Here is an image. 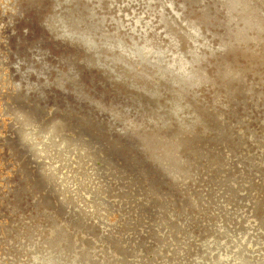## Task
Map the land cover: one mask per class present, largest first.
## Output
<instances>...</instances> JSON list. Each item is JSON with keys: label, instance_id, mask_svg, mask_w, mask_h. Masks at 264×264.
I'll list each match as a JSON object with an SVG mask.
<instances>
[{"label": "rangeland", "instance_id": "1", "mask_svg": "<svg viewBox=\"0 0 264 264\" xmlns=\"http://www.w3.org/2000/svg\"><path fill=\"white\" fill-rule=\"evenodd\" d=\"M26 1H28L27 3L29 4V6H27L28 4L26 3ZM32 1H33V3H32ZM36 2H34V0H24V2L26 3H23V4H21L20 5V3H21V0H0V35H2V36H0V104L2 105V106H0V109H2L4 106V108L5 109H2V110H0V116H2V117H0V239L2 240V241H0V264L2 263V264H11V263H13V262H15V263H20V264H26L27 262H30L31 261V255L33 254V253H31V252H33V250H30V251H28L27 252V254L26 255H24V253H22L21 251H20V253L19 254H17L18 252H19V250L18 249H21V248H23V245L25 244V243H27L26 242V239H25V234H26V237L27 236H29L28 234H29V232L30 233H32L33 232V234L34 233H36V232H40V231H42V232H44L45 231V229H47V231H46V233L44 234V235H51V236H54L55 235V233H54V230H53V227L51 226V223H50V221L51 220H53V222L54 223H56V224H58V225H61V226H63V225H66V226H63L64 228H65V230L68 232V237L70 238L69 240L70 241H72V242H74V243H76L75 245H73L72 243H70L72 246H74V247H78L77 249H79L80 251L82 250V251H88V252H90L91 254H92V256L93 257H95L96 259H98V260H100V261H102L103 259H104V257H101V256H104L106 253V256L110 259V260H112L113 259V261H115V259H119V260H121V258H123L124 256L126 257H124L129 263H133V264H138L139 262V264H148L149 262V264H152L154 261H156V262H154V264H181V262L183 261V263L182 264H186V261L188 262V264H195L196 262V264H201V263H203V264H224L223 262H225L226 260V264H237L238 262H240V263H238V264H241L242 262L240 261L241 259H243L245 262L247 261V260H250V261H247L246 262V264H264V260H263V258H264V228H262V227H264V194H260V193H264V160H262V157L264 156L263 155V153H264V131H262V130H264V127H263V125H264V43H263V46H262V42H264V35H262L261 37H259L258 35V38H257V36H256V34H257V32H254L253 34H252V32H251V37L252 38H250V39H248V41H249V43L248 42H246V41H241L242 43H243V46H242V44H240V47H239V44L236 46V48H238L239 47V51H238V53H237V51L235 50V48L234 49H232V50H234V51H236L235 53H233L232 52V55H230L231 54V51H228L229 49L228 48H222V47H220L219 46V44H221V39H219L220 37L222 38L223 36H224V33H225V30H223L224 29V27H222V25L223 24H221L220 25V23H223V22H220L221 20L223 21L224 20V18H222V17H224V15H225V12H223V11H225L224 10V8H220L221 7V5H220V3H218V0H215V3L213 2V0H206V1H204V0H200V1H198V0H176V3H175V1L174 0H170V2H169V0H165L166 2H163V0H123V2H125L129 7H132L131 9H128L129 7L127 6V10H125V7L126 6H122L123 4V2H120V1H122V0H118V2H120L119 3V5H121L122 6V8L119 6V5H117L118 4V2H117V0H114V3H117V4H114L113 3V1H111V0H109V1H107V2H105V0H91V1H89V0H87V1H85V0H75V1H72V0H65V3H63V1L64 0H51V3L49 2L48 3V0H35ZM44 1V2H43ZM50 1V0H49ZM57 1V2H56ZM68 3H67V2ZM78 1V2H77ZM80 1V2H79ZM81 1H82V3L84 4H87V6H88V8H86L87 6H85V4L83 5L82 3H81ZM88 1L89 2H91V7L93 8H91L90 7V4L88 3ZM95 3H94V2ZM114 4V5H112L111 4V2ZM130 1H133V5H137V7H135V6H133L132 5V2L130 3ZM144 1V2H143ZM150 1H152L151 3H153V4H151L150 3ZM156 1H157V3L160 1V3L159 4H157L156 3ZM163 3H162V2ZM168 1V2H167ZM173 1V2H172ZM184 3H183V2ZM187 1H189L188 2V4H187ZM191 1L193 2V1H195L194 2V4H191ZM201 1H203L201 4H200V2ZM211 1H212V3H211ZM216 1H217V3L220 5V7H219V5L216 3ZM254 1L255 0H253V3H254ZM262 1H264V0H260V2H259V0H256L255 1V5L257 6V4L258 5H260L259 7H261L262 8V11H263V13H264V10H263V5H264V2H262ZM31 2V3H30ZM40 2V3H39ZM58 2H60V4L58 3ZM79 3L78 5H77V3ZM99 2H102V5H103V7H102V5H98L99 4ZM104 2V3H103ZM110 2V3H109ZM143 2V3H142ZM179 2V3H178ZM209 4H211V5H209V8H204V6H208V3ZM258 2V3H257ZM43 3V4H42ZM46 3H48V4H45ZM56 3V4H55ZM70 3V4H69ZM71 3H73V4H71ZM108 3V5H106V4ZM124 3V5H126ZM139 3V4H138ZM146 3V4H145ZM147 3H150V4H147ZM154 3H156V4H154ZM164 4V6L162 5V4ZM168 5V7L169 8H167V6H166V4ZM174 4V5H172V4ZM183 3V4H182ZM190 3V4H189ZM198 3V4H197ZM33 4V5H32ZM35 4V5H34ZM36 4H39L38 5V7L36 6ZM54 4V5H53ZM57 4H58V6H57ZM65 4V6H63V5ZM96 4V5H95ZM101 4V3H100ZM104 4L106 5V7L104 6ZM177 4V5H176ZM185 4V5H184ZM196 4V5H195ZM205 4V5H204ZM213 4H216V5H213ZM20 5V6H19ZM25 5V7L23 8V9H21L20 10V8L19 7H23ZM32 5V6H31ZM41 5H43V6H41ZM60 5V6H59ZM73 5V6H72ZM77 7H76V6ZM83 5V6H82ZM101 6L100 8H98V7H93V6ZM112 5V6H111ZM116 5H117V7H116ZM141 5H143L142 7H141ZM147 5V6H146ZM149 5V6H148ZM159 5V6H158ZM163 6V8H162V6ZM174 6V7H176V8H171V6ZM189 5V6H188ZM192 5V7H193V9L192 10H194V11H192L191 12V8H190V6ZM201 5V6H200ZM203 5V6H202ZM45 6V7H44ZM61 6H62V8H61ZM67 6V7H66ZM80 6V7H79ZM81 6H82V9H81ZM107 6H108V8L109 9H107ZM139 6V7H138ZM144 6H146V8L148 9V11H147V9L144 7ZM158 6V7H157ZM184 6V7H183ZM197 6V7H196ZM200 6V7H199ZM212 6H214L213 8H215V6H217V8H215L214 10H213V8L212 9H210ZM30 7H33V8H30ZM37 7V8H36ZM41 7V8H40ZM58 7V8H57ZM60 7V8H59ZM64 7V8H63ZM90 7V8H89ZM112 7V8H111ZM115 7V8H114ZM134 7V8H133ZM141 7V8H140ZM150 7L152 8V10H150ZM153 7H154V9L156 10H154L153 9ZM181 7H183L184 9H187L188 10V8H190L188 11H185L183 8H181V10H179ZM186 7V8H185ZM188 7V8H187ZM196 7V8H195ZM199 7V8H198ZM219 7V8H218ZM17 8V10L19 9L20 11V16H21V18H20V16L19 17H17L15 20H12V19H5V18H7V17H5V16H3V13L4 14H7V15H10V14H12V12L15 10ZM25 8H27L26 10H25ZM30 8V9H29ZM35 8V9H34ZM42 8H43V10H42ZM48 10H47V9ZM53 8V9H52ZM77 8V9H76ZM79 8L81 9V11L85 8L86 10H88V11H86L85 10V12H87V13H85L84 12V10L82 11L84 14H82L81 13V11L80 12H78L79 11ZM96 8V9H95ZM102 8V9H101ZM117 8V9H116ZM121 8V9H120ZM136 8V9H135ZM140 10H139V9ZM197 8H198V10H197ZM203 10L202 12L200 11L201 9ZM204 8V9H203ZM31 9H33V10H31ZM36 9H38V10H36ZM50 9H52V10H54V11H51ZM56 9V10H55ZM58 9V10H57ZM71 9V10H70ZM94 9L95 10H97V9H101L100 11H94ZM106 11H105V10ZM119 9V11H120V13H121V10H122V12L123 13H119V11H117ZM159 9H162V10H159ZM173 9V10H172ZM196 9V10H195ZM207 9V10H206ZM211 10V13H210V10ZM217 9H220L221 10V12H220V10H219V12H218V10ZM23 10V11H22ZM36 10V11H35ZM67 11V13L65 12V11ZM77 10V11H76ZM113 10V11H112ZM128 10H130V11H128ZM149 10H150V13H149ZM185 11L186 12V14L184 13V14H182V12L183 11ZM213 10V11H212ZM215 10H217L216 12H217V14L214 12ZM26 11V12H25ZM28 11V12H27ZM30 11V12H29ZM39 11V12H38ZM47 11V12H46ZM50 11V12H49ZM92 11H94L95 12V15H96V17H95V15H92ZM102 11H104V12H102ZM110 12V14H109V12ZM129 13H127V12ZM132 11V12H131ZM142 11V12H141ZM145 11V12H144ZM152 11H154V12H152ZM165 11V12H164ZM176 11H177V13H178V15L176 14ZM196 11H197V13H196ZM204 11H207L209 14H210V16H209V14H207L209 17V19H207V15H206V13H204ZM10 12V13H9ZM22 12H24L25 13V15H24V13H22ZM37 12H38V14H37ZM49 12V13H48ZM55 12V13H54ZM65 12V13H64ZM108 14H107V13ZM113 12H116V13H113ZM125 12V13H124ZM138 13V14H135V13ZM139 12H140V14H139ZM161 12L163 13V14H161ZM167 12V13H166ZM169 12H172V15H171V13L169 14ZM181 12V13H180ZM189 12H191V13H189ZM194 12V13H193ZM213 12H214V14H213ZM223 12V13H222ZM27 13V14H26ZM29 13V14H28ZM36 13V14H35ZM51 13H53V14H51ZM63 14V16H62V14ZM70 15H69V14ZM76 13H78L77 15H76ZM105 13V14H104ZM113 13V14H112ZM118 13V14H117ZM130 13H131V15H130ZM152 13H154V14H152ZM187 13H189V14H187ZM218 13H221V14H218ZM33 14H34V17H33ZM49 14V15H48ZM55 14V19L52 17L53 15ZM67 14V15H66ZM82 14V15H81ZM86 14V15H85ZM89 16H88V15ZM91 14V15H90ZM97 14H98V16H97ZM115 14V15H114ZM119 14L120 15H122V16H119ZM123 14H124V16H126L127 17V19L128 20H126V18H124V16H123ZM142 14V15H141ZM147 14V15H146ZM149 14H150V16H149ZM169 14V15H168ZM174 14V15H173ZM193 14V15H192ZM213 16H212V15ZM28 15H29V17H28ZM41 15V16H40ZM44 17H43V16ZM46 15H48V16H46ZM60 15V16H59ZM67 16V18H66V16ZM77 18V19H75L74 20V16ZM84 15V16H83ZM110 15H112V16H110ZM134 15H135V17H134ZM136 15H137V17H136ZM141 15V17L145 20H143V19H141L139 16ZM157 15V16H156ZM161 15V16H160ZM171 15V16H170ZM182 15H184V16H182ZM185 15H190L189 17L188 16H186L185 17ZM201 15H203V16H201ZM217 15V16H216ZM222 16V17H220V16ZM24 16V17H23ZM69 16V17H68ZM85 16H87V17H85ZM92 18H91V17ZM101 16V17H100ZM107 16H109V18H106ZM118 18H116V17ZM119 16V17H118ZM133 18H132V17ZM144 16V17H143ZM145 16H146V18H145ZM147 16H149L148 18H147ZM153 18H152V17ZM164 16V17H163ZM169 16H170V19H169ZM176 16V17H175ZM182 16V17H181ZM199 16V17H198ZM220 17L218 20L215 18V17ZM263 16H264V14H263ZM50 18V19H52V20H50V19H47V18ZM52 17V18H51ZM70 17H72V18H70ZM79 17V18H78ZM82 17V18H81ZM93 17H95V18H93ZM98 17V18H97ZM100 17V18H99ZM115 17V18H114ZM122 17V18H121ZM131 19L130 21H129V18ZM154 17H156L155 19H157V21L154 19ZM167 17V18H166ZM187 18L188 17V19L186 20V19H184V18ZM192 17V18H191ZM201 17V18H200ZM215 18V19H211V18ZM22 18H25V19H22ZM38 18H40V23H37V20H38ZM45 18V19H44ZM56 18H57V20H56ZM64 18H66V19H64ZM81 18V19H80ZM87 18H89V19H87ZM99 20H97V19ZM111 18L114 20H116L117 22H115V21H113V20H111ZM136 18V19H135ZM140 18V19H139ZM151 19V20H149V23H147V21H148V19ZM160 18H161V20L162 21H160ZM173 18L175 19V20H173ZM184 19V20H182V19ZM222 18V19H221ZM20 19H21V21H20ZM27 19V20H26ZM47 19V20H46ZM58 19H60V20H58ZM61 19H63V20H65L66 22H64V24H61V23H63V20L61 21ZM68 19V20H67ZM71 19V20H70ZM84 19V20H83ZM87 20V22H86V20ZM105 19V20H104ZM106 19H107V21H106ZM134 19V20H133ZM141 21H139V20ZM152 19H153V21H152ZM159 19V20H158ZM178 19V20H177ZM190 19V20H189ZM193 19V22H197L198 23V25H199V27L201 26V25H203L205 28H202L203 26H201V30H206L205 32L204 31H199V32H195L196 34L198 33V35H195V33L194 32H192V30H189V28L190 27H188L189 25H190V22H191V20ZM197 19H199V20H197ZM202 19V20H201ZM204 19H207V20H204ZM7 20V21H6ZM24 20H26V21H24ZM35 20V21H34ZM43 20H44V22H46L45 23V25L44 24H42V23H44L43 22ZM78 20V21H77ZM82 20V21H81ZM96 20V21H95ZM103 20L105 21V22H103ZM121 20H123L122 22H121ZM139 22H138V21ZM169 20H170V22H169ZM177 20V21H176ZM181 20V21H180ZM196 20V21H195ZM214 22H213V21ZM29 21H30V23H29ZM33 21V22H32ZM42 21V22H41ZM51 21V22H50ZM58 21V22H57ZM69 21H72L73 23H74V25H78L76 28L78 29V27H80L81 28V30L80 29H76L75 27H74V25H73V23H71V22H69ZM77 21V24H75V22ZM82 22V24H85L84 25V27H83V25L81 24V23H79V22ZM85 21V22H84ZM89 21H90V23H89ZM94 21H95V23H94ZM131 23V27H130V24H129V22ZM136 21L138 22L137 24H142L143 23V25L141 26V24H140V28L138 27V25L137 24H135L136 23ZM154 21H156V22H154ZM158 21H160V22H158ZM174 21V22H173ZM198 21H200V22H198ZM206 21V22H205ZM216 21V22H215ZM217 21H219V22H217ZM12 22H13V24H12ZM35 22V23H34ZM51 24L52 22L54 23H52L51 25H55V26H50V24ZM68 22L69 23H71V27L69 26L70 24H68ZM84 22V23H83ZM99 23V24H97L96 25V23ZM115 22V24L116 23H118V22H121L120 24H118V25H120V28H118V30H117V27H118V25H115V28H113L114 27V23ZM135 22V23H134ZM150 22H152L153 24H151ZM164 23L163 25L166 27H164L163 25H161V23ZM173 23V26H172V24H171V26H172V30H173V32L175 31V28H176V31H175V33H176V36H177V44H175V46H172V48L170 49V51L169 50H167V52L169 53H167V52H165V55H164V60L167 62V61H171L172 59L171 58H173V56H171V55H174V53H179L180 55L182 54V57L185 55V56H187L188 58L191 56V54L194 52L193 50H195V53H197V52H199L198 50H200V49H204V50H208L207 52H204L205 54H203V52L201 53V51H200V53H197L199 56H203L204 58H203V61L205 60V61H208L209 62V65H208V63L207 62H204L205 63V65H207L208 67H214V71L210 68H208L207 67V69H206V66L204 65V63H202L201 62V64H203L201 67L204 69V71H206V70H208L209 69V71L208 72H205V74H206V76H207V74H208V79H207V81L205 82V83H197L196 85L197 86H199L198 87V90H199V88L200 89H202L203 87H202V85L203 84H206V86L204 87V89H206V90H197L196 88H197V86H195V84L193 85V86H191V87H189L190 89H188V88H186L187 90H189V92L187 91V90H185V91H187V92H185V93H187L186 95H182V97H179V92H182L181 91V86H180V84H176V82H173L172 80V78H173V76H172V72L170 73V71H171V69H169V71H167V72H165V73H163V74H161V76L163 77H161L160 76V73L158 74V72H157V70L158 69H155V68H157V67H150L149 68V66H148V64L147 63H149L150 61H153V57L155 56L154 55V53L153 52H147V51H145V53H144V55H143V57L141 58L142 59V61L144 60V58H145V62H144V64H143V62L141 61V59H136L137 61L136 62H138V61H140V62H138L137 64H138V69L139 70H141L142 69V71H145V69L146 70H150V72H149V74H148V76L150 75L151 76V74H152V71H153V73L154 74H152V76H154L153 78H152V76H151V78L150 77H148L147 78V80H148V84H147V80L146 79H144V80H146V81H140V79H138L137 81H136V79L137 78H135L132 74H130V73H127V71H126V65L127 66H129L130 64V62H127V63H125L127 60H125L127 57L126 56H128L127 55V52L126 51H128L129 49H128V44H129V48L131 47V46H133V43H134V45L136 44V47H137V43H141V41H143L141 44H140V46H142L143 45V43L145 42V40H152V39H157L156 38V35L159 33V31H160V33L162 34V33H164V31H166L167 32V27L169 26V29H171V27H170V24L168 25L167 23ZM180 22V23H179ZM185 22H187V23H185ZM202 22V23H201ZM204 22L206 23V24H209V23H213V26L211 25V24H209V25H211V27L212 28H214L215 27V25H216V29L214 28V30L210 27V26H205L204 25ZM208 22V23H207ZM263 22H264V20H263ZM60 23V24H59ZM86 23H87V25H89V26H86ZM94 23V24H93ZM101 23V24H100ZM104 25H103V24ZM105 23H107V24H105ZM110 23V24H109ZM147 23V24H146ZM157 24V26L158 25H161V26H156V24ZM160 23V24H159ZM175 23V24H174ZM177 23V24H176ZM186 25H185V24ZM32 24H33V26H32ZM38 24L40 25V27L42 28H40L39 26H38ZM58 24V25H57ZM67 24V25H66ZM112 24V25H111ZM125 24H128V25H126V26H124ZM148 26H146V25ZM149 24V25H148ZM155 24V25H154ZM167 24V25H166ZM179 24H180V26L181 27H178L179 26ZM184 24V25H183ZM187 24H189V25H187ZM7 25H9V26H7ZM11 25H12V27H11ZM17 26V27H14V26ZM48 25H49V27H48ZM63 25H65V26H67L66 28L63 26ZM73 25V26H72ZM79 25H81V26H79ZM96 25V26H95ZM101 25H102V27L104 26L105 27V29H106V32H105V30H104V27H103V33H106L105 34V36L103 35V33H102V31L100 30V29H102L101 28ZM111 27H109V26ZM134 25H137V26H134ZM144 25H145V27H146V29H145V27H144ZM153 26V27H155V28H153V34H154V37L152 38V35H151V33L152 32H150V30L152 31V28H151V26ZM178 25V26H177ZM218 25H220L219 27H221L220 29H219V27L217 28V26ZM29 26V27H28ZM37 26V27H36ZM45 26H46V28H45ZM62 26V27H61ZM87 28H86V27ZM96 29H94L93 27ZM117 26V27H116ZM133 26V27H132ZM150 26V27H149ZM163 26V27H162ZM264 26V25H263ZM12 29H11V28ZM14 27V28H13ZM22 27H23V29H22ZM54 27V29H53V31L55 30V28H57L56 29V31H54V32H56V33H54V32H52V33H54L53 34V36H52V33H51V31H52V28ZM60 27V28H59ZM91 27V28H90ZM123 29H122V28ZM136 27V28H135ZM137 27H138V29H137ZM157 27V28H156ZM188 27V28H187ZM210 27V28H209ZM234 27V26H233ZM19 28V29H18ZM34 28V29H33ZM50 29V31H49V29ZM63 28V29H62ZM68 28H70V29H68ZM85 28L88 30V32H91L90 34L88 33V32H86L87 30H85ZM92 28H93V30H92ZM99 28V30L97 31V29ZM124 28H127V30L125 31L124 30ZM134 28V29H133ZM141 28H143L142 29V31L145 29V33H144V31H143V33L141 32ZM149 28H151L150 30H149ZM160 28L161 29H164V31L163 30H160ZM187 28V29H186ZM18 29V30H17ZM25 29V30H24ZM38 29V30H37ZM44 29V30H43ZM64 29H66L65 31H63ZM71 29H72V31H71ZM74 29V30H73ZM131 29H133L132 31H131ZM137 29V30H136ZM154 29L156 30V33H155V31H154ZM180 29V30H179ZM184 31V34L185 33H189V34H186V35H184V34H179V31L181 32V33H183L182 32V30ZM191 29V28H190ZM221 32L220 34H223L222 36L220 35L219 36V32H218V30ZM23 30V31H22ZM33 30V31H32ZM48 32H47V31ZM60 30V31H59ZM68 30V31H67ZM79 31V33L78 34H76L77 32ZM85 30V31H84ZM91 30V31H90ZM114 30V31H113ZM119 30H121V32L119 31ZM133 32V34L135 33V32H137V34L135 33L134 35H135V37H133L132 36V33L130 32ZM149 32H148V31ZM158 30V31H157ZM178 30V31H177ZM207 30H208V32H209V30H210V32L209 33H207ZM5 33H4V32ZM24 31H26V32H28V33H26V32H24ZM32 31V32H31ZM35 31V32H34ZM43 31H45L44 33H43ZM83 31V32H82ZM93 31H94V33H93ZM97 31V32H96ZM114 33H113V32ZM117 31H118V33H117ZM127 31H129V33L127 32ZM135 31V32H134ZM162 31V32H161ZM186 31V32H185ZM189 31V32H188ZM211 31H212V34H211ZM215 31V32H214ZM3 32V33H2ZM31 32V33H30ZM33 32H34V34H33ZM41 32V33H40ZM58 32H59V34H58ZM62 32V33H61ZM65 32H69L68 34L67 33H65ZM80 32H82V33H80ZM146 32H148V33H146ZM165 32V33H166ZM193 34H192V33ZM201 32V33H200ZM204 32V33H203ZM224 32V33H223ZM12 33V34H11ZM14 33H16V34H14ZM24 33H26V34H24ZM51 35V36H49V34ZM64 33V34H63ZM75 33V34H74ZM85 33V34H84ZM108 33H111V34H108ZM120 33H122L121 34V37H119L120 35ZM126 33L128 34L127 36H126ZM131 33V34H130ZM141 33H142V35H141ZM160 33L157 35V37H158V39L156 40L157 42H158V40L159 41H164L165 43H163V41L162 42H160L161 44H159V43H157V45L158 46H160V47H164V44H165V48L167 47L166 46V44H168L169 45V35H167V33H166V39L168 40H165V39H162V38H165V37H163L164 35H165V33H164V35L162 34V35H160ZM191 33V34H190ZM203 33V34H202ZM21 34L23 35V36H21ZM44 34H46V36L44 35ZM55 34H57V35H55ZM83 34V35H82ZM94 34H96V35H94ZM102 34V35H101ZM113 34H114V36H113ZM139 34V35H138ZM144 34H146V35H148V36H143ZM150 34V35H149ZM199 34H202V38L200 37L201 35H199ZM206 34H207V36H206ZM208 34H210V35H208ZM218 34V35H217ZM6 35V36H5ZM12 35H13V38H12ZM19 35V36H18ZM36 35V36H35ZM62 35V37H60ZM76 35V36H75ZM80 36V35H82L83 36V38L81 37H79V38H76V37H78V36ZM93 35V36H92ZM108 36V38H107V36ZM111 35V36H110ZM131 35V36H130ZM136 35L137 36H139V37H137L136 38ZM185 36V37H183V36ZM191 37H190V36ZM195 37V39H194V37ZM205 35V36H204ZM253 35H255V36H253ZM260 35V34H259ZM11 38H10V37ZM17 36V37H16ZM20 36L21 37H23V38H20ZM41 36V37H40ZM44 36V37H43ZM55 36V37H54ZM58 36V37H57ZM70 36V37H69ZM71 36H72V38H71ZM74 36V37H73ZM88 36V37H87ZM101 36H103L102 37V39H100L101 38ZM125 36V37H124ZM130 36V37H129ZM151 36V37H150ZM206 38H204V37ZM210 36H214V37H210ZM215 36H216V38H215ZM219 36V37H218ZM5 37V38H4ZM9 37V38H8ZM48 37V38H47ZM52 37V38H51ZM64 37V38H63ZM67 37H69L68 39H67ZM91 37H93V38H91ZM105 37V38H104ZM114 37H118L119 38V41H118V39L117 38H115L114 39ZM140 37H141V39H142V37H144L143 38V40H141L140 39ZM145 37H148V38H146L145 39ZM181 39L180 41H179V38ZM182 37H183V40L185 39V41H183L182 40ZM197 37V38H196ZM210 37V38H209ZM218 37V38H217ZM263 37V38H262ZM7 38V39H6ZM16 38L18 39L17 41L18 42H20V41H22V42H20V43H18V42H16ZM56 38H58V39H56ZM73 38H74V40H73ZM88 38V39H87ZM103 38H104V40H103ZM106 38H107V40L108 41H105L106 40ZM110 38V39H109ZM121 38V39H120ZM124 38H125V40H124ZM128 38H130V40L128 39ZM132 38H135L134 39V41H133V39ZM208 38L210 39L209 40V42L208 41H205V40H208ZM215 38V39H214ZM256 40H254V39ZM4 39H6V40H4ZM9 39V40H8ZM13 39V40H12ZM29 39V40H28ZM48 39V40H47ZM49 39H50V41H49ZM54 39H55V43H56V46H55V43H54ZM67 39V40H66ZM75 39H77V40H75ZM83 39V40H82ZM90 39V40H89ZM187 39V40H186ZM189 39V40H188ZM192 41H191V40ZM200 39V40H199ZM203 39V41H205V42H202L201 40ZM212 39L213 40H215V41H212ZM218 39V40H217ZM251 39H253V44H254V46H252V40ZM263 39V40H262ZM20 40V41H19ZM24 40H28V41H24ZM43 40V41H42ZM46 40V41H45ZM60 40V41H59ZM69 40V41H68ZM70 40H72V41H70ZM91 40H93V42H94V44H95V46H96V44H97V49L95 48V49H90L92 46H93V42H92V44H91ZM101 40V41H100ZM118 42H117V41ZM121 40V41H120ZM122 40H124V41H122ZM128 40L130 41V42H128ZM194 40V41H193ZM196 40V41H195ZM220 40V41H219ZM259 40V41H258ZM3 41H4V43H3ZM39 41H42L41 42V44H40V42ZM47 41H49V42H47ZM59 43H58V42ZM75 41V42H74ZM78 42V44L80 43L81 44V46H80V44H79V47H76V46H78V44H76L77 42ZM80 41V42H79ZM83 41V42H82ZM102 41H103V43H105V44H103L102 43ZM105 41V42H104ZM109 41H111V42H115V44H114V42L112 43V44H114V46H117V44H119V46H117V48L116 49H118V50H115V53L114 52H112L111 50H107V49H105V45H112V44H110V42ZM133 43H132V42ZM137 41V42H136ZM139 41V42H138ZM166 41H167V43H166ZM187 41V42H186ZM199 41H201V42H199ZM261 41V42H260ZM8 44H7V43ZM24 42V43H23ZM95 42H97V43H95ZM180 42H181V46H180ZM185 42L187 43V44H185ZM188 42L190 43V42H192V43H190V44H188ZM214 42V43H213ZM17 43V44H16ZM38 43V47H39V49L41 48V50H43V51H45V52H47V58H46V64H45V67H46V69H47V67H49L46 71H48V74H47V78H48V80H47V78L45 77L44 78V80L43 79H38V72H39V70H40V67L42 66L41 65V63L40 62H37V59H36V57L34 56L35 55V53L39 50L38 49V47L36 46V44ZM69 44V47H68V44ZM101 43V44H100ZM117 43V44H116ZM125 43V44H124ZM183 43V44H182ZM194 43H195V46H196V44H197V46L195 47L194 46ZM199 43V44H198ZM200 43H201V46H202V48H201V46H200ZM210 44V46H209V44ZM248 43V44H247ZM258 43V46H256V44ZM64 44H65V46H66V48H68L67 49V51H66V49H65V46H64ZM207 44H208V46H207ZM7 46H9V47H7ZM16 46V47H15ZM33 46V47H32ZM73 46H75L74 47V49H76V52H75V50L72 48L71 49V47H73ZM83 46V47H82ZM102 46V47H101ZM120 46H123V47H120ZM139 46V47H140ZM184 46V47H183ZM187 46V47H186ZM188 46L191 48H188ZM192 46H194L193 48H192ZM198 46H200V48L198 47ZM222 46V45H221ZM249 46H250V49H249V51L247 50L248 48H249ZM256 46V47H255ZM23 47H24V49H23ZM29 49H27V48ZM46 47V48H45ZM87 48V50H86V48ZM90 47V48H89ZM99 47V48H98ZM124 47L125 48H127V49H124ZM179 47V48H178ZM204 47H206V48H204ZM207 47H209V48H207ZM220 47V48H219ZM245 48V49H243V48ZM258 47V48H257ZM7 48H9V51H8V49ZM16 48V49H15ZM20 48V49H19ZM21 48L23 49L22 51H20V53L18 52L19 50H21ZM25 48L28 50H25ZM37 48V49H36ZM44 48H45V50H44ZM56 48V49H55ZM79 48H80V50H79ZM93 48V47H92ZM101 48V49H100ZM104 48V49H103ZM123 49V51H125V55L123 54L122 55V53H123V51H122V49ZM138 48V47H137ZM176 48V49H175ZM178 48V49H177ZM187 49L186 50V52L188 53H190V56H188L189 54H187V53H185V50L184 49ZM195 48V49H194ZM198 50H197V49ZM215 48V49H214ZM217 48V49H216ZM243 50H242V49ZM257 48V50L258 51H256V53H259V54H257V56H256V53H254L255 52V50L254 49H256ZM260 48V49H259ZM15 49V50H14ZM34 49V50H33ZM47 49V50H46ZM60 49V50H59ZM70 49V50H69ZM82 49V50H81ZM101 50V51H99V50ZM121 49V50H120ZM189 49H190V51H189ZM213 50V52H211L212 50ZM221 49V52L222 51H224L225 50V53L228 51V55L227 54H223V52H222V54H221V52L219 51V50ZM227 49V50H226ZM240 49L242 50V51H240ZM17 50V51H16ZM31 50V51H30ZM35 50H36V52H35ZM52 50H53V52H52ZM81 51V53L79 52L78 53V51ZM83 50H84V52H86V53H84L83 52ZM94 50V51H93ZM95 50H98L100 53V55H98L97 56V54L96 53H94V54H92L91 55V51H93V52H95ZM178 50V51H177ZM184 50V51H183ZM196 50H197V52H196ZM214 50H216L215 52H214ZM6 51H8V52H6ZM66 51V52H65ZM71 51V52H70ZM90 53H89V52ZM105 51H106V53H105ZM107 51H109L108 53H111V54H109V57L107 56L108 55V53H107ZM111 51V52H110ZM120 52V51H122V52H120V54L122 55V57H123V59H121L120 61H116V62H118V65L117 64H115L116 62L114 61V56H117L119 53H117L116 54V52ZM174 51V52H173ZM180 51H182L181 53H180ZM191 51H193V52H191ZM250 51H253L252 53H251V58H250ZM259 51H263V52H259ZM6 52V53H5ZM12 52V53H11ZM18 52V53H17ZM30 52V53H29ZM31 52H33V53H31ZM49 52H50V55H49ZM97 52V51H96ZM243 53L242 55H246L247 56V58H246V56L244 57V56H241L240 55V53ZM244 52H245V54H244ZM247 52H249L248 53V55H247ZM23 53V54H22ZM26 54V56H24L25 54ZM53 53V54H52ZM59 53V57H58V54ZM60 53H61V55H60ZM63 53H65V55H63ZM66 53H68V54H66ZM71 53V54H70ZM74 53V54H73ZM76 53V54H75ZM78 53V54H77ZM102 53L104 54V55H102ZM112 53H113V55L114 56H112ZM213 53V54H212ZM230 53V54H229ZM262 53H263V55H262ZM15 54H17V56L19 55V54H21V55H19L20 57H17ZM29 54V55H28ZM85 56H84V55ZM88 54V55H87ZM119 54V55H120ZM154 55V56H152V55ZM169 56H171V57H168V55ZM211 54H212V56L214 55V54H216V56L218 55V56H220V58H221V60L219 59V57L218 58H215L216 56H213V57H211ZM221 54V55H220ZM237 54H239L240 55V57H239V55L237 56ZM255 54V55H254ZM7 55H9V56H7ZM51 55H53V56H51ZM64 57H63V56ZM67 55V56H66ZM70 55V56H69ZM72 55H77V56H72ZM78 55L80 56V58L78 57ZM93 55H95V56H93ZM102 55V56H101ZM118 55V56H119ZM150 55V56H149ZM255 57H254V56ZM260 55V56H259ZM7 57V59H6V57ZM16 58V61H15V58ZM22 56H23V59H22ZM30 56H33V58H35V59H33V58H31ZM56 56V57H55ZM72 56V57H71ZM88 56H90V57H88ZM105 56H107L108 58H109V61L111 62H108L107 60H108V58L107 57H105ZM124 56H125V59H124ZM148 56L151 58V59H149L148 58ZM152 56V57H151ZM221 56H225V58H223V57H221ZM227 56V57H226ZM231 56H232V60H231ZM233 56H235L236 58L238 57V59H235V57H233ZM259 56V57H258ZM14 59H13V58ZM24 57H26L25 58V60H24ZM61 57V58H60ZM66 57H68V58H66ZM84 57V58H83ZM87 57L89 58V60L87 59ZM92 57V58H91ZM95 57V58H94ZM97 57V58H96ZM101 57H102V60H101ZM103 57H105V58H103ZM165 57L167 58V59H169V60H167V59H165ZM210 57V61L209 60H207L208 58ZM253 57V58H252ZM257 57V58H256ZM50 58H51V60H50ZM58 58V59H57ZM75 58V59H74ZM86 58V59H85ZM107 58V59H106ZM112 60H111V59ZM147 58V59H146ZM183 58H186V57H183ZM187 58V59H188ZM207 58V59H206ZM211 58H214V59H212L211 60ZM222 58H223V60H222ZM249 58V59H248ZM263 58V59H262ZM4 59V60H3ZM9 59H10V62H9ZM26 59H27V61H26ZM28 59H29V61H28ZM31 59V60H30ZM54 59V60H53ZM61 59H63V60H61ZM68 60V59H71V60H68V62L66 61V60ZM83 59V60H82ZM92 59V60H91ZM96 59V60H95ZM97 59H98V61H97ZM224 59H225V61H224ZM226 59H228L227 61H226ZM19 60V61H18ZM36 60V61H35ZM75 62H77L78 61V63H75ZM88 60V61H87ZM95 62H94V61ZM103 60L106 62V64H105V62H103ZM260 60H263V61H260ZM4 61V62H3ZM8 61V62H7ZM24 61V62H23ZM57 61H58V63H57ZM66 61V62H65ZM81 61H82V63H81ZM84 61V62H83ZM91 62V64H90V62ZM101 61H102V63H101ZM112 61H113V63H112ZM125 61V62H124ZM213 61V62H212ZM217 63H216V62ZM227 62L228 63V66H231V67H228L225 63V65L222 63V62ZM250 61V62H249ZM255 62V63H253V62ZM259 61V63H257ZM14 62H15V64H16V67H14L15 66V64H14ZM22 64H21V63ZM26 62H28V63H26ZM32 62V63H31ZM33 62L35 63V64H33ZM53 62V63H52ZM56 62V63H55ZM69 62L71 63V65L72 66H70V64H69ZM90 64V66L87 64ZM93 62V63H92ZM96 62H99V63H96ZM121 62H123L122 63V66H119V65H121ZM232 64H234V65H236V66H234V68H232V66L233 65H230L231 63ZM237 62V64H235ZM7 63V64H6ZM19 63V64H18ZM23 63H25L24 65H23ZM36 63H38V64H40V65H37ZM51 63V64H50ZM67 63V64H66ZM94 63H96V64H94ZM124 63H125V65H124ZM140 63V64H139ZM151 63V62H150ZM149 63V64H150ZM207 63V64H206ZM230 63V64H229ZM2 64H4V65H2ZM27 64V65H26ZM52 64H53V67H50V66H52ZM61 64H62V66H61ZM73 64H75L76 65V67H75V65H73ZM82 64V65H81ZM85 64H87L88 66H86ZM94 64V65H93ZM104 64H105V66H104ZM112 66H111V65ZM145 65V64H147V65H145V66H147V67H145V69H144V67H143V65ZM222 64V65H221ZM261 64H262V66H261ZM8 66L7 68H8V70H7V68H5L4 66ZM11 65V66H10ZM21 65L25 68H23V67H21ZM29 65V66H28ZM34 65H35V67H34ZM37 65V66H36ZM48 65H50V66H48ZM58 67H57V66ZM70 67H68V66ZM79 65V66H78ZM97 65H100V66H97ZM101 65H103L102 67H101ZM114 65H116V66H114ZM142 65V66H141ZM212 65H216V66H212ZM224 65V66H223ZM253 65H255L254 67H253ZM10 66V67H9ZM27 66V67H26ZM74 66V67H73ZM85 68H84V67ZM92 66V67H91ZM97 66V67H96ZM111 66V67H110ZM121 67L120 69H122V70H124L125 69V73H126V75H129V80H128V76L126 77L125 76V73L122 71V70H120V69H118L119 67ZM124 66V67H123ZM252 66V67H251ZM259 66H260V68H259ZM17 67H19L20 69H22V71H25L26 69H30L28 72H30L29 74H31V75H29V77H30V81H23V83H22V81L21 80H19L18 81V78H19V76H20V73H19V71H17L16 73H15V71L17 70L16 68ZM30 67V68H29ZM60 67V68H59ZM65 67H67V68H65ZM86 67H88V68H86ZM95 67V68H94ZM101 67V68H100ZM109 67V68H108ZM115 67H117V69L114 68ZM217 67V68H216ZM226 67H228V68H230V69H228V68H226ZM251 67V68H250ZM255 67H257L259 70H256V68ZM262 67V68H261ZM11 68V69H10ZM33 68V69H32ZM51 68H53V69H51ZM58 68V69H57ZM62 68V69H61ZM78 70H77V69ZM92 68V69H91ZM102 68H103V70H102ZM105 68V69H104ZM141 68V69H140ZM253 68H254V73H253ZM14 69H15V71H14ZM39 69V70H38ZM55 69V70H54ZM56 69H57V72H56ZM67 69V70H66ZM70 69V70H69ZM75 70V71H73V70ZM83 69H84V71H83ZM112 69V70H111ZM206 69V70H205ZM225 69V70H224ZM239 69V70H238ZM32 70V71H31ZM35 70V71H34ZM51 70V71H50ZM62 70V71H61ZM80 70V71H79ZM98 70V71H97ZM101 70V71H100ZM106 70H108L107 72H105ZM119 72H118V71ZM155 70V71H154ZM217 70V71H216ZM231 70V71H230ZM236 70V71H235ZM241 70V71H240ZM242 70H243V72H242ZM255 70H256V72H255ZM27 71V70H26ZM53 71V72H52ZM59 71H61V72H59ZM74 72L72 75H70L72 72ZM89 71V72H88ZM110 71H112L114 74H117V72H118V75H114L112 72H110ZM115 71V72H114ZM117 71V72H116ZM210 71H211V75H210ZM225 71V72H224ZM244 71L246 72V71H251V72H249V74L246 72V73H244ZM261 71V72H260ZM14 72V73H13ZM32 72V73H31ZM35 72H36V74H35ZM52 73V75H50L51 73ZM67 74H66V73ZM71 72V73H70ZM80 72V73H79ZM83 74H82V73ZM99 72V73H98ZM104 72V73H103ZM216 73V74H214V76H212L213 74L212 73ZM224 72V73H223ZM226 72L229 74H226ZM232 72V73H231ZM34 73V74H33ZM62 73H64L65 75H66V77H65V75L64 74H62ZM69 73V74H68ZM106 73V76H104L103 74H105ZM112 73V74H111ZM123 75V77L125 76L126 77V80H125V78L123 79V77H121L122 75ZM124 73V74H123ZM157 73V74H156ZM168 73V74H167ZM223 73V74H222ZM243 73V74H242ZM262 73V74H261ZM13 74H15V76L16 77H14L13 78ZM59 74V75H58ZM76 74H78L77 76H78V80H77V76H76ZM80 74V75H79ZM108 74V75H107ZM110 74L111 75H113V76H110ZM155 74H156V76H155ZM165 74V75H164ZM171 74V75H170ZM242 75V78H241V75ZM57 75V76H56ZM61 75V76H60ZM64 75V76H63ZM83 75V76H82ZM131 75H132V77H131ZM158 75V76H157ZM169 75V76H168ZM222 75V76H221ZM232 75V76H231ZM240 75V76H239ZM261 75V76H260ZM32 76V77H31ZM63 76V77H62ZM103 76H104V78H103ZM108 76V77H107ZM160 76V77H159ZM170 76H172V77H170ZM212 76V77H211ZM226 76V77H225ZM230 76V77H229ZM239 76V77H238ZM243 76L245 77V79H243ZM258 76H260L259 78V82H258ZM35 77H36V80H35ZM72 77L75 79V77H76V79L74 80V79H72ZM85 79H84V78ZM116 77V78H115ZM156 77V78H155ZM169 77V78H168ZM227 78V80L226 79H224V78ZM233 79H232V78ZM240 78V79H238V78ZM250 77V78H249ZM51 80H50V79ZM54 79V81H53V79ZM61 78V79H60ZM65 80H64V79ZM70 78V79H69ZM84 79V80H82L81 81V79ZM93 78V79H92ZM113 78V79H112ZM118 78H122L123 80H119ZM134 80H133V79ZM158 78H160L159 79V82H158ZM164 79V80H162V79ZM171 78V79H170ZM214 78V79H213ZM263 78V79H262ZM70 80V81H68V80ZM107 79H110V80H108V81H105V80H107ZM113 81H112V80ZM116 79V80H115ZM133 81H132V80ZM154 81V79H155V81L153 82L152 80ZM168 81H167V80ZM223 79V80H222ZM228 79H229V81H228ZM234 79H236V80H234ZM250 79H251V81H250ZM17 80V81H16ZM38 80H40V81H42V82H44V85L43 86H40L38 83L40 82V81H38ZM68 82H67V81ZM72 80H74V81H77V82H73ZM130 80H131V82H130ZM143 80V79H142ZM166 80V81H165ZM226 80V81H225ZM16 81V82H15ZM36 81V82H35ZM81 81V82H80ZM88 81V82H87ZM112 83H111V82ZM114 81H118V83L120 82V84L119 85H117L118 83L117 82H115L114 83ZM128 81V82H127ZM143 82V83H141L142 85H140L139 83H137V82ZM158 82L159 84L158 85H156V83L155 82ZM213 83H212V82ZM231 81H232V83H231ZM239 81V82H238ZM242 81H243V84H242ZM247 83H246V82ZM20 82V83H19ZM24 82H26V83H24ZM30 82V83H29ZM33 82V83H32ZM50 82V83H49ZM54 82V83H53ZM85 82V83H84ZM105 82V83H104ZM121 82H123V83H121ZM128 84H127V83ZM130 82V83H129ZM134 82V83H133ZM136 82V83H135ZM145 82V83H144ZM154 83V84H150V83ZM169 82V83H168ZM227 82V83H226ZM229 82V83H228ZM27 83L29 84V85H27ZM47 85H49L50 84V86H51V88L50 89H48V87H45V86H47ZM52 83H53V85H52ZM64 83V84H63ZM72 83H74V84H72ZM76 83H78V84H76ZM84 83V84H83ZM96 83V84H95ZM117 83V84H116ZM125 83H126V85H125ZM163 83H164V85H163ZM165 83H168V85H170V87H168V85H166ZM209 83H210V86L208 87V85H209ZM226 83V84H225ZM235 83V84H234ZM238 83V84H237ZM241 83V84H240ZM246 83V84H245ZM250 83H251V85H250ZM254 83V84H253ZM258 83L260 84V85H258ZM17 84V85H16ZM19 84V85H18ZM31 84H34L33 86L34 87H37V88H34ZM36 84V85H35ZM38 84V85H37ZM85 84H86V87L88 88H86L85 87ZM106 84V85H105ZM109 84H111V85H109ZM117 86H116V85ZM139 84V85H138ZM145 84V85H144ZM147 84V85H146ZM149 84H150V86H149ZM171 84H172V86H171ZM174 84H176V85H174ZM200 84H201V86H200ZM208 84V85H207ZM221 84V85H220ZM224 84V85H223ZM231 84V86H228V85H230ZM240 84V85H239ZM248 84H249V87L247 88V86H248ZM22 85H24L23 86V88L25 89L26 88V86H27V88H26V90H23V88H22ZM26 85V86H25ZM31 85V86H30ZM72 85V86H71ZM74 85V86H73ZM104 85L106 86V87H104ZM107 85H109L108 87H107ZM135 85H136V87H135ZM152 85V86H151ZM163 85V86H165V87H161V86ZM174 85V86H173ZM216 85V86H215ZM218 85H219V88H218ZM234 85V86H233ZM255 85H257L256 87H258V88H256L255 87ZM42 87V88H40V87ZM52 86H54V87H52ZM64 86H66V87H64ZM76 86V88H74ZM77 86H79V88H77ZM113 88H112V87ZM124 86V88H123V92H122V87ZM130 86V87H129ZM141 86H145L146 87V91H144L145 90V87H142L141 88ZM156 86V87H155ZM158 86H160L159 88H158ZM180 86V87H179ZM213 86H215L214 87V89L215 88H217L216 89V91L213 89ZM222 86V87H221ZM251 86V87H250ZM254 86V87H253ZM259 86H260V88H259ZM16 87H19V88H16ZM29 87H31V89L29 88ZM41 89V91H42V89H43V91H42V93H41V91L39 92V88ZM47 88L46 90L44 89V88ZM61 89H59V88ZM103 87H104V89H103ZM126 87V88H125ZM128 87H129V89H128ZM132 87V88H131ZM137 87H138V89H140V90H138L137 89ZM156 88V90L157 91H155V90H153V88ZM167 87H168V89H167ZM173 87V88H172ZM177 87V88H176ZM194 87V88H193ZM212 87V88H211ZM221 87V88H220ZM234 89H233V88ZM242 87V88H241ZM21 88V89H20ZM68 88V89H67ZM86 88V89H85ZM96 88V89H95ZM154 88V89H155ZM160 88H161V90H160ZM164 88H166V89H164ZM192 88V89H191ZM20 89V90H19ZM28 89V90H27ZM39 89V90H38ZM67 89V90H66ZM76 89L79 91V92H77L76 91ZM80 89V90H79ZM130 89H133V90H131L130 91ZM135 89V90H134ZM149 89H151V90H149ZM211 89H213V91L211 90ZM220 89H222V90H220ZM225 89V90H224ZM244 89V91H242ZM249 89H251L250 91H249ZM260 89L262 90V93H261V91H260ZM21 90H23V91H21ZM30 90H31V92H30ZM34 90V91H33ZM37 90V92H35ZM50 90V91H49ZM65 90L69 93L68 94V97H70L71 96V98H67V94H65V93H67V92H65ZM72 92H71V91ZM73 90H74V92H76L75 94H77V95H79L78 96V98H77V95H75L74 94V92H73ZM88 90V91H87ZM91 90H93L94 92H92ZM120 90V91H119ZM127 90H128V92H127ZM153 90V91H152ZM163 90H164V92H163ZM168 92H166V91ZM174 92H173V91ZM211 90V91H210ZM229 90V91H228ZM247 90V91H246ZM259 90V91H258ZM16 91H19V92H21L19 95H21V96H19V95H17L16 93H19V92H16ZM63 91V92H62ZM71 93H70V92ZM87 91V92H86ZM114 91H116V93L114 92ZM118 91V92H117ZM131 92V94H130V92ZM132 91H134V92H132ZM138 91V92H137ZM139 91H140V93H139ZM141 91H143V92H141ZM149 91H151V92H149ZM210 91V92H209ZM232 91V92H231ZM252 91V92H251ZM25 92V93H24ZM29 92L31 93V94H29ZM32 92H34L33 94H32ZM45 93V95H44V93ZM91 92V93H90ZM125 92V93H124ZM147 92V93H146ZM159 92V93H158ZM162 92V93H161ZM170 92V93H169ZM197 92V93H196ZM207 92V93H206ZM209 92V93H208ZM212 92H215V93H212ZM220 92V93H219ZM225 92V93H224ZM228 92V93H227ZM251 92V93H250ZM254 92H256L255 94H254ZM27 93V94H26ZM39 94V95H36V94ZM41 93V94H40ZM48 93H50V94H48ZM53 93V94H52ZM64 93V94H63ZM79 93V94H78ZM96 93V94H95ZM102 93V94H101ZM105 93V94H104ZM118 93V94H117ZM134 93V95H133V98H132V94ZM137 93V94H136ZM141 93H143V94H141ZM146 93V94H145ZM156 94V96L158 97V95H159V97L161 98L160 99V101H159V97L156 99L155 97V95L154 94ZM164 93V94H163ZM185 93H183V94H185ZM220 95H219V94ZM226 93H227V95L229 94V96H227L226 95ZM236 93V94H235ZM243 93H245V94H243ZM250 93V94H249ZM260 93V94H259ZM44 96H43V95ZM94 94V95H93ZM98 94H99V96H98ZM122 94H124V96L126 97H124ZM138 94H141L140 96L138 95ZM162 94V95H161ZM165 94H167V96L165 95ZM170 94V95H169ZM193 95V96H195L196 97V99H195V97H193V96H191V95ZM210 94V95H209ZM213 94H214V96H213ZM216 94V95H215ZM219 96H218V95ZM242 94V96H240ZM252 94H254L255 96L253 97V95ZM261 97L262 96V98H260L258 95ZM262 94V95H261ZM14 95H16V96H13ZM23 95V96H22ZM30 95V96H29ZM32 95V96H31ZM51 95V96H50ZM120 95H122V97L120 96ZM129 95V96H128ZM135 95H136V97L137 98H135ZM138 95V96H137ZM144 95V96H143ZM152 95V96H151ZM190 95V96H189ZM197 95V96H196ZM232 95H233V97L236 95V97H234V98H232ZM244 95V96H243ZM250 95H251V97L252 98H254L253 99V101H252V98H250ZM18 96L20 97V99L18 98ZM25 96H27L28 97V99H27V97H25ZM38 96V98H35V97H37ZM39 96H41V97H39ZM95 98H94V97ZM147 96H150V98L149 97H147ZM175 96V97H174ZM185 96V97H184ZM189 96V97H188ZM217 96L219 97V99L217 98ZM240 96V97H239ZM250 98H248V97ZM7 97V98H6ZM11 97H13V98H11ZM17 97V100L16 99H14V98H16ZM30 97V98H29ZM42 97H44V98H42ZM49 97V98H48ZM76 97V98H75ZM91 99H90V98ZM93 97V98H92ZM140 97H145V98H141V99H139ZM154 97V98H153ZM167 97V98H166ZM192 97V98H191ZM222 97V98H221ZM227 97L229 98V99H227ZM244 97V98H243ZM247 97V98H246ZM9 98H11V99H9ZM34 98V99H33ZM39 98H41V99H39ZM80 98V99H79ZM84 100H82V99ZM105 100H104V99ZM117 98H120V99H118V102H117ZM123 98V99H122ZM128 98H132V99H128ZM135 98V99H134ZM151 98H153V99H151ZM172 98V99H171ZM185 98V99H184ZM190 98V99H189ZM210 98V99H209ZM214 98H215V100H214ZM225 100H224V99ZM231 98H232V100H231ZM13 99V100H12ZM36 99V101H34ZM46 99V100H45ZM51 99V100H50ZM92 99L94 100L93 101V103H92ZM103 99V100H102ZM137 99V100H136ZM151 99V100H150ZM174 99V100H173ZM181 99H182V101H181ZM212 99V102H210V100ZM217 99H218V101H217ZM243 99V100H242ZM244 99H246L247 100V102H246V100H244ZM257 99V100H256ZM262 99V100H261ZM15 100V101H14ZM21 100V101H20ZM26 100V101H25ZM32 100V101H31ZM44 101L43 103H41V101ZM48 100H50V101H48ZM78 100H79V102H78ZM82 100V101H81ZM90 100H91V102H90ZM98 100H99V102L102 104H100L99 102H98ZM114 100H116V102L117 103H115V101ZM125 100H126V102H125ZM133 100H134V102H133ZM135 100H136V102H138V103H136L135 102ZM138 100H140L141 101V103H143L144 105L142 106V105H140L141 103H140V101H138ZM168 100H169V102H168ZM173 100V101H172ZM178 100V101H177ZM190 100H195L196 101V103H195V105L193 104V102H191ZM207 100H209V101H207ZM221 100H223V101H221ZM227 100V101H226ZM230 100V101H229ZM235 100H237L236 102H238V108L239 109H241V110H239L238 108H237V106H236V102H235ZM18 101V102H17ZM22 101L23 102H25L24 104V106L22 107ZM39 101V102H38ZM78 102V104H77V102ZM81 101V102H80ZM86 101V102H85ZM113 101V102H112ZM129 101H131V103L129 102ZM189 101V102H188ZM194 101V102H195ZM227 102V103H224V102ZM241 101H243V103L241 102ZM2 102V103H1ZM18 104H21V105H18ZM21 102V103H20ZM35 103V105H34V103ZM36 102H38V103H36ZM88 102V103H87ZM90 102V103H89ZM99 103V104H97V103ZM120 102V103H119ZM126 104H124V103ZM147 102H149V103H147ZM155 102L157 103V102H159V103H157V106H156V104H155ZM164 102V103H163ZM174 102H175V104H174ZM186 102V103H185ZM190 102L192 103V104H190ZM198 102V103H197ZM224 103V105L223 104H221V103ZM232 102V103H231ZM235 102V103H234ZM241 102V103H240ZM6 103H8V104H6ZM33 103V104H32ZM41 103V104H40ZM46 103H47V105H46ZM67 103V104H66ZM80 103V104H79ZM85 103V104H84ZM118 103H119V105H118ZM134 103H135V105H134ZM146 103V104H145ZM151 103V104H150ZM171 103V104H170ZM184 103V104H183ZM216 103H218V105L219 106H217V104ZM258 103V104H257ZM261 105H260V104ZM27 104V105H26ZM43 104H44V106H43ZM49 104V105H48ZM124 104V105H123ZM147 104H149V105H147ZM162 104H163V106H162ZM169 104V105H168ZM173 104V105H172ZM177 104V105H176ZM187 104L189 105V106H187ZM201 104V106L199 107V105ZM212 104H215L217 107H215V106H213ZM247 104V105H246ZM7 105H8V108L11 110H9L8 108H7ZM12 105V106H11ZM18 105V106H17ZM29 105L31 106V107H29ZM36 105H37V108L38 109H36L35 107H36ZM42 105V106H41ZM65 105H67L68 106V108H66L67 106H65ZM71 105V106H70ZM90 105H93L91 108H90ZM96 105H97V107H96ZM101 107H99V106ZM108 105V106H107ZM112 107H110V106ZM128 105V106H127ZM139 107V108H137V106ZM152 105H153V107H152ZM212 105V106H211ZM222 105L224 106L223 108H222ZM227 105V106H226ZM239 105H241V106H239ZM253 105V106H252ZM258 105V106H257ZM26 106V107H25ZM40 106V107H39ZM72 106H75V107H72ZM79 106V107H78ZM82 106H83V109H81L82 108ZM89 106V107H88ZM95 106V107H94ZM105 106V107H104ZM106 106H107V108H106ZM118 106V107H117ZM119 106H121V107H119ZM130 106L132 107V109L130 108ZM134 106H135V108H134ZM160 106L162 107L161 109H159L160 108ZM177 106V107H176ZM184 106V107H183ZM225 106L226 107H228V108H225ZM235 106H236V108H235ZM250 106H251V109H250ZM257 106V107H256ZM263 106V107H262ZM2 107V108H1ZM44 107V108H43ZM47 107V108H46ZM70 107H72L71 109H70ZM77 107V108H76ZM84 107H86L85 109H84ZM94 107V108H93ZM98 107H99V109H98ZM103 107V108H102ZM126 107V108H125ZM142 107H144V108H142ZM145 107H147V108H145ZM150 109H149V108ZM155 107H158V108H155ZM181 107V108H180ZM186 107V108H185ZM219 107L221 108V109H219ZM243 109H242V108ZM248 107V109H246ZM259 107V108H258ZM16 108H18V109H16ZM25 108H27V109H25ZM29 108H30V110H31V108L33 109V108H35V110L37 111V113H38V117L40 118V119H42L41 121L42 122H46V123H48L47 124V127H48V129L46 128V130L47 131H51V129H52V132L53 133H56V135H59V137L57 138L58 140H67L66 141V143H67V146L69 147V150H67L68 149V147H67V149H62V147L60 146H58L57 147V145L59 144L60 145V142H58L57 141V145H55L54 144V146H49L48 147V151L47 150H45L44 152H46L47 151V153H48V156H47V153L45 154H42V153H39V149L37 148V150H35L34 151V148L32 147H30L29 146V148L28 149H26V147H24L25 146V144L23 145L22 143H24V141H25V138H24V136L21 134V132H20V129H21V127H22V124L21 125H18L19 123L18 122H20V120H21V117H23V116H19V114H17L16 112L17 111H21V114L24 112V110H26V111H30L29 110ZM74 108H76V109H74ZM110 110H109V109ZM114 108V109H113ZM117 108V109H116ZM119 108V109H118ZM125 108V109H124ZM137 108V109H136ZM142 108V109H141ZM152 108V109H151ZM175 108H177V109H175ZM188 108V109H187ZM193 108V109H192ZM195 108V109H194ZM246 110H245V109ZM253 108V109H252ZM261 108V109H260ZM262 108H263V110H262ZM14 111H13V110ZM40 109V110H39ZM81 109V110H80ZM88 109V110H87ZM105 109V110H104ZM113 109V110H112ZM116 109V110H115ZM122 109V110H121ZM123 109H124V111H123ZM137 110V112H136V110ZM139 109V110H138ZM143 109H146V110H143ZM147 109H148V111H147ZM153 109H154V111H153ZM181 109V110H180ZM200 109V110H199ZM222 109H223V112H222ZM237 109V110H236ZM260 109V110H259ZM6 110H8V111H10V112H12V113H10V112H6ZM39 110V111H38ZM42 110H43V112H42ZM85 110V111H84ZM102 110V111H101ZM126 110H127V112H126ZM133 110H135V112L133 111ZM141 110V111H140ZM142 110H143V112H142ZM157 110V112H155ZM161 110V111H160ZM163 110V111H162ZM177 110V111H176ZM189 110V112H187ZM196 110V111H195ZM234 112H233V111ZM242 110L244 111L243 113H242ZM255 110V111H254ZM262 110V111H261ZM2 111H3V113H2ZM16 111V112H15ZM25 111V112H26ZM90 111L92 112V111H94L92 114L94 115V117H92V115H91V113H90ZM106 111V112H105ZM108 111V112H107ZM122 111H123V113H122ZM129 111V112H128ZM131 111V112H130ZM161 113H160V112ZM165 111V112H164ZM172 111V112H171ZM185 113H183V112ZM198 111H199V113H198ZM232 111V112H231ZM250 111V112H249ZM41 112H42V116H41ZM45 112H46V114H45ZM86 112V113H85ZM98 112V113H97ZM110 112H112V114L113 113H115L114 115H112ZM121 112V113H120ZM124 112H126L125 114H126V116L124 117ZM140 112V113H139ZM141 112L143 113V114H141ZM149 112V113H148ZM219 114H218V113ZM221 112V113H220ZM251 114V116H249L250 114ZM258 112V113H257ZM5 113V114H4ZM13 113H15V114H13ZM20 113V112H19ZM90 115H88V114ZM102 113H103V115H102ZM130 113L132 114V115H130ZM137 113H139V116H138V114ZM146 113V116H148L147 118L145 117V114ZM148 113V114H147ZM150 113H151V116H150V118H149V115H150ZM154 113V115L152 116V114ZM160 113V115L162 116V118H164V120H165V122H167L166 123V125H164L165 123H164V121H163V119L161 118V116H158V114ZM167 113H168V115H167ZM170 113V114H169ZM175 113V114H174ZM191 113V114H190ZM222 113H224V114H222ZM233 113H235V114H233ZM242 113V114H241ZM245 113V114H244ZM255 115H254V114ZM257 113V114H256ZM4 114V115H3ZM39 114H40V116H39ZM99 114V115H98ZM106 114V115H105ZM112 116H111V115ZM119 114H121L120 116H119ZM156 114V115H155ZM197 115V114H199V115H197V116H194V115ZM244 114V115H243ZM246 114H247V116H246ZM249 114V115H248ZM263 114V115H262ZM14 115V116H13ZM129 115V116H128ZM144 115V116H143ZM175 115V116H174ZM179 115V116H178ZM192 115H193V117H192ZM222 116V117H220V116ZM230 116L229 118H228V116ZM236 115V116H235ZM260 115V117H258ZM261 115H262V117H261ZM15 116H16V118H15ZM101 116V117H100ZM130 116H131V118H130ZM135 116H137V117H135ZM191 116V117H190ZM199 116V117H198ZM217 116V117H216ZM238 116V117H237ZM246 116V117H245ZM249 116V117H248ZM42 117V118H41ZM92 117V118H91ZM105 117V118H104ZM119 117H121V118H119ZM139 117V118H138ZM157 117V118H156ZM175 117H177L176 119H175ZM192 118V119H190V118ZM195 117V118H194ZM197 117H198V119H197ZM234 119H233V118ZM242 117H243V119H242ZM255 117H257V118H255ZM38 118V119H39ZM96 118H97V120H96ZM100 118V119H99ZM109 118V119H108ZM133 118V119H132ZM140 118L141 119H143V118H146V120H144L143 119V121L142 120H140ZM154 118H156L157 120H155ZM220 118V119H219ZM225 118V119H224ZM237 118V119H236ZM247 118H248V120H247ZM16 119H18L19 121H17ZM39 119V120H40ZM64 119V120H63ZM90 119H91V122H90ZM95 119V120H94ZM148 119V120H147ZM162 119V120H161ZM189 119V120H188ZM194 119V120H193ZM223 119H224V121H223ZM227 119V120H226ZM229 119V120H228ZM245 119V120H244ZM258 119L259 120H261V121H258ZM15 120H16V122H15ZM112 120V121H111ZM119 120V121H118ZM138 120H140V121H138ZM151 120V121H150ZM153 120H154V123L156 124V125H154V123L152 124V122H153ZM159 120V121H158ZM188 120V121H187ZM193 122H192V121ZM196 120V121H195ZM202 120V121H201ZM218 120V121H217ZM219 120H221L220 122L222 123V125L220 124V122H219ZM226 120V121H225ZM237 120V121H236ZM255 120H256V122H255ZM100 121H103V122H100ZM107 122V123H104V122ZM123 121V122H122ZM134 121V122H133ZM161 121H162V123L163 124H161ZM263 121V122H262ZM22 123H23V121H21ZM20 122V123H21ZM62 122H64L63 124H62ZM100 122V123H99ZM110 122V123H109ZM126 124H125V123ZM135 122H137V123H135ZM147 122V123H146ZM189 124H188V123ZM193 123V125L192 124H190V123ZM199 122H200V124H199ZM236 122V123H235ZM239 122H240V124H239ZM243 122H245V124H242ZM247 122H249V123H247ZM254 122L255 123H257V124H255L254 125ZM45 123V124H46ZM98 123V124H97ZM112 123H113V125H112ZM124 123V124H123ZM132 123V124H131ZM145 123V124H144ZM183 123H187L186 125L188 126H186L185 124H183ZM195 123H196V125H195ZM223 123H227V125L229 124H231V123H233V125L231 124V126H227V127H229L228 129H227V127H225L224 126V124ZM253 123V124H252ZM260 123V124H259ZM12 124V125H11ZM17 124V125H16ZM94 124V125H93ZM99 124H101L100 126L102 127V126H104V124H105V126L104 127H102V128H98L97 126H99ZM110 125V126H108L107 127V125ZM131 124V125H130ZM140 124V125H139ZM143 124V125H142ZM146 124H148V125H146ZM149 124H151V125H149ZM161 126H160V125ZM198 124V125H197ZM201 124H202V126H201ZM206 125V126H203V125ZM217 125L216 127L214 126V125ZM219 124H220V126H219ZM239 124V125H238ZM246 124H249L248 126L246 125ZM13 125H14V127H13ZM49 125V126H48ZM57 125H58V127H57ZM66 125V126H65ZM97 125V126H96ZM117 125H120L121 127H123L122 125H124V127L123 128H120V126H117ZM139 125V126H138ZM143 127H142V126ZM153 125V127H151ZM165 127H164V126ZM191 125V126H190ZM226 125V124H225ZM246 125V126H245ZM257 125V126H256ZM12 126V127H11ZM16 126V127H15ZM112 126H113V128H112ZM130 126V127H129ZM137 126V128H135ZM145 126V127H144ZM149 126H150V128H149ZM159 126L161 127V128H159ZM179 126L180 127H184L186 130L184 131V129H180L179 128ZM187 128H186V127ZM192 126H194L193 128H192ZM197 128H196V127ZM210 126V127H209ZM214 126V127H213ZM220 128H219V127ZM244 126H245V128L247 127V129H245L244 128ZM253 126H256V127H253ZM56 127V128H55ZM95 127V128H94ZM97 127V128H96ZM115 127V128H114ZM116 127H118V128H116ZM128 127V128H127ZM139 127V128H138ZM159 129H158V128ZM201 127V128H200ZM205 127H207V129L205 128ZM212 127V128H211ZM253 127V128H252ZM19 128V129H18ZM50 128V129H49ZM63 128V129H62ZM143 128V129H142ZM149 128V129H148ZM164 128H167L166 130H163ZM196 128V129H195ZM205 130H203V129ZM222 128V129H221ZM223 128H225V129H223ZM252 128V129H251ZM255 128H257V129H255ZM94 129V130H93ZM96 129V130H95ZM102 129V130H101ZM120 129H122V130H120ZM126 129H128V132H130V133H128L127 132V130ZM133 129L134 130H137V131H133ZM139 129V130H138ZM148 129V130H147ZM162 129V130H161ZM176 131H175V130ZM180 129V130H179ZM187 129H188V131H187ZM191 129H192V132L194 133V134H196L195 135V137H194V134L193 133H191ZM193 129H195V131L193 130ZM197 129H199V130H197ZM211 130V131H209V132H207V130ZM215 129V130H214ZM218 129V130H217ZM220 129V130H219ZM249 129V130H248ZM262 129V130H261ZM62 130V131H61ZM112 130V131H111ZM123 130H124V132H123ZM126 130V131H125ZM130 130V131H129ZM132 130V131H131ZM151 130V131H150ZM156 130V131H155ZM159 130H161V131H159ZM173 130V131H172ZM201 130H203V131H201ZM221 130H225V131H222L221 132ZM248 130V131H247ZM96 131H98V132H96ZM118 131V132H117ZM140 131H142L141 133H140ZM149 131V132H148ZM166 131L168 132V133H166ZM180 131V132H179ZM189 132L188 134L190 135H192V136H188L187 134V136L188 137H186L185 136V132ZM198 131V132H197ZM250 131V132H249ZM253 131V132H252ZM18 132H20V133H18ZM133 133V135L135 134V136L133 137V135L131 136L130 134H132ZM156 134V132H157V135L155 136V134ZM159 132H161V133H159ZM176 132V133H175ZM181 132L184 134H181ZM186 132V133H187ZM201 132L203 133L202 135H200L201 134ZM206 132V133H205ZM217 134H216V133ZM221 132V133H220ZM225 132V133H224ZM227 132V133H226ZM244 132L246 133V134H244ZM262 132V133H261ZM81 133V134H80ZM120 133V134H119ZM126 135H125V134ZM136 133H137V135H136ZM139 133V134H138ZM148 133V134H147ZM153 133V134H152ZM170 133H172V135L170 134ZM200 133V134H199ZM229 133V134H228ZM231 133V134H230ZM232 133H233V135H235V137H233V135H232ZM250 133H251V135H250ZM19 134V135H18ZM63 134V135H62ZM111 134H113V135H111ZM161 134V135H160ZM163 134H164V136H163ZM167 134V135H166ZM168 134H169V136H171V137H169L168 136ZM205 134V135H204ZM215 134L218 136V137H216L215 136ZM260 134H261V138H260ZM95 135V136H94ZM119 135H122V136H120L119 137ZM141 135V136H140ZM144 135H146V137L144 136ZM176 135V136H175ZM220 135V136H219ZM226 135H227V137H226ZM230 135V136H229ZM238 135V136H237ZM239 135L241 136V137H239ZM243 135V136H242ZM244 135H245V138H244ZM253 135V136H252ZM257 135V136H256ZM62 136V137H61ZM124 136H127L126 138L124 137ZM138 136V137H137ZM154 136V137H153ZM160 136H162V138H159ZM167 136V137H166ZM177 136H178V138H177ZM186 138H185V137ZM196 136H198L199 138H197ZM201 136V137H200ZM202 136H204V137H202ZM215 136V137H214ZM221 136H222V138L223 139H220L221 138ZM246 136H251L250 138L253 140V142L251 141V139L249 138V137H246ZM118 137V138H117ZM129 137H130V139H129ZM142 139H141V138ZM146 139H144V138ZM176 137V138H175ZM183 137V138H182ZM189 137H194L195 139H193V138H189ZM231 137H232V139H234V140H232L231 139ZM240 139H239V138ZM256 137V138H255ZM259 137V138H258ZM23 138H24V140H23ZM79 138H81V142L79 141L80 139ZM136 138H137V140H136ZM151 138H152V141H151ZM156 138V139H155ZM169 138H171L170 140H169ZM190 139V140H188V139ZM217 138V139H216ZM228 138H230V139H228ZM247 138H249V140L247 139ZM254 138H255V140H254ZM21 139H22V141L23 142H21ZM99 139V141H97ZM107 139H108V142H107ZM122 139V140H121ZM126 141H125V140ZM130 141H129V140ZM153 139H154V141H153ZM161 139V140H160ZM162 139H165V140H169V141H171V142H166L165 140H162ZM173 139H174V141H173ZM176 139V140H175ZM183 141H182V140ZM186 139V140H185ZM191 139H193V140H191ZM197 139V140H196ZM198 139H200L199 141H198ZM219 139V140H218ZM226 139V140H225ZM236 139V140H235ZM244 139V140H243ZM258 139H259V141H258ZM76 140H77V142H76ZM83 140V141H82ZM120 140V141H119ZM131 140H133L132 142H131ZM136 140V141H135ZM148 140L150 141V144L148 143ZM204 140V141H203ZM205 140H207V141H205ZM223 140V141H222ZM239 140L241 141L242 140V142H244L243 144L241 143V142H239ZM251 141V143L253 144L254 143V141H255V143H257V144H253L254 145V147H253V145L251 146L250 144L251 143H248V141ZM69 141V142H68ZM75 141V142H74ZM112 141V142H111ZM115 141V143H113ZM116 141L118 142V143H116ZM139 141L141 142V143H139ZM147 141V142H146ZM159 141V142H158ZM160 141H165V142H161L160 143ZM176 141H177V144H176ZM178 141H180V142H178ZM185 141V142H184ZM188 141V142H187ZM192 141V142H191ZM217 141V142H216ZM229 141V142H228ZM239 142V143H241L242 145H240L239 143H236V142ZM19 142V143H18ZM74 142V143H73ZM85 144V147L82 145L83 143ZM106 142V143H105ZM109 142H111L112 144H110ZM131 142V143H130ZM143 142V143H142ZM144 142H145V144H144ZM152 142V143H151ZM156 142V143H155ZM184 142V143H183ZM187 142V143H186ZM204 142V143H203ZM212 142V143H211ZM215 142V143H214ZM222 142H224V143H222ZM227 142L229 143V144H227ZM236 143V145L234 144V143ZM263 144V145H261V147H259L258 145H260L261 143ZM68 143H69V145H68ZM78 143H80V145H82L81 147H78V146H80ZM88 145H87V144ZM105 143V144H104ZM138 143V144H137ZM166 145H165V144ZM170 143V144H169ZM173 143H175L174 144V148H172V145H173ZM186 143V144H185ZM193 143V144H192ZM197 143H198V145H197ZM206 143V144H205ZM221 143V144H220ZM246 143V144H245ZM260 143V144H259ZM5 144H7V145H5ZM18 144H20V145H18ZM22 144V145H21ZM71 144H73V146L75 147L76 145V147H77V149H76V147L74 148ZM96 144H98V145H96ZM103 144H104V146H103ZM118 144H119V146H118ZM125 144H126V146H125ZM129 144H130V146H129ZM135 144H137L136 146H135ZM142 144V145H141ZM147 144V145H146ZM150 146H149V145ZM153 144H155L153 147H152V145ZM160 144H162V146L160 145ZM164 144V145H163ZM167 144H169L168 146H167ZM191 144V145H190ZM202 144V145H201ZM214 144H215V146H214ZM223 146V147H219V148H221V149H219L218 148V146ZM225 146H224V145ZM231 144H232V146H231ZM239 144V146H237ZM245 144V145H244ZM247 144H249V146H251V148L249 147L248 148V145ZM70 145H71V147H72V149H71V147H70ZM93 145V146H92ZM101 145H102V147L103 148H101ZM123 147H122V146ZM128 145V146H127ZM177 145V146H176ZM180 145H182V146H180ZM187 145V146H186ZM190 145V146H189ZM201 145V146H200ZM205 145V146H204ZM209 145V147H207ZM226 145H228V146H226ZM17 146L18 147H21L20 149L18 148L17 149ZM56 146V147H55ZM88 146V148H86ZM98 146H100V148L98 147ZM156 146H158V148L156 147ZM165 146H167V149L165 148ZM176 146V147H175ZM180 148H179V147ZM189 146V147H188ZM197 146H199L198 148H197ZM203 146V147H202ZM232 148H231V147ZM236 146V147H235ZM258 146V147H257ZM22 147H23V150H22ZM55 147V148H54ZM84 147V148H83ZM90 147V148H89ZM100 149H98V148ZM128 147H130V148H128ZM133 147V148H132ZM136 147V148H135ZM171 147V148H170ZM191 147H194V148H191ZM215 149H214V148ZM241 147H243V148H240ZM246 147V149H244ZM254 149H253V148ZM257 147V148H256ZM263 147V148H262ZM17 150H16V149ZM25 148V149H24ZM59 148V149H58ZM83 148V149H82ZM96 148V149H95ZM137 148H138V150H137ZM143 148H145V149H143ZM150 148V149H149ZM151 148H153V150L151 149ZM163 148H165V149H163ZM184 148H186V150L184 149ZM188 148V149H187ZM205 148H208V150L206 149L205 150ZM211 148V149H210ZM217 148H218V150H217ZM225 148H229V152L231 151V155L232 156H230V154H227L229 157H231V158H229V157H227V155H226V152H227V150L228 149H225ZM231 148V149H230ZM236 148V149H235ZM261 148V149H260ZM31 149V150H30ZM47 149V148H46ZM55 149H57L56 151H55ZM75 149V150H74ZM79 149V150H78ZM131 149H134V150H131ZM137 151H136V150ZM149 149V150H148ZM156 149H157V151H156ZM162 151H161V150ZM177 149H178V151H179V149H180V151H179V153H178V151H177ZM190 149V150H189ZM201 149V150H200ZM214 150V152H213V150ZM234 149L237 151V152H241L240 150H242V152L240 153V154H238L237 152H236V156L234 155L235 153H234ZM244 149V150H243ZM260 149V150H259ZM22 152H21V151ZM27 150H29V152L27 151ZM76 150L78 151V152H80V150H82L80 153H85L86 155H82L81 156V154H79V156L80 157H82V160L80 159H78V152H76ZM88 150V151H87ZM105 150V152H103ZM122 150V151H121ZM130 150V151H129ZM151 150V151H150ZM158 150H160V151H158ZM164 150V151H163ZM166 150V151H165ZM169 150H170V156L171 157H169L168 155H169ZM212 150V151H211ZM220 150V151H219ZM248 150V151H247ZM260 152H259V151ZM16 151V152H15ZM20 151V152H19ZM24 151V152H23ZM26 151L30 154H28V153H26ZM33 151H34V153H33ZM55 151V152H54ZM62 151H64V154H63V152ZM73 151V152H72ZM107 151V152H106ZM113 151V152H112ZM127 151H129V152H127ZM141 151H143V152H141ZM150 151V152H149ZM156 151V152H155ZM175 151H176V153H175ZM183 151V152H182ZM185 151V152H184ZM189 151V152H188ZM192 153H191V152ZM195 151H197V153L195 152ZM201 152V154H203L202 155V157L201 156H199V154H200V152ZM210 153H209V152ZM221 151H223V152H221ZM226 151V152H225ZM244 151H246V152H244ZM252 151V152H251ZM31 152H32V154H31ZM59 152H60V154H59ZM75 152V153H74ZM109 152H112V153H109ZM152 152V153H151ZM153 152H155V153H159V155H158V153L157 154H155V153H153ZM168 153V155L166 156V154ZM218 152H219V154H218ZM228 152V153H229ZM232 152H233V154H232ZM248 152H249V154L251 155V157L253 158V159H255V157H256V159H259V160H253V159H251L250 158V155L248 154ZM251 152V153H250ZM262 152V153H261ZM22 153H23V155H22ZM26 153V154H25ZM42 154V156L40 157V155H37V154ZM55 153V154H54ZM71 153V154H70ZM73 153V154H72ZM113 153H115L114 155H112L111 156V154H113ZM122 153V154H121ZM143 153V155H141ZM150 153V154H149ZM162 153V154H161ZM163 153H165V155L163 154ZM181 153H182V156H185V157H187V156H189V157H187V158H182V156H181ZM183 153H185V154H183ZM208 153V154H207ZM212 153V154H211ZM214 153V154H213ZM221 153L224 155V156H226V158L227 159H225V157H223L222 155H221ZM244 153V154H243ZM252 153H255L254 154V156H252ZM34 154H36V155H34ZM49 154H50V157L51 158H49ZM132 156H131V155ZM146 154H147V156H146ZM174 154H177V155H174ZM180 154V155H179ZM191 154V155H190ZM205 154V155H204ZM215 154H216V156L218 157H216L215 156ZM245 154H247V156L245 155ZM28 155V156H27ZM31 155H33L32 157H31ZM58 155H60V157H58ZM62 155V156H61ZM69 155H72V156H69ZM90 155V156H89ZM92 155V156H91ZM127 155V156H126ZM155 157V158H157L158 156H160L159 158H157V160L158 159H160V160H156V159H153V160H155L154 162H152L153 160H152V157ZM155 155V156H154ZM156 155H158V156H156ZM211 155H213V156H215L214 158H213V156H211ZM223 157V160L220 158L221 156ZM238 155V156H237ZM241 157H240V156ZM242 155H243V157H245L247 160H243L244 158L242 157ZM245 155V156H244ZM37 156H38V158H37ZM43 156H45L44 158H42ZM56 156V157H55ZM99 156V157H98ZM141 156V157H140ZM176 156H178V157H176ZM192 156V157H191ZM206 156H207V158H206ZM208 156H210V157H208ZM234 156V158H232ZM249 156V157H248ZM28 157V158H27ZM40 157V158H39ZM55 157V158H54ZM62 157V158H61ZM72 157V158H71ZM77 157V158H76ZM89 157V158H88ZM136 157V158H135ZM147 157L149 158V159H147ZM167 157H169V158H167ZM176 159H180L181 160V162H179L177 159L175 160L174 158ZM191 157V158H190ZM236 157H237V159H238V161H236V163H235V160H236ZM240 157V158H239ZM35 158V159H34ZM47 160H46V159ZM61 158V159H60ZM68 158H69V160H70V162H69V160H68ZM71 158V159H70ZM105 158V159H104ZM106 158H107V160H106ZM162 158V159H161ZM164 158H166L165 160H164ZM189 158H190V160L191 161H189ZM199 158H202V159H200L199 160ZM206 158V159H205ZM215 158H217L216 160H215ZM250 158V159H249ZM35 161H34V160ZM41 159V160H40ZM43 159V160H42ZM45 159V160H44ZM56 159H59V161L57 160L56 161ZM133 159H134V161H133ZM136 159V160H135ZM142 159V160H141ZM151 159V160H150ZM169 159V160H168ZM186 159V160H185ZM224 159H225V161H224ZM228 159H231V160H228ZM234 159V160H233ZM263 159H264V157H263ZM30 160V161H29ZM32 160V161H31ZM52 160V161H51ZM61 160V161H60ZM77 160V161H76ZM166 161V163L165 162H162V161ZM171 160V161H170ZM183 160V161H182ZM188 160V161H187ZM207 160V161H206ZM210 160H212V161H210ZM223 161V163H222V161ZM228 160V161H227ZM243 160V161H242ZM42 161V162H41ZM62 161H64V162H62ZM68 161V162H67ZM81 161V162H80ZM151 161V162H150ZM174 161V162H173ZM184 161H185V163H184ZM187 161V162H186ZM215 161V162H214ZM219 161V162H218ZM229 161H231V163H234V165L233 164H230L229 163ZM232 161H234V162H232ZM253 161V162H252ZM257 161H259V165H258V162ZM66 162H67V164H66ZM140 162V163H139ZM157 162H159V163H157ZM162 162V163H161ZM171 162H172V165H171ZM184 163V165H183V163ZM189 162H191V163H189ZM194 162V163H193ZM218 162V163H217ZM225 162V163H224ZM245 162H249V163H247V165L246 164H244ZM255 162V163H254ZM263 164H262V163ZM29 163V164H28ZM34 163H35V165H34ZM56 163V164H55ZM60 163V164H59ZM76 163V164H75ZM107 163V164H106ZM130 163H131V165H130ZM149 163H151L150 165H146V164H149ZM164 163V164H163ZM168 163H170V164H168ZM181 165H180V164ZM187 163V165H185ZM196 163V164H195ZM241 164V163H243V164H241V165H238L237 166V164ZM31 164H32V166H31ZM37 164H39L38 166H37ZM46 164V165H45ZM72 166H71V165ZM111 165L110 167H109V165ZM135 164V165H134ZM140 164H142V165H140ZM154 164V165H153ZM175 164H176V167H175ZM180 166H178V165ZM188 164H189V167H188ZM193 164H194V167H196V166H199V168L198 167H196V169H194V167H193ZM197 164H199V165H197ZM213 164V165H212ZM222 164H228V166H226V165H224L225 167H223V165ZM251 164V165H250ZM254 164H256V165H254ZM44 165V166H43ZM48 165V166H47ZM64 165V166H63ZM67 165L69 166H71V168H70V166L68 167V168H70V169H68L67 168ZM77 165V166H76ZM79 165V166H78ZM106 165V166H105ZM144 165L145 166H147L146 168L144 167ZM165 165V166H164ZM192 165V166H191ZM219 165V166H218ZM222 165V166H221ZM229 165H231V166H229ZM243 165V166H242ZM246 165V166H245ZM252 165H254V166H252ZM27 166H29L28 168H27ZM41 166V167H40ZM60 166V167H59ZM63 168H62V167ZM66 166V167H65ZM118 166V168H120V169H116V167ZM122 166H123V168H122ZM154 166V167H153ZM160 166V167H159ZM178 166V167H177ZM185 166H186V168H185ZM200 166H201V168H200ZM233 166V167H232ZM250 166V167H249ZM42 167L44 168L45 167V169L43 170L42 169ZM66 169H65V168ZM77 167L79 168V169H77ZM127 167V168H126ZM134 167H135V169H134ZM143 167V168H142ZM161 167H164L162 170L164 171H162L161 170ZM167 167H168V169H167ZM173 167V168H172ZM177 168L176 170H178L179 171V169H180V171H179V175H178V172L177 171H175V170H173V169H175V168ZM193 167V169L194 170H196L195 172L198 174L197 176H195V172L192 170L191 171V168ZM203 167V168H202ZM217 167H219L218 169H220V170H218L217 169ZM231 168V170H229L230 168ZM259 167V168H258ZM62 168V169H61ZM112 168V169H111ZM146 170H145V169ZM148 168V169H147ZM152 168V169H151ZM156 168H157V170H156ZM159 168V169H158ZM179 168V169H178ZM184 168H185V170L187 171L188 170V173L187 172H185L184 171ZM189 168H190V170H189ZM197 168H198V170H197ZM212 168V169H211ZM224 168V169H223ZM226 168V169H225ZM227 168H229V169H227ZM234 168H238L237 170H234ZM240 168H241V170H240ZM248 168H249V170H248ZM258 168V169H257ZM27 169V170H26ZM37 169V170H36ZM111 169V170H110ZM126 169V170H125ZM130 169V170H129ZM150 169V170H149ZM167 169V170H166ZM199 169H201V170H199ZM203 169V170H202ZM221 169H223V170H221ZM255 170V174H253L254 172L252 171V170ZM26 170V171H25ZM30 170V171H29ZM43 170V171H42ZM97 170H99L98 172H97ZM104 170V171H103ZM129 170V171H128ZM133 170V171H132ZM138 171V173H137V171ZM149 170V171H148ZM171 170V171H170ZM176 172L175 173V175H174V172ZM227 170V171H226ZM247 170V171H246ZM260 170H262V172H260ZM25 171V172H24ZM41 171H42V173H41ZM45 171H47V172H45ZM126 173H125V172ZM128 171V172H127ZM131 171V172H130ZM153 171V172H152ZM155 171V172H154ZM157 171V172H156ZM166 171V172H165ZM182 171V172H181ZM186 173V175H185V173ZM202 172V173H200V172ZM222 171V172H221ZM228 171H230V172H228ZM240 171V172H239ZM251 171V172H250ZM257 171V172H256ZM102 172V173H101ZM116 173V174H114V173ZM123 172V173H122ZM160 172V174H158ZM162 172V173H161ZM171 172H172V174L173 175H171ZM190 172V173H189ZM209 172V173H208ZM215 172V173H214ZM251 174H253V175H250V173ZM27 173H31V174H28V178H27ZM111 173V174H110ZM118 173V174H117ZM121 173V174H120ZM144 173V174H143ZM145 173H147V174H145ZM151 173V174H150ZM152 173H154V175L152 174ZM155 173H157L158 174V178H156V176H157V174H155ZM164 173H166V174H169L170 173V175H171V177L172 176H175V177H173V178H171L170 177V175H166V174H164ZM220 173H222V174H220ZM241 173H243V174H241ZM24 174H26V175H24ZM40 176H38V175ZM40 174H42V175H40ZM60 174V175H59ZM102 174V175H101ZM103 174H105V177H104V175ZM125 174V175H124ZM163 174V175H162ZM189 174V175H188ZM192 176H191V175ZM199 174H200V177H199ZM219 174V175H218ZM228 174H230V175H228ZM239 174H240V176H239ZM259 174H260V176H259ZM35 175V176H34ZM64 175V176H63ZM68 175V176H67ZM92 175V176H91ZM98 175H100V176H98ZM111 175H114V176H117V178L116 177H114V176H112L111 177ZM120 175V176H119ZM122 175H124L123 177H122ZM183 175H184V177L186 176V178H183ZM241 175H242V177H241ZM250 177H249V176ZM255 175V176H254ZM261 175H262V177H261ZM32 176V177H31ZM33 176L34 177H39L38 179L37 178H33ZM44 176V177H43ZM97 178H96V177ZM102 176V177H101ZM107 176V177H106ZM132 176V177H131ZM139 176V177H138ZM159 176H161V177H159ZM163 176H166V177H164L163 178ZM168 176V177H167ZM180 176H181V178H180ZM215 176H216V178H215ZM228 176H230V177H228ZM58 177V179H56ZM66 177V178H65ZM68 177V178H67ZM88 177V178H87ZM98 177H99V179H98ZM114 177V178H113ZM120 177V178H119ZM141 177V178H140ZM170 177V178H169ZM191 177H194L193 179L191 178ZM196 177V178H195ZM219 177V178H218ZM243 177H245V178H243ZM255 177H257V179L255 178ZM260 177V178H259ZM25 178V179H24ZM29 178H30V180H31V182H30V180H29ZM32 178V179H31ZM41 178V182L39 181V179ZM87 178V179H86ZM94 178H95V180H94ZM106 178V179H105ZM136 180H135V179ZM161 179V181H160V179ZM177 178V179H176ZM214 178V179H213ZM226 178V179H225ZM228 178H230V180H231V182H229L230 180L228 179ZM247 178H249V179H247ZM250 178H251V180H250ZM263 180H262V179ZM44 181H43V180ZM69 179L70 180H73L72 181V183H71V181H69ZM122 179V180H121ZM129 179V180H128ZM133 179V180H132ZM141 179V180H140ZM156 179V180H155ZM164 179H166V180H170L169 181V183L166 181V180H164ZM175 179H176V181H177V183H176V181H175ZM184 179V180H183ZM190 179H192L191 180V182H190ZM194 179H195V181H194ZM213 179V180H212ZM216 179H218L217 181H216ZM222 179V180H221ZM253 179V180H252ZM25 180H27V181H25ZM37 180V181H36ZM47 180V181H46ZM66 180V181H65ZM83 180H84V182H83ZM87 180V181H86ZM137 180L139 181V182H137ZM212 180V181H211ZM220 180V181H219ZM227 180H228V182H227ZM250 182H249V181ZM15 181V182H14ZM25 181V182H24ZM28 181H29V183L30 184H32V185H28L27 183H28ZM33 181V182H32ZM39 181V182H38ZM43 181V182H42ZM46 181V182H45ZM51 181V182H50ZM57 181V182H56ZM59 181V182H58ZM62 181V182H61ZM65 181V182H64ZM78 181V182H77ZM82 181V182H81ZM102 181H104V182H102ZM108 181V182H107ZM119 181V182H118ZM136 181V182H135ZM145 181V182H144ZM154 181H156V182H154ZM159 181V182H158ZM165 181V182H164ZM174 181V182H173ZM180 181V182H179ZM184 181V183L186 184L187 182L189 183V184H187L186 186H184L183 187V185H185L184 183H182ZM215 181V182H214ZM245 181V182H244ZM253 181V182H252ZM18 182H20V183H18ZM24 182V183H23ZM35 182H37L36 183V185H38L37 187L35 186V188H34V185H35ZM49 182V184H47ZM53 182V184H51ZM62 184H61V183ZM109 182H110V184H109ZM130 182H132V183H130ZM157 182H158V184H157ZM163 182V183H162ZM171 182V183H170ZM211 182H213V183H211ZM218 182V183H217ZM220 182V183H219ZM221 182H222V184H221ZM241 182H243V184L241 183ZM247 182V183H246ZM251 182L253 183V185H251L253 188H254V185H255V188L253 189L252 187H249L250 186V184H251ZM254 182H256L255 184H254ZM42 183V184H41ZM43 183H46V184H44V186H43ZM60 183V184H59ZM80 185H79V184ZM88 183V184H87ZM134 183V184H133ZM143 183V184H142ZM166 183H167V185H166ZM175 183V184H174ZM181 183H182V185H181ZM249 183V184H248ZM261 183H262V186H261ZM72 184V185H71ZM82 184V185H81ZM102 184V185H101ZM105 184V185H104ZM116 186H114V185ZM137 184V185H136ZM155 184V185H154ZM172 184H174V185H172ZM213 184H214V186H213ZM215 184H217V185H215ZM219 184H220V186H221V189L219 188L220 186H219ZM227 184V185H226ZM240 184H242V185H240ZM26 185H27V187H26ZM41 186V188H40V186ZM50 185V186H49ZM53 185H54V187H53ZM58 185V186H57ZM61 185V186H60ZM78 185V186H77ZM112 185V186H111ZM119 185H121L120 187H119ZM159 185H161L160 187H159ZM179 185V186H178ZM223 185H224V188H223ZM231 185H232V187H231ZM16 186V187H15ZM17 186H19V187H17ZM32 186H33V188H32ZM46 186H47V188H46ZM60 186V187H59ZM80 186V187H79ZM103 188H101V187ZM132 186H133V188H132ZM177 186V187H176ZM182 186V187H181ZM240 186V188H238ZM242 186V187H241ZM26 187V188H25ZM38 187L40 188V189H42V188H44V189H42V190H40V189H38ZM50 187H52L51 188V192H50V189H48V188H50ZM56 187V188H55ZM58 187H59V189H58ZM62 187V188H61ZM66 187H68L67 189H65ZM112 187H114V188H112ZM136 187V188H135ZM157 187H159V188H157ZM162 187V188H161ZM163 187H166V188H163ZM178 187H180V188H178ZM215 187V188H214ZM231 187V188H230ZM259 187H261V188H259ZM30 188H32L33 189V191H32V189H30ZM37 188V189H36ZM105 188V189H104ZM129 188H130V190L131 191H133L132 193L130 192V190H129ZM133 190H132V189ZM140 188V189H139ZM143 188V189H142ZM174 188V189H173ZM185 189V190H183V189ZM213 188H214V190H213ZM222 188H223V190L225 189L227 192H228V190H229V192L228 193H224V192H226L225 190L223 191L222 190ZM228 188V189H227ZM15 189V190H14ZM19 189H21V190H19ZM23 189V190H22ZM26 189H28L26 192L24 191V190H26ZM37 190V192H36V190ZM48 189V190H47ZM81 189V190H80ZM113 189V190H112ZM115 189V190H114ZM136 189V190H135ZM139 189V190H138ZM168 189H170L169 191L170 192H168ZM173 189V190H172ZM180 189V190H179ZM187 189H188V191H187ZM219 189H220V192H219ZM242 189V190H241ZM257 189V190H256ZM259 189V190H258ZM12 190H13V192H12ZM16 190L19 192V194H17L16 193ZM43 190H45V191H43ZM53 190H55L54 192H53ZM59 190V191H58ZM67 190V192L65 193L64 191H66ZM79 190V191H78ZM106 190H107V192H106ZM128 190V191H127ZM135 190V191H134ZM138 190V191H137ZM144 190H145V192H144ZM147 190V191H146ZM161 190V191H160ZM164 190H165V192H164ZM182 191V192H179V191ZM216 190H218V192L216 193ZM237 190H239V191H237ZM245 190V191H244ZM250 192H249V191ZM21 191V192H20ZM22 191L23 192H25V194L23 193L22 194ZM29 191V192H28ZM42 193H41V192ZM57 191V192H56ZM73 191V192H72ZM78 191V192H77ZM125 191V192H124ZM172 191V192H171ZM234 191V192H233ZM240 191H242V192H240ZM261 191H263V192H261ZM9 192H11V193H9ZM15 192V193H14ZM31 192H32V194H31ZM64 192V193H63ZM120 192V193H119ZM130 192V193H129ZM136 192V193H135ZM138 192H140V193H138ZM189 194H188V193ZM214 192V193H213ZM239 193V195H238V193ZM258 192H259V194H258ZM29 193V194H28ZM38 193V194H37ZM60 193V194H59ZM123 195H122V194ZM125 193V194H124ZM145 193V194H144ZM176 193V194H175ZM179 193V194H178ZM182 193V194H181ZM185 193H187L186 195H185ZM209 193H210V196H208L209 195ZM213 193V194H212ZM217 195H216V194ZM222 193V194H221ZM255 193H257V194H255ZM11 194V195H10ZM35 194V195H34ZM40 194H42V196L40 195ZM53 194V195H52ZM55 194V195H54ZM79 194V195H78ZM82 196H81V195ZM105 194V195H104ZM107 194H109V195H107ZM111 194V195H110ZM121 194V195H120ZM152 194V195H151ZM172 194H173V196H172ZM184 194V195H183ZM231 194V195H230ZM239 196L238 198H236L237 197V195ZM247 194V195H246ZM248 194H252V196L251 195H248ZM14 195V196H13ZM18 195H19V197H18ZM23 195V196H22ZM27 195V196H26ZM29 195V196H28ZM57 195H58V198H57ZM64 195V196H63ZM117 195H118V197H117ZM132 195V196H131ZM146 195V196H145ZM174 195H177L178 197H175ZM189 195H192V197L191 196H189ZM193 195H195V196H193ZM197 195H198V197H197ZM214 197H213V196ZM223 195V196H222ZM226 197H225V196ZM230 195V196H229ZM234 195V196H233ZM260 195V196H259ZM31 196V197H30ZM34 196V197H33ZM70 196V197H69ZM81 196V197H80ZM96 196V197H95ZM102 196V197H101ZM108 196H110V198L108 197ZM113 196H115V197H113ZM124 196V197H123ZM142 196V197H141ZM170 196V197H169ZM187 196V197H186ZM202 198H201V197ZM212 196V197H211ZM222 196V197H221ZM242 196V197H241ZM244 196V197H243ZM248 196V197H247ZM250 196L252 197V198H250ZM257 196H258V198H257ZM7 197H9L8 199H10V200H8L7 199ZM13 197H15V199L13 198ZM18 197V198H17ZM24 197V198H23ZM32 197H33V201H32ZM45 197V198H44ZM65 200V201H67L66 203H65V201L62 199V198ZM66 197V198H65ZM93 197V198H92ZM112 197V198H111ZM117 197V198H116ZM119 197H121V198H119ZM144 197H146V199L147 200H145L144 199ZM152 197H154L155 198V200H154V198H152ZM167 197V198H166ZM173 197V198H172ZM175 197V198H174ZM186 197V198H185ZM189 197H190V199H189ZM196 197H197V199H196ZM209 197V198H208ZM215 197H216V199H215ZM217 197H218V199H217ZM231 197V198H230ZM232 197H234V198H232ZM262 198V199H260V198ZM22 198V201L20 200ZM40 198V199H39ZM44 200H43V199ZM80 198V199H79ZM82 198V199H81ZM94 198H95V200H94ZM101 198V199H100ZM114 198V199H113ZM132 198H134V200L132 199ZM171 198V199H170ZM176 198H177V200H176ZM188 198V199H187ZM201 198V199H200ZM213 198H214V200H213ZM223 199V200H220V199ZM225 198V199H224ZM228 198V199H227ZM233 199V200H230V199ZM243 198V199H242ZM18 200V201H14V200ZM24 199H25V201H24ZM48 199V200H47ZM61 199V200H60ZM70 199V200H69ZM76 199V200H75ZM78 199V200H77ZM125 199H126V201H125ZM130 199H132L133 200V202H132V200L130 201ZM136 199H138V201H136ZM168 199V200H167ZM185 199H187V201L185 200ZM239 199V202L237 201ZM240 199H242V201L243 202H241L240 201ZM246 199V200H245ZM251 199V200H250ZM31 200V201H30ZM43 200V201H42ZM63 200V201H62ZM72 200H73V202H72ZM84 200V201H83ZM93 200V201H92ZM142 200V201H141ZM153 200V201H152ZM188 200H190V201H188ZM219 200H220V202H219ZM248 200V201H247ZM254 202H253V201ZM258 200H259V202H258ZM262 201V203H261V201ZM9 201V203H7L6 204V202H8ZM21 201V202H20ZM37 201H39L38 203L39 204H41V207H40V205L38 206L37 204ZM61 201V202H60ZM78 201V202H77ZM81 201V202H80ZM100 201V202H99ZM105 201V202H104ZM122 201H124V203H122ZM147 201V202H146ZM175 201V202H174ZM178 201V202H177ZM181 203H180V202ZM183 201V202H182ZM194 201V202H193ZM200 201V202H199ZM210 201H212V202H210ZM229 201H231L230 203L232 204V205H229L230 203H229ZM233 201L235 202L234 204H233ZM245 201V202H244ZM250 201V202H249ZM25 202V203H24ZM48 202V203H47ZM69 202V203H68ZM83 202V203H82ZM92 202V203H91ZM94 202V203H93ZM104 203V205H103V203ZM142 202H144V205H143V203ZM146 202V203H145ZM161 202V203H160ZM171 202H172V204H171ZM221 206V207H217V203ZM227 202V203H226ZM237 202L238 203H241L240 205L238 204L237 206H236V204H237ZM11 203V204H10ZM17 203H18V205H17ZM28 205H27V204ZM32 204V205H30V204ZM44 203H46V204H44ZM60 203H62V206L60 205ZM63 203H65L64 205H63ZM75 203V204H74ZM109 203V204H108ZM129 203H130V206H131V208L129 207ZM141 203V204H140ZM175 203H177V204H175ZM190 203H194L193 205L192 204H190ZM197 203V204H196ZM198 203H199V205H198ZM211 203V204H210ZM216 203V204H215ZM222 203V204H221ZM223 203H226V204H223ZM242 203H243V205H245L244 203H246V206H243L242 205ZM251 203H252V205H251ZM258 203H259V205H258ZM261 203V204H260ZM13 204H14V207H13ZM26 204V205H25ZM48 204L50 205V206H48ZM69 204H71V205H69ZM85 204V207L83 206ZM107 204H108V206H107ZM123 204V205H122ZM133 204V205H132ZM145 204H148V205H145ZM155 204V205H154ZM170 204H171V206H170ZM180 204V205H179ZM184 205V207H183V205ZM187 204V205H186ZM210 204V205H209ZM8 205V206H7ZM33 205H37V206H35L36 208H37V210H36V208L33 206ZM93 205V206H92ZM103 205V206H102ZM126 206V209H125V206ZM139 207H138V206ZM174 205L175 206H177V207H175L174 208ZM197 205V206H196ZM212 208L214 205V208L213 209H218V211H216V210H214V211H216V212H213V210L211 209V208H209V206ZM212 205V206H211ZM218 205V206H219ZM224 205H226V206H228V208L225 206L224 207ZM261 205H262V208H260L261 207ZM25 207V210H23V208ZM29 206H31V207H29ZM34 208H33V207ZM72 207V209H71V207ZM73 206H75V207H73ZM82 206H83V208H82ZM89 207V209H88V207ZM97 206H98V208H97ZM100 206V207H99ZM102 206V207H101ZM119 206V207H118ZM155 206V207H154ZM180 206V207H179ZM182 206V207H181ZM188 206V207H187ZM190 206V207H189ZM191 206H193V207H191ZM200 206V207H199ZM230 206V207H229ZM236 206V207H235ZM240 206V207H239ZM249 206H250V208H249ZM252 206V207H251ZM256 206V207H255ZM257 206H259V208L257 207ZM10 207H12L11 209H10ZM18 207V208H17ZM61 207V208H60ZM63 207H65L64 209H63ZM95 207V208H94ZM107 207H108V209H107ZM187 207V208H186ZM199 207V208H198ZM216 207V208H215ZM223 207H224V209H223ZM233 207V208H232ZM22 208V213L21 212H19L20 211V209ZM28 208V209H27ZM51 208H52V210L54 211V212H50L51 211ZM69 208V209H68ZM75 208V209H74ZM101 208V209H100ZM110 208V209H109ZM125 209V210H123V209ZM153 208V209H152ZM169 208H171L170 210H169ZM179 210H178V209ZM188 208L190 209L191 208V210H188ZM193 208V209H192ZM196 208H198V209H196ZM204 208H208L207 210L209 211H207V210H205ZM219 208H220V211L222 212L223 211V213H221L220 211H219ZM222 208V209H221ZM226 208H227V210H226ZM234 208H239L237 211H234L235 209ZM243 210H242V209ZM245 208H247V209H245ZM13 209H18V210H16V211H14ZM34 209L37 211V213L36 212H34ZM45 209V210H44ZM47 209V210H46ZM66 209V210H65ZM87 209V210H86ZM132 209V210H131ZM148 209V210H147ZM157 209V210H156ZM185 209V210H184ZM202 209H204V210H202L203 212H206L207 211V214L206 213H203L201 210ZM252 209V210H251ZM259 209H261V210H259ZM12 210V211H11ZM33 210V211H32ZM44 210V211H43ZM56 210H58V211H56ZM81 210H83V211H81ZM99 210V211H98ZM120 210V211H119ZM123 210V211H122ZM136 210V211H135ZM141 210H142V212H141ZM152 210H153V212H152ZM180 210H182V211H180ZM212 210V211H211ZM224 210H226V211H224ZM247 210V211H246ZM249 210H250V212H249ZM11 211V212H10ZM64 211V213H62ZM66 211V212H65ZM76 211V212H75ZM102 213H101V212ZM121 211H122V213H121ZM144 211V212H143ZM170 211V212H169ZM186 211V212H185ZM194 211V212H193ZM198 211V212H197ZM211 211V212H210ZM229 211V212H228ZM241 212L240 214H239V216H238V213L239 212ZM246 213H245V212ZM258 211H261V213H258ZM263 211V212H262ZM17 212V213H16ZM31 212V213H30ZM70 212V214H68ZM78 212H80L79 213V215H78ZM82 212V213H81ZM99 212V213H98ZM121 214H120V213ZM130 212H131V214H130ZM133 212V213H132ZM149 212H151V213H149ZM173 212V213H172ZM188 212V213H187ZM193 212V213H192ZM201 212V213H200ZM249 212V213H248ZM258 214H257V213ZM72 213V214H71ZM84 213V214H83ZM91 215H90V214ZM124 213H125V215H124ZM127 213V214H126ZM139 213H141V214H143V215H141V214H139ZM148 213H149V215H148ZM182 213H185L184 215H182ZM194 213H196L195 215H194ZM208 213H210V214H208ZM220 213V215H218ZM230 213V214H229ZM237 213V214H236ZM254 213H256V214H254ZM36 214V215H35ZM38 214L40 215V216H42L41 218L39 217V218H35V216L37 217L38 216ZM46 216H48V217H46V218H48V220L49 221H47V219L44 217L45 215ZM48 214H50V216L52 217L51 219L49 218L50 216L48 215ZM52 214V215H51ZM55 214V215H54ZM73 214L74 215H76V217L75 216H73ZM81 214V215H80ZM83 214V215H82ZM86 214V215H85ZM88 214H89V216H88ZM104 214V215H103ZM134 214V215H133ZM173 214V215H172ZM177 214V215H176ZM189 214V215H188ZM200 214V215H199ZM202 214H206V215H203L202 216ZM214 214H216V215H214ZM248 214V215H247ZM263 214V215H262ZM16 215V216H15ZM29 215L30 216H34L33 218H32V220H33V222H32V220H31V218H30V220H29ZM68 215H71V216H68ZM85 215V216H84ZM93 215V216H92ZM97 215H98V218H97ZM124 215V216H123ZM138 215H139V217H138ZM180 215H181V217H180ZM188 215V216H187ZM193 215V216H192ZM197 215V216H196ZM210 215H213V219H212V216L211 217H209ZM223 215H224V218H223ZM246 216V217H244V216ZM252 215H254V217L252 216ZM258 215V217H260V218H258V217H256ZM260 215V216H259ZM82 216H83V218H82ZM86 216H88V217H86ZM104 216V217H103ZM123 216V217H122ZM132 216V217H131ZM159 216V217H158ZM170 216V217H169ZM184 216V217H183ZM191 218H190V217ZM200 216V217H199ZM204 216H205V218L206 219H208L207 221H208V223H209V225L207 224V221L205 220V218H204ZM221 218H220V217ZM236 216H237V218H236ZM250 218H249V217ZM20 218V220H19V218ZM22 217H24L23 218V220L21 219ZM53 217H54V219H53ZM67 217H68V219H69V217H70V219L68 220L67 219ZM72 217V218H71ZM79 217H81V218H79ZM86 217V218H85ZM125 217V218H124ZM137 217V218H136ZM145 217V218H144ZM147 217V218H146ZM148 217H149V219H148ZM157 217V218H156ZM173 217V218H172ZM175 217V218H174ZM183 217V218H182ZM188 217V218H187ZM193 217V218H192ZM255 217H256V219H255ZM13 218V219H12ZM26 218H28V220L26 219ZM57 218V219H56ZM75 218V219H74ZM76 218H78V219H76ZM88 218H89V220H88ZM95 220V221H92L93 219ZM129 218V219H128ZM142 218V219H141ZM150 218H151V220H150ZM154 218V219H153ZM159 218V219H158ZM181 220H180V219ZM185 218H186V220H185ZM196 218H197V220L199 221V222H197V220H196ZM227 218V219H226ZM262 218V219H261ZM37 220V222L36 221H34V220ZM41 219V220H40ZM57 221H56V220ZM66 219H67V221H66ZM86 219V220H85ZM92 219V220H91ZM106 219V220H105ZM125 219V220H124ZM139 219V220H138ZM141 219V220H140ZM190 219H192L191 221H190ZM194 219V220H193ZM209 219H210V221H209ZM218 219V220H217ZM225 219V220H224ZM235 219V220H234ZM19 220V221H18ZM26 220V221H25ZM80 222H79V221ZM98 220H100V221H98ZM138 220V221H137ZM152 220H154V221H152ZM177 220H179V222L177 221ZM188 220V221H187ZM202 220H204L205 221V223L204 222H202ZM226 220H228V221H226ZM12 221V222H11ZM23 221V222H22ZM31 221V222H30ZM47 221V222H46ZM65 222V224H64V222ZM84 221H86V223L88 224V225H86V223L84 222ZM125 221V222H124ZM141 221V222H140ZM147 221H150V222H147ZM174 221V222H173ZM184 221H187V222H184ZM195 221V225L196 224H198L197 226H199V227H201V228H199V227H197V226H195L194 224H193V222ZM213 223H212V222ZM214 221H216V222H214ZM221 221V222H220ZM237 221V222H236ZM245 221H246V223H245ZM259 221H261V222H263V223H261V222H259ZM10 222V223H9ZM15 222V223H14ZM28 223V224H25V228L21 225L22 223ZM30 222V223H29ZM47 224H46V223ZM52 222V221H51ZM73 222V224H71ZM74 222H76V223H74ZM102 222H104V224H102ZM108 222H109V225H108ZM136 222H137V224H136ZM144 222V223H143ZM157 222V223H156ZM159 222V223H158ZM161 222V223H160ZM192 222V223H191ZM219 222V223H218ZM222 222H223V224H222ZM244 222V223H243ZM18 223H19V225H18ZM32 223V224H31ZM39 223H40V225H39ZM50 225H49V224ZM94 223V224H93ZM115 223V224H114ZM123 223L125 224L124 226H122L123 225ZM184 223H186V224H184ZM201 223H203V224H201ZM216 223V224H215ZM221 223V224H220ZM36 224V225H35ZM69 224H71L72 226H70ZM86 226H85V225ZM117 224V225H116ZM134 224H135V227H134ZM139 224V225H138ZM145 224V225H144ZM159 224V225H158ZM167 224V225H166ZM187 224L189 225V226H187ZM191 224H193L192 226H191ZM201 224V225H200ZM207 224V225H206ZM211 224H212V226H211ZM214 224V225H213ZM225 224V225H224ZM252 224V225H251ZM260 224V225H259ZM262 224H263V226H262ZM19 227H18V226ZM29 225V226H28ZM40 227H43V228H40ZM45 225L47 226L48 225V228H45ZM75 225V226H74ZM79 225H81V226H79ZM85 227H84V226ZM89 225H90V227H89ZM111 225V226H110ZM127 225H129L128 227H127ZM152 225V226H151ZM156 225V226H155ZM162 225V226H161ZM166 225V226H165ZM177 225H179V226H177ZM181 225V226H180ZM204 225V226H203ZM222 225H223V227H222ZM229 225V226H228ZM240 225V226H239ZM11 226V227H10ZM17 228H16V227ZM36 226V227H35ZM49 226L51 227V229L49 228ZM70 226V227H69ZM79 226V227H78ZM83 226V227H82ZM106 226V227H105ZM109 226V227H108ZM120 226V227H119ZM140 226V227H139ZM184 226V227H183ZM202 226H203V229L205 230H203L202 229ZM207 227V229H206V227ZM209 226V227H208ZM215 226H216V228H215ZM258 226H259V228H258ZM262 226V227H261ZM9 228V229H7V228ZM29 227V228H28ZM33 227V228H32ZM40 229H39V228ZM88 227V228H87ZM92 227V228H91ZM95 227V228H94ZM99 227L101 228V230L99 229ZM108 227V228H107ZM114 227V228H113ZM125 227V228H124ZM145 227V228H144ZM153 229H152V228ZM159 229H158V228ZM189 227V228H188ZM221 227V228H220ZM225 227V228H224ZM240 227H242V229L240 228ZM245 229H244V228ZM247 227V228H246ZM12 228V229H11ZM27 228V229H26ZM67 228V229H66ZM69 228V229H68ZM80 228V230L81 231H83V233L82 232H79L80 230H78ZM148 228V229H147ZM155 228V229H154ZM178 228H181V230L180 229H178ZM198 230H197V229ZM218 228V229H217ZM231 228V229H230ZM234 228V229H233ZM6 229V230H5ZM16 229V230H15ZM17 229H19V230H17ZM35 229V230H34ZM99 229V230H98ZM113 229V230H112ZM133 229V230H132ZM147 229V230H146ZM177 229V230H176ZM209 229V230H208ZM213 229H216L217 231H215L214 232V230ZM219 229H221V231L219 230ZM226 229H228V230H226ZM230 229V230H229ZM244 229V230H243ZM252 229V230H251ZM5 230V231H4ZM31 230H34V231H31ZM38 230H40V231H38ZM74 230H76L75 232H74ZM89 230H91V231H89ZM95 230L96 231H98V232H95ZM141 232H140V231ZM146 230V231H145ZM169 230V231H168ZM175 230V231H174ZM187 230V231H186ZM192 232H191V231ZM209 232H208V231ZM210 230H212V231H210ZM236 230V231H235ZM239 230H240V232H239ZM246 230V231H245ZM254 230L256 231V233H254ZM9 231V232H8ZM15 231H17V232H15ZM49 231V233H47ZM73 231V232H72ZM109 231V232H108ZM111 231V232H110ZM119 231V232H118ZM122 231V232H121ZM128 231V232H127ZM134 231V232H133ZM135 231H136V233H135ZM145 231V232H144ZM198 231H200L199 233H198ZM218 231H220V232H218ZM233 231V232H232ZM260 231V232H259ZM263 231V232H262ZM8 232V233H7ZM88 232V233H87ZM127 232V233H126ZM151 232V233H150ZM155 232V233H154ZM169 232V233H168ZM182 232V233H181ZM190 232V233H189ZM199 234H197V233ZM209 234H208V233ZM210 232H211V234H210ZM230 232V233H229ZM257 232H258V236H257ZM4 233H5V235L7 236H5L4 235ZM7 233V234H6ZM11 233V234H10ZM15 233V234H14ZM23 233V234H22ZM25 233V234H24ZM74 233H75V235H74ZM77 233H78V235H77ZM80 233V234H79ZM94 233H96V234H94ZM105 233V234H104ZM116 233V234H115ZM125 233V234H124ZM180 233V234H179ZM205 233V234H204ZM222 233V234H221ZM226 233V234H225ZM232 233H234V234H232ZM245 233V234H244ZM259 233H260V235H259ZM10 234V235H9ZM22 234V235H21ZM89 234V235H88ZM110 234V235H109ZM111 234H112V236H114V237H112L111 236ZM118 234V235H117ZM131 234V235H130ZM150 234V235H149ZM164 236H163V235ZM195 236H199V237H195ZM208 234V235H207ZM224 234V235H223ZM254 234V235H253ZM261 234H262V237H261ZM4 235V236H3ZM9 235V236H8ZM13 237H12V236ZM17 237H19V238H17ZM18 235H20V236H18ZM38 235V234H37ZM39 235H40V233H39ZM73 235V236H72ZM80 235V236H79ZM97 235L99 236V237H97ZM104 235H106V236H104ZM125 235V236H124ZM128 235V236H127ZM136 235V236H135ZM168 235V236H167ZM189 235H191V236H189ZM212 235V236H211ZM215 235V236H214ZM216 235H217V237H216ZM221 235V236H220ZM226 235V236H225ZM232 235V236H231ZM252 235V236H251ZM14 236H15V238H14ZM23 238H22V237ZM70 236H72L73 238H74V241H73V238L72 237H70ZM89 236V237H88ZM91 236V237H90ZM110 236V237H109ZM153 238H152V237ZM183 236V237H182ZM193 236V237H192ZM203 237V239H202V237ZM209 236V238L207 239V237ZM214 236V237H213ZM220 236V237H219ZM232 238H231V237ZM234 236H236V238L234 237ZM249 236V237H248ZM256 238H255V237ZM97 238V240H96V238ZM111 237H112V239H111ZM143 238V239H140V238ZM157 237V238H156ZM179 237V238H178ZM192 237V238H191ZM195 237V238H194ZM225 237V238H224ZM227 237V238H226ZM9 238H10V240H9ZM86 238H88V239H86ZM95 238V239H94ZM110 239L111 240V242H112V240H113V243L112 244H114V249L116 250H112V252H113V254H112V252H110V253H108V252H105L104 250H103V247H104V241L103 240H105V239ZM124 238V239H123ZM132 238H134V241L133 240H131ZM151 238V239H150ZM243 238V239H242ZM251 238V239H250ZM12 239H14V240H12ZM19 239V240H18ZM25 239V240H24ZM99 239H100V241H99ZM119 239V240H118ZM129 239V240H128ZM137 239V240H136ZM146 239V240H145ZM153 239V240H152ZM157 239H159V240H157ZM177 239V240H176ZM184 239V240H183ZM187 239H189V240H191V241H189V240H187ZM194 239V240H193ZM207 239V240H206ZM215 239V240H214ZM224 239V240H223ZM232 239V240H231ZM239 239V240H238ZM251 241H250V240ZM7 240V241H6ZM20 240H21V242H20ZM86 240V241H85ZM116 240V241H115ZM136 240V241H135ZM148 240V241H147ZM180 240H181V242H180ZM204 240H206V241H204ZM219 240V241H218ZM227 240V241H226ZM238 240V241H237ZM248 240V241H247ZM13 241L15 242H17L18 243V245L20 246V247H18V245L16 246V242L15 243H13ZM80 241V242H79ZM85 241V242H84ZM91 241H93V242H91ZM118 241H120V243L118 242ZM123 241V242H122ZM127 241L129 242V243H127ZM138 241L140 242L139 244H138ZM189 241V242H188ZM195 241H196V243H195ZM201 241V242H200ZM204 243H203V242ZM214 241V242H213ZM225 241L227 242V243H225ZM247 241V242H246ZM259 241V242H258ZM10 244H9V243ZM22 242H23V245H22ZM62 242V241H61ZM97 242V243H96ZM100 244H99V243ZM107 242H108V240H107ZM106 242V243H107ZM117 242V243H116ZM135 242V243H134ZM144 242V243H143ZM147 242V243H146ZM160 242V243H159ZM186 242H188L189 243V245H188V243H187V245H186ZM212 242H213V244H212ZM217 242V243H216ZM219 242V243H218ZM251 242H252V244H251ZM261 242V243H260ZM7 243V245L8 246H4L5 244ZM13 243V244H12ZM81 243V245H79ZM82 243H83V245H82ZM89 245H87V244ZM90 243V244H89ZM96 243V245H92V244H95ZM124 243V244H123ZM126 243H127V247H126ZM134 243V244H133ZM142 243V244H141ZM152 243V244H151ZM179 243H181V244H183L182 246L180 245L179 246ZM190 243H192V244H190ZM206 243V244H205ZM255 243H256V246H255ZM259 245H258V244ZM15 244V245H14ZM129 244V245H128ZM145 244V245H144ZM149 244V245H148ZM162 244V245H161ZM176 244V245H175ZM202 244V245H201ZM208 244V245H207ZM241 245L239 248H237V246L236 245ZM248 246H247V245ZM11 245V246H10ZM12 245H14V247L12 246ZM61 245H63V244H61ZM78 245V246H77ZM144 245V246H143ZM160 245V246H159ZM190 245H191V247H190ZM207 245V246H206ZM220 245V246H219ZM83 247V249H82V247ZM87 246H88V248H87ZM94 246V247H93ZM96 246V247H95ZM102 246V247H101ZM118 246V247H117ZM137 246H139V247H137ZM187 246V247H186ZM194 246H195V249H194ZM196 246H197V248H196ZM206 248H205V247ZM213 246L215 247V248H213ZM226 246H227V249H229L228 250V252H230V253H228L227 252V249H226ZM234 246V247H233ZM236 246V247H235ZM3 247H5V248H3ZM144 247H146V248H144ZM162 247V248H161ZM168 247V248H167ZM203 247V248H202ZM209 248V250H208V248ZM15 248V249H14ZM96 248H98V249H96ZM121 248V249H120ZM123 248V249H122ZM158 249V250H155V249ZM188 248V249H187ZM199 248H201V252H200V249ZM237 248V249H236ZM244 250H243V249ZM261 248V249H260ZM6 249V250H5ZM12 249V250H11ZM23 249H25V248H23ZM152 249V250H151ZM170 249V250H169ZM191 251H190V250ZM205 249H207V250H205ZM211 249H213V250H211ZM215 249V250H214ZM218 249V250H217ZM246 249V250H245ZM260 249V250H259ZM2 250H4V251H2ZM12 252V254H15L14 256H12V254H11V252ZM18 250V251H17ZM26 250V249H25ZM99 252H98V251ZM124 250V251H123ZM127 250V251H126ZM129 250V251H128ZM187 250H189V251H187ZM195 250V251H194ZM211 250V251H210ZM225 250H226V252H225ZM236 250H238V251H236ZM253 250V251H252ZM258 250V251H257ZM2 251V252H1ZM9 251V253H7V252ZM92 251H97L98 253H100L99 255H98V253L97 252H95V253H92ZM162 251V252H161ZM180 251V252H179ZM187 253H185V252ZM200 254V256H199V254L197 253V252ZM204 251V252H203ZM206 251V252H205ZM241 251V252H240ZM244 251H245V253H244ZM247 251V252H246ZM15 252V253H14ZM118 252V253H117ZM121 252V253H120ZM158 252V253H157ZM168 252V253H167ZM196 252V253H195ZM203 252V253H202ZM212 252V253H211ZM224 252V253H223ZM232 252V253H231ZM257 252L259 253V255L257 254ZM2 253L4 254V255H2ZM8 255L7 257H9V258H11V259H9V258H7L5 255L6 254ZM23 254V257H22V254ZM123 253H124V256H123ZM129 253V254H128ZM164 253V254H163ZM168 255H167V254ZM180 253H181V256H179L180 255ZM188 253H189V255H188ZM192 253V254H191ZM207 253H208V255H207ZM214 253H215V255H214ZM235 254V256H238V257H236V259H233V258H235V256H234V254ZM249 253V254H248ZM10 254V255H9ZM134 254H136V256H134ZM179 254V255H178ZM185 254L187 255V257L189 258V256H190V258H189V260H188V258L185 256ZM198 254V255H197ZM202 254V255H201ZM212 254V255H211ZM232 254V255H231ZM262 254H263V257L261 258V256H262ZM21 257H20V256ZM97 255H98V257H97ZM137 255H139V256H137ZM173 255V256H172ZM182 255H184V256H182ZM191 255H193V256H191ZM196 255V256H195ZM214 255V256H213ZM230 255V256H229ZM245 255H247L248 257L249 256H251V258H247V256H244ZM254 255H256L255 257H254ZM1 256H3V257H1ZM19 256V257H18ZM24 256H26V257H24ZM132 256V257H131ZM164 256V257H163ZM175 256V257H174ZM178 256V257H177ZM203 258H202V257ZM208 256V257H207ZM213 256V257H212ZM226 256H227V259H226ZM231 256H233L232 258H231ZM240 256H241V258H240ZM243 256V257H242ZM115 257V258H114ZM133 257H137V258H133ZM167 257V258H166ZM171 257H174V258H171ZM187 258V259H184V258ZM223 257L225 258V260L223 259ZM5 258H7V261H6V259ZM13 258V259H12ZM14 258H16L17 260H15ZM21 258H22V260H21ZM25 258V259H24ZM94 258V259H95ZM143 258V259H142ZM199 258L201 259V263L199 262L198 263V261H199ZM207 258V259H206ZM214 258H216V259H214ZM220 258V259H219ZM255 258L257 259V260H255ZM20 259V260H19ZM141 259V260H140ZM146 259V260H145ZM164 259V260H163ZM171 259V260H170ZM175 260V261H173V260ZM182 259V260H181ZM205 259V260H204ZM210 259H212L211 261H210ZM219 259V260H218ZM233 259V260H232ZM240 259V260H239ZM261 259V260H260ZM4 260V261H3ZM9 260H10V263H9ZM25 260H26V262H25ZM145 260V261H144ZM179 260H181V262H179ZM195 262H194V261ZM220 261V262H218V261ZM222 260H224L223 262H222ZM229 260V261H228ZM232 261V263H231V261ZM235 260V261H234ZM242 260V261H243ZM22 261H24V262H22ZM117 261V260H116ZM143 261H144V263H143ZM173 261V262H172ZM190 261H193V262H190ZM207 261V262H206ZM213 261V262H212ZM238 261V262H237ZM255 261H257V262H255ZM138 262V263H137ZM167 262V263H166ZM190 262V263H189ZM217 262V263H216ZM229 262V263H228ZM96 263H97V260H96ZM131 263V264H132ZM98 264V263H97Z\"/></svg>", "mask_w": 264, "mask_h": 264}, {"label": "bare ground", "instance_id": "2", "mask_svg": "<svg viewBox=\"0 0 264 264\" xmlns=\"http://www.w3.org/2000/svg\"><path fill=\"white\" fill-rule=\"evenodd\" d=\"M52 1H53V0H52ZM54 1H55V0H54ZM61 1H62V0H61ZM72 1H75V0H72ZM82 1H83V0H82ZM82 1H81V3H82ZM85 1H87V0H85ZM89 1H91V0H89ZM89 1H88V3L90 4V7H91L92 4H91V2H89ZM94 1H95V0H94ZM94 1H93V2H94ZM96 1H97V0H96ZM96 1H95V2H96ZM100 1H101V0H100ZM107 1H109V0H105V2H107ZM111 1H113V3H114V0H111ZM111 1H110V2H111ZM119 1H120V0H119ZM133 1H134V0H133ZM133 1H130V3L132 2V5L134 4ZM139 1H140V0H139ZM141 1H142V0H141ZM153 1H154V0H153ZM174 1H175V3H176V0H174ZM177 1H178V0H177ZM183 1H184V0H183ZM183 1H182V2H183ZM189 1H190V0H189ZM189 1H187V4H188ZM195 1H196V0H195ZM195 1H193V2L191 1V4H194ZM198 1H200V0H198ZM204 1H206V0H204ZM207 1H208V0H207ZM255 1H256V0H255ZM255 1H254V3H255ZM27 2H28V1H26V3H27ZM34 2H36V1L34 0ZM37 2H38V1H37ZM37 2H36V3H37ZM43 2H44V1H43ZM49 2L51 3V0H50V1L48 0V3H49ZM56 2H57V1H56ZM66 2H67V1H66ZM77 2H78V1H77ZM77 2H76V3H77ZM79 2H80V1H79ZM95 2H94V3H95ZM110 2H109V3H110ZM117 2H118V0H117ZM120 2H123V0L120 1ZM120 2H118V4H117V3H114V4L119 5ZM125 2H126V1H125ZM125 2L122 3V4H123L122 6H123V7L126 6V7H125V10H127L126 8H127L128 5H127L126 3H127L128 1H127L126 3H125ZM143 2H144V1H143ZM143 2H142V3H143ZM151 2H152V1H150V3H151ZM161 2H162V1H161ZM163 2H166V1L163 0ZM163 2H162V3H163ZM167 2H168V1H167ZM169 2H170V0H169ZM172 2H173V1H172ZM202 2H203V1H201L200 4H201ZM213 2L215 3V0H213ZM259 2H260V0H259ZM262 2H264V1H262ZM23 3H25L24 0H21L20 5L23 4ZM26 3H25V4H26ZM30 3H31V2H30ZM32 3H33V1H32ZM39 3H40V2H39ZM48 3H46V4H48ZM58 3L60 4V2H58ZM63 3H65V0L63 1ZM67 3H68V2H67ZM96 3H97V2H96ZM100 3H101V4H100ZM103 3H104V2H103ZM113 3L111 2L112 5H114ZM124 3H125L126 5H124ZM150 3H147V4H150ZM156 3H157V1H156ZM156 3H154V4H156ZM159 3H160V1H159L157 4H159ZM162 3H161V4H162ZM178 3H179V2H178ZM183 3H184V2H183ZM183 3H182V4H183ZM195 3H196V2H195ZM207 3H208V2H207ZM209 3H210V2H209ZM209 3H208V6H207V7L204 6V8H209V5H211V4H209ZM211 3H212V1H211ZM216 3H217V1H216ZM218 3H220L221 7H220V5H219ZM218 3H217V4L219 5V7H220V8H224V10H225V11H223V12H225L224 17H222V16L219 15L220 17L224 18L223 21H222V20L220 21V22H223V23H220V25L223 24L222 27L225 26L224 29H223V30H225V33L223 32V33H224V36H223L222 38H221V37L219 38V39H221V44H219V46L222 47V48H223V47H224V48H228V49H229L228 51H231V54L229 53L230 55H232V52L235 53V52L237 51V53H238V51H239V47H240V44H242V46H243V43H244V42L242 43L241 41H246V42L249 43L248 39L252 38V37H251V32H252V31H253L252 34H253L254 32H257L256 36L258 35L259 37H261L262 35H264V26H263V25H264V22H263V20H264V16H263V14H264V13H263V11H262V8L259 7L260 5L257 4V6H256V5L253 3V0H218ZM257 3H258V2H257ZM27 4H28V3H27ZM42 4H43V3H42ZM44 4H45V3H44ZM46 4H45V5H46ZM55 4H56V3H55ZM69 4H70V3H69ZM71 4H73V3H71ZM78 4H79V3H77V5H78ZM82 4H83V3H82ZM84 4H85V3H84ZM84 4H83V5H84ZM105 4H106V3H105ZM105 4H104V6L106 7V5H108V3H107L106 5H105ZM138 4H139V3H138ZM145 4H146V3H145ZM151 4H153V3H151ZM165 4H166V3H165ZM171 4H172V3H171ZM189 4H190V3H189ZM197 4H198V3H197ZM20 5H19V6H20ZM32 5H33V4H32ZM32 5H31V6H32ZM34 5H35V4H34ZM38 5H39V4H36L37 7H38ZM53 5H54V4H53ZM62 5H63V4H62ZM83 5H82V6H83ZM95 5H96V4H95ZM95 5H94L93 7H98V6H95ZM98 5H102V2H99ZM112 5H111V6H112ZM117 5H116V7H117ZM162 5L164 6V4H162ZM162 5H161V6H162ZM172 5H174V4H172ZM176 5H177V4H176ZM184 5H185V4H184ZM195 5H196V4H195ZM195 5H194V6H195ZM204 5H205V4H204ZM213 5H216V4H213ZM21 6H22V5H21ZM27 6H29V4H28ZM41 6H43V5H41ZM57 6H58V4H57ZM59 6H60V5H59ZM63 6H65V4H64ZM72 6H73V5H72ZM75 6H76V5H75ZM82 6H81V9H82ZM85 6H87V4H85ZM88 6H89V5H88ZM88 6H87L86 8H88ZM108 6H109V5H108ZM108 6H107V9H109ZM119 6L122 8L121 5H119ZM129 6H130V5H129ZM129 6H128V7H129ZM133 6H135V5H133ZM142 6H143V5H141V7H142ZM146 6H147V5H146ZM146 6H144V7L146 8ZM148 6H149V5H148ZM158 6H159V5H158ZM158 6H157V7H158ZM163 6H162V8H163ZM166 6H167V8H169L167 4H166ZM170 6H171V5H170ZM188 6H189V5H188ZM194 6H193V7H194ZM200 6H201V5H200ZM200 6H199V7H200ZM202 6H203V5H202ZM263 6H264V5H263ZM24 7H25V5H24L23 7H19V8H20V10H21V9H23ZM37 7H36V8H37ZM44 7H45V6H44ZM66 7H67V6H66ZM76 7H77V6H76ZM79 7H80V6H79ZM90 7H89V8H90ZM100 7H101V6H99L98 8H100ZM102 7H103V5H102ZM135 7H137V5H136ZM138 7H139V6H138ZM141 7H140V8H141ZM173 7H174V6H171V8H173ZM183 7H184V6H183ZM183 7H181V8H183ZM193 7H192V5H191V6H190L191 9L188 8V7H187V8H188V10L190 9L191 12H192V11H194V10H192ZM196 7H197V6H196ZM196 7H195V8H196ZM199 7H198V8H199ZM213 7H214V6H212L210 9H212ZM219 7H218V8H219ZM30 8H33V7H30ZM30 8H29V9H30ZM38 8H39V7H38ZM40 8H41V7H40ZM57 8H58V7H57ZM59 8H60V7H59ZM61 8H62V6H61ZM63 8H64V7H63ZM91 8H92V7H91ZM103 8H104V7H103ZM111 8H112V7H111ZM114 8H115V7H114ZM117 8H118V7H117ZM117 8H116V9H117ZM121 8H120V9H121ZM131 8H132V7H129L128 9H131ZM133 8H134V7H133ZM142 8H143V7H142ZM174 8H176V7H174ZM174 8H173V9H174ZM179 8H180V7H179ZM181 8H180L179 10H181ZM185 8H186V7H185ZM198 8H197V10H198ZM204 8H203V9H204ZM215 8H217V6H215ZM215 8H213V10H214ZM26 9H27V8H25V10H26ZM34 9H35V8H34ZM46 9H47V8H46ZM52 9H53V8H52ZM52 9H50V10H51V11H54V10H52ZM76 9H77V8H76ZM81 9L79 8V11H78V12H80ZM92 9H93V8H92ZM95 9H96V8H95ZM95 9H94V11H95V12H96V11L98 12V11H100L102 8H101L100 10H99V9L95 10ZM135 9H136V8H135ZM138 9H139V8H138ZM146 9H147V8H146ZM153 9H154V7H153ZM173 9H172V10H173ZM176 9H177V8H176ZM183 9H184V8H183ZM200 9H201V8H200ZM210 9H209V10H210ZM20 10H19V9L17 10V8H16V9L12 12V14L7 15V14H4V13H3V16L7 17V18H5V19H8V18H9V19L15 20L17 17L20 16V15H19V14H20V12H19ZM23 10H24V9H23ZM23 10H22V11H23ZM31 10H33V9H31ZM36 10H38V9H36ZM36 10H35V11H36ZM42 10H43V8H42ZM47 10H48V9H47ZM55 10H56V9H55ZM57 10H58V9H57ZM70 10H71V9H70ZM83 10H84V12H85L86 9L84 8ZM83 10H82V11H83ZM104 10H105V9H104ZM139 10H140V9H139ZM150 10H152L151 7H150ZM150 10H149V13H150ZM154 10H155V9H154ZM159 10H162V9H159ZM184 10H185V11H188L187 9H184ZM190 10H189V11H190ZM195 10H196V9H195ZM206 10H207V9H206ZM213 10H212V11H213ZM217 10H218V12H219L220 9H217ZM217 10L214 11L216 14H217V12H216ZM263 10H264V7H263ZM64 11H65V10H64ZM76 11H77V10H76ZM82 11H81V13L84 14ZM86 11H88V10H86ZM94 11H92V15H95V12H94ZM105 11H106V10H105ZM112 11H113V10H112ZM117 11H119V9H118ZM128 11H130V10H128ZM147 11H148V9H147ZM155 11H156V10H155ZM182 11H183V10H182ZM185 11H183L182 14H184V13L186 14ZM198 11H199V10H198ZM200 11L202 12L203 10L201 9ZM25 12H26V11H25ZM27 12H28V11H27ZM29 12H30V11H29ZM38 12H39V11H38ZM38 12H37V14H38ZM46 12H47V11H46ZM49 12H50V11H49ZM49 12H48V13H49ZM65 12L67 13V11H65ZM65 12H64V13H65ZM102 12H104V11H102ZM108 12H109V11H108ZM126 12H127V11H126ZM131 12H132V11H131ZM141 12H142V11H141ZM144 12H145V11H144ZM152 12H154V11H152ZM164 12H165V11H164ZM164 12H163V13H164ZM191 12H189V13H191ZM214 12H213V14H214ZM220 12H221V10H220ZM223 12H222V13H223ZM9 13H10V12H9ZM22 13H24V12H22ZM54 13H55V12H54ZM64 13H63V14H64ZM85 13H87V12H85ZM106 13H107V12H106ZM113 13H116V12H113ZM113 13H112V14H113ZM119 13H120V11H119ZM121 13H123L122 10H121ZM121 13H120V14H121ZM124 13H125V12H124ZM127 13H128V12H127ZM163 13L161 12V14H163ZM166 13H167V12H166ZM170 13H171V15H172V12H169V14H170ZM180 13H181V12H180ZM189 13H187V14H189ZM193 13H194V12H193ZM196 13H197V11H196ZM204 13H206V15L209 14L207 11H204ZM210 13H211V10H210ZM26 14H27V13H26ZM28 14H29V13H28ZM35 14H36V13H35ZM51 14H53V13H51ZM61 14H62V13H61ZM63 14H62V16H63ZM68 14H69V13H68ZM77 14H78V13H76V15H77ZM82 14H81V15H82ZM104 14H105V13H104ZM107 14H108V13H107ZM109 14H110V12H109ZM117 14H118V13H117ZM120 14H119V16H122V15H120ZM128 14H129V13H128ZM135 14H138V13L136 12ZM139 14H140V12H139ZM152 14H154V13H152ZM164 14H165V13H164ZM169 14H168V15H169ZM176 14L178 15L177 11H176ZM218 14H221V13H218ZM24 15H25V13H24ZM48 15H49V14H48ZM48 15H46V16H48ZM66 15H67V14H66ZM66 15H65V16H66ZM69 15H70V14H69ZM76 15H75V16H76ZM85 15H86V14H85ZM87 15H88V14H87ZM90 15H91V14H90ZM114 15H115V14H114ZM130 15H131V13H130ZM141 15H142V14H141ZM141 15H140V16L138 15V16H139L141 19H143V18L141 17ZM146 15H147V14H146ZM171 15H170V16H171ZM173 15H174V14H173ZM192 15H193V14H192ZM211 15H212V14H211ZM21 16H22V15H21ZM21 16H20V18H21ZM40 16H41V15H40ZM42 16H43V15H42ZM44 16H45V15H44ZM44 16H43V17H44ZM59 16H60V15H59ZM73 16H74V15H73ZM75 16H74V17H75ZM83 16H84V15H83ZM88 16H89V15H88ZM97 16H98V14H97ZM110 16H112V15H110ZM119 16H118V17H119ZM123 16H124V14H123ZM126 16H127V15H126ZM126 16H124V18H126V20H128ZM149 16H150V14H149ZM149 16H147V18H148ZM156 16H157V15H156ZM160 16H161V15H160ZM170 16H169V19H170ZM182 16H184V15H182ZM182 16H181V17H182ZM186 16H188V15H185V17H186ZM189 16H190V15H189ZM189 16H188V17H189ZM201 16H203V15H201ZM209 16H210V14H209ZM209 16L207 15V19H209V18H208ZM212 16H213V15H212ZM216 16H217V15H216ZM23 17H24V16H23ZM28 17H29V15H28ZM33 17H34V14H33ZM48 17H49V16H48ZM52 17L54 18V17H55V14H54ZM52 17H51V18H52ZM68 17H69V16H68ZM85 17H87V16H85ZM90 17H91V16H90ZM95 17H96V15H95ZM95 17H93V18H95ZM100 17H101V16H100ZM100 17H99V18H100ZM115 17H116V16H115ZM115 17H114V18H115ZM131 17H132V16H131ZM134 17H135V15H134ZM136 17H137V15H136ZM143 17H144V16H143ZM151 17H152V16H151ZM163 17H164V16H163ZM175 17H176V16H175ZM188 17H187V18H184V17H183V18L187 20ZM198 17H199V16H198ZM210 17H211V16H210ZM214 17H215V16H214ZM214 17L211 18V19H215V18H216V19L218 20V19L220 18V17H218V18H217V17L214 18ZM46 18H47V17H46ZM66 18H67V16H66ZM66 18H64V19H66ZM70 18H72V17H70ZM78 18H79V17H78ZM81 18H82V17H81ZM81 18H80V19H81ZM91 18H92V17H91ZM97 18H98V17H97ZM97 18H96V19H97ZM106 18H109V16H107ZM116 18H117V17H116ZM121 18H122V17H121ZM128 18H129V17H128ZM132 18H133V17H132ZM140 18H139V19H140ZM145 18H146V16H145ZM152 18H153V17H152ZM155 18H156V17H154V19H155ZM166 18H167V17H166ZM191 18H192V17H191ZM200 18H201V17H200ZM222 18H221V19H222ZM17 19H18V18H17ZM22 19H25V18H22ZM44 19H45V18H44ZM47 19H50V18H47ZM47 19H46V20H47ZM54 19H55V18H54ZM72 19H73V18H72ZM75 19H77V18L75 17L74 20H75ZM87 19H89V18H87ZM117 19H118V18H117ZM135 19H136V18H135ZM139 19H138V20H139ZM181 19H182V18H181ZM184 19H182V20H184ZM207 19H204V20H207ZM216 19H215V20H216ZM18 20H19V19H18ZM26 20H27V19H26ZM26 20H24V21H26ZM50 20H52V19H50ZM56 20H57V18H56ZM58 20H60V19H58ZM62 20H63V19H61V21H62ZM67 20H68V19H67ZM70 20H71V19H70ZM83 20H84V19H83ZM85 20H86V19H85ZM89 20H90V19H89ZM97 20H98V19H97ZM104 20H105V19H104ZM104 20H103V22H105ZM111 20H113V19L111 18ZM130 20H131V19L129 18V21H130ZM133 20H134V19H133ZM138 20H137V21H138ZM143 20H144V19H143ZM149 20H151V19L149 18L148 21H147V23H149ZM155 20L157 21V19H155ZM158 20H159V19H158ZM173 20H175V19L173 18ZM177 20H178V19H177ZM177 20H176V21H177ZM189 20H190V19H189ZM197 20H199V19H197ZM201 20H202V19H201ZM219 20H220V19H219ZM6 21H7V20H6ZM20 21H21V19H20ZM34 21H35V20H34ZM52 21H53V20H52ZM77 21H78V20H77ZM77 21H76V22L74 21L75 24H77ZM81 21H82V20H81ZM81 21H80L79 23L82 24ZM90 21H91V20H90ZM90 21H89V23H90ZM95 21H96V20H95ZM95 21H94V23H95ZM98 21H99V20H98ZM106 21H107V19H106ZM113 21L117 22L115 19H114ZM122 21H123V20H121V22H122ZM129 21H128V22H129ZM137 21H136V23H135V22H134V23L137 24L140 20H139L138 22H137ZM144 21H145V20H144ZM152 21H153V19H152ZM156 21H154V22H156ZM160 21H162L161 18H160ZM160 21H158V22H160ZM180 21H181V20H180ZM195 21H196V20H195ZM212 21H213V20H212ZM32 22H33V21H32ZM41 22H42V21H41ZM43 22H44V20H43ZM50 22H51V21H50ZM57 22H58V21H57ZM64 22H66V21L63 20V23H61V24H64ZM69 22L73 23L72 21H69ZM69 22H68V24H70L69 26L71 27V23H69ZM84 22H85V21H84ZM84 22H83V23H84ZM86 22H87V20H86ZM115 22L113 23V24H114V27H113V28H115V25H118V24L121 23V22H118V23L115 24ZM140 22H141V21H140ZM169 22H170V20H169ZM169 22L167 23L168 25L170 24ZM173 22H174V21H173ZM198 22H200V21H198ZM205 22H206V21H205ZM205 22H204V25H205V26H207V25L210 26V27H211V25L213 26V23H209V24H211V25H209V24H206ZM213 22H214V21H213ZM215 22H216V21H215ZM217 22H219V21H217ZM29 23H30V21H29ZM34 23H35V22H34ZM37 23H40V18H38ZM45 23H46V22H44V23H42V24L45 25ZM48 23H49V22H48ZM52 23H53V22H52ZM52 23H51V24H52ZM91 23H92V22H91ZM91 23H90V24H91ZM94 23H93V24H94ZM147 23H146V24H147ZM150 23L153 24L152 22H150ZM156 23H157V22H156ZM156 23H155V24H156ZM179 23H180V22H179ZM185 23H187V22H185ZM185 23H184V24H185ZM201 23H202V22H201ZM207 23H208V22H207ZM12 24H13V22H12ZM30 24H31V23H30ZM46 24H47V23H46ZM49 24H50V23H49ZM51 24H50V26H55V25H56V24H55V25H51ZM53 24H54V23H53ZM59 24H60V23H59ZM97 24H99V23L97 22L96 25H97ZM100 24H101V23H100ZM102 24H103V23H102ZM105 24H107V23H105ZM109 24H110V23H109ZM121 24H122V23H121ZM129 24H130V27H131V23H130V22H129ZM140 24H141V23H140ZM140 24H137L139 28H140ZM146 24H145V25H146ZM155 24H154V25H155ZM159 24H160V23H159ZM163 24H164V23L162 22L161 25H163ZM167 24H166V25H167ZM171 24H172V26H173V23H171ZM171 24H170L171 29H169V26H168V27H167V29H168L167 32L164 31V29H161V28H160V30H163L164 33L166 32L167 35H169V45L166 44V46H167L166 48H165V44H164V47H163V46L160 47V46L157 45V43L161 44L160 42H162L163 40H162V41H159V40H158V42L156 41V40L158 39L157 35L160 33V31H159V33L157 34V33H156V30L154 29L155 33L157 34V35H156V38H157L156 40H155V39H152V40H145V42L143 43L142 46H140V44H141L143 41H141V43L138 41V42L140 43V44L137 43V47H138V48L136 47V44L134 45V43L131 41V42L133 43V46H131V47L129 48V44H128L127 47H128L129 50H128V51L125 50V51L127 52V55H128V56H126V55H125V51H123L122 48H121V49H122V51H123L122 55L124 54V55L127 57V58L125 59V56H124V59L127 60L126 62H125V61H124V62H125V63L130 62V63H129L130 65L127 63L129 66L126 65V67H127V68H126V71H127V73H130V74H132L135 78H137L136 81H137L138 79H140V81H146L148 77L151 78L152 74H154L153 71H152L151 76H150V75L148 76L150 70H149V69H148V70L145 69V67H147V66H145V65H147V64H148L149 68H150V67H151V68H152V67H157V68H155V69H158L157 72H158V74L160 73V76H161V74H163V73L169 71V69H171L170 73L172 72V76H173V78H172L173 80H172V81H173V82H176V84H177V83L180 84L181 87H180V86H179V87L181 88V91H182V92H179V97H182V95H186V94H187V93H185V92H187V91L189 92V90H187L186 88L190 89L189 87L193 86L194 84H195V86H197V85H198L197 83H205V82L207 81V79H208L207 77H208V74H209V73H208L207 76H206L205 72H208L209 69H210L211 67H208L207 65H205L204 62H207L208 65H209V62H208V61H205V60L203 61V58H204V57H203V56H199V55L197 54V53H200V51L202 50V49L198 50V49L200 48V46H201V43H200V46H198L199 48H198V49L196 48L199 52H197V50H196L197 53H195V50H193L194 52L191 51V52H193V53L191 54V56H190V53H189V52H188V53L186 52L187 49H184V48H183V49L185 50V53L189 54V55H188V56H190L189 58H188L187 56H185V55H184L183 57H186V58H183V57H182V54H183V53L180 55L179 53L176 52V53H174V55H171V56H173V58H171V59H172L171 61H167V62H166V61L164 60L163 57H164V55H165V52H167V50L170 51V49L172 48V46H175V44H177V41H178V40H177L176 33H175L176 28H175V31L173 32ZM174 24H175V23H174ZM176 24H177V23H176ZM184 24H183V25H184ZM57 25H58V24H57ZM66 25H67V24H66ZM73 25H74V23H73ZM73 25H72V26H73ZM82 25H83V27H84L85 24H82ZM96 25H95V26H96ZM103 25H104V24H103ZM111 25H112V24H111ZM122 25H123V24H122ZM126 25H128V24H125L124 26H126ZM137 25H134V26H137ZM142 25H143V23L141 24V26H142ZM145 25H144V27H145ZM148 25H149V24H148ZM161 25H158V26H161ZM185 25H186V24H185ZM187 25H189V24H187ZM199 25H200V24H199ZM199 25H198L197 22H193V19H192L191 22H190V25H189L188 27L191 28V29L189 28V30H192V32H194V31H195V32H199V31L201 30V29H200L201 26H203V25H201V26L199 27ZM220 25H218L217 28H218ZM7 26H9V25H7ZM13 26H14V25H13ZM32 26H33V24H32ZM38 26L40 27L39 24H38ZM63 26H64L65 28L67 27V26H65V25H63ZM75 26H76V25H74V27H75ZM77 26H78V25H77ZM77 26H76V27H77ZM79 26H81V25H79ZM86 26H89V25H87V23H86ZM86 26H85V27H86ZM97 26H98V25H97ZM108 26H109V25H108ZM146 26H147V25H146ZM150 26H151V25H150ZM150 26H149V27H150ZM156 26H157V24H156ZM158 26H157V27H158ZM163 26H164V25H163ZM163 26H162V27H163ZM177 26H178V25H177ZM208 26H207V27H208ZM233 26H234V27H233ZM11 27H12V25H11ZM11 27H10V28H11ZM14 27H17V26H14ZM14 27H13V28H14ZM28 27H29V26H28ZM36 27H37V26H36ZM48 27H49V25H48ZM61 27H62V26H61ZM76 27H75V28H76ZM92 27H93V26H92ZM103 27H104V26H103ZM103 27H102V25H101V28H102V29H100L101 31L103 30ZM109 27H110V26H109ZM116 27H117V26H116ZM126 27H127V26H126ZM132 27H133V26H132ZM138 27H137V29H138ZM147 27H148V26H147ZM157 27H156V28H157ZM164 27H165V26H164ZM178 27H181L180 24H179ZM188 27H187V28H188ZM210 27H209V28H210ZM215 27H216V25H215ZM215 27H214V28H215ZM40 28H41V27H40ZM45 28H46V26H45ZM49 28H50V27H49ZM49 28H48V29H49ZM59 28H60V27H59ZM71 28H72V27H71ZM86 28H87V27H86ZM86 28H85V30H87ZM90 28H91V27H90ZM93 28H94V27H93ZM93 28H92V30H93ZM110 28H111V27H110ZM118 28H120V25H118L117 30H118ZM121 28H122V27H121ZM127 28H128V27H127ZM127 28H124V30L126 31ZM135 28H136V27H135ZM151 28H152V31L150 30ZM151 28H149V30H150V32H152V33H151V35H152V34H153V28H155V27L151 26ZM158 28H159V27H158ZM165 28H166V27H165ZM187 28H186V29H187ZM202 28H205V27L203 26ZM211 28H212V27H211ZM214 28H212V29L214 30ZM220 28H221V27H219V29H220ZM11 29H12V28H11ZM18 29H19V28H18ZM18 29H17V30H18ZM22 29H23V27H22ZM33 29H34V28H33ZM41 29H42V28H41ZM46 29H47V28H46ZM53 29H54V27L52 28L51 33L54 32V31H56L57 28H55L54 31H53ZM62 29H63V28H62ZM68 29H70V28H68ZM76 29H77V28H76ZM78 29L81 30L80 27H78ZM78 29H77V30H78ZM94 29H95V28H94ZM122 29H123V28H122ZM128 29H129V28H128ZM133 29H134V28H133ZM133 29H131V31H132ZM137 29H136V30H137ZM142 29H143V28H141V32L143 33V31H144V33H145V29H146V27H145V29H144L143 31H142ZM215 29H216V28H215ZM24 30H25V29H24ZM37 30H38V29H37ZM43 30H44V29H43ZM65 30H66V29H64L63 31H65ZM73 30H74V29H73ZM85 30H84V31H85ZM95 30H96V29H95ZM98 30H99V28L97 29V31H98ZM104 30H105V32H106L105 27H104ZM104 30H103V31H104ZM179 30H180V29H179ZM181 30H182V29H181ZM217 30H218V29H217ZM22 31H23V30H22ZM32 31H33V30H32ZM32 31H31V32H32ZM46 31H47V30H46ZM49 31H50V29H49ZM59 31H60V30H59ZM67 31H68V30H67ZM71 31H72V29H71ZM75 31H76V30H75ZM90 31H91V30H90ZM97 31H96V32H97ZM103 31H102V33H103ZM113 31H114V30H113ZM113 31H112V32H113ZM119 31L121 32V30H119ZM129 31H130V30H129ZM129 31H127V32L129 33ZM131 31H130V32H131ZM147 31H148V30H147ZM157 31H158V30H157ZM177 31H178V30H177ZM201 31H204V30H201ZM205 31H206V30H205ZM205 31H204V32H205ZM3 32H4V31H3ZM3 32H2V33H3ZM5 32H6V31H5ZM5 32H4V33H5ZM24 32H26V31H24ZM31 32H30V33H31ZM34 32H35V31H34ZM34 32H33V34H34ZM44 32H45V31H43V33H44ZM47 32H48V31H47ZM76 32H77V31H76ZM82 32H83V31H82ZM82 32H80V33H82ZM86 32H88V30H87ZM107 32H108V31H107ZM107 32H106V33H107ZM134 32H135V31H134ZM148 32H149V31H148ZM148 32H146V33H148ZM161 32H162V31H161ZM182 32H183V33H181V32L179 31V34H184V31H183V30H182ZM185 32H186V31H185ZM188 32H189V31H188ZM192 32H191V33H192ZM195 32H194V33H195ZM204 32H203V33H204ZM209 32H210V30H209ZM209 32H208V30H207V33H209ZM214 32H215V31H214ZM218 32H219V36H220V35H221V36L223 35V34H220L221 32H220L219 30H218ZM26 33H28V32H26ZM26 33H24V34H26ZM40 33H41V32H40ZM54 33H56V32H54ZM54 33H52V36H53ZM61 33H62V32H61ZM65 33L68 34L69 32H65ZM78 33H79V31H78L76 34H78ZM88 33L90 34L91 32H88ZM93 33H94V31H93ZM106 33H103V35L105 36ZM113 33H114V32H113ZM117 33H118V31H117ZM131 33H132V36H133V37H135V35H134L135 33L137 34V32H135L134 34H133V32H131ZM131 33H130V34H131ZM142 33H141V35H142ZM164 33H162V34L164 35ZM166 33H165V35L163 36V37H165V38H162V39L167 40V39H166V37H167V36H166ZM191 33H190V34H191ZM200 33H201V32H200ZM203 33H202V34H203ZM11 34H12V33H11ZM14 34H16V33H14ZM24 34H23V35H24ZM48 34H49V33H48ZM58 34H59V32H58ZM63 34H64V33H63ZM74 34H75V33H74ZM84 34H85V33H84ZM91 34H92V33H91ZM91 34H90V35H91ZM108 34H111V33H108ZM121 34H122V33L119 34V35H120L119 37H121ZM162 34L160 33V35H162ZM186 34H189V33H185L184 35H186ZM192 34H193V33H192ZM202 34H199V35H201V36H200L201 38H202ZM211 34H212V31H211ZM254 34H255V33H254ZM259 34H260V35H259ZM2 35H3V34H2ZM2 35H0V36H2ZM16 35H17V34H16ZM23 35L21 34V36H23ZM44 35L46 36V34H44ZM55 35H57V34H55ZM59 35H60V34H59ZM82 35H83V34H82ZM82 35H80V36L83 38ZM94 35H96V34H94ZM101 35H102V34H101ZM127 35H128V34L126 33V36H127ZM138 35H139V34H138ZM149 35H150V34H149ZM195 35H198V33H197V34L195 33ZM208 35H210V34H208ZM212 35H213V34H212ZM217 35H218V34H217ZM5 36H6V35H5ZM18 36H19V35H18ZM21 36H20V38H23V37H21ZM35 36H36V35H35ZM49 36H51V35L49 34ZM75 36H76V35H75ZM77 36H78V35H77ZM80 36H78V37H76V38H79ZM92 36H93V35H92ZM96 36H97V35H96ZM106 36H107V35H106ZM110 36H111V35H110ZM113 36H114V34H113ZM130 36H131V35H130ZM130 36H129V37H130ZM143 36H148V35L144 34ZM182 36H183V35H182ZM189 36H190V35H189ZM192 36H193V35H192ZM204 36H205V35H204ZM204 36H203V37H204ZM206 36H207V34H206ZM219 36H218V37H219ZM253 36H255V35H253ZM258 36H257V38H258ZM9 37H10V36H9ZM9 37H8V38H9ZM16 37H17V36H16ZM40 37H41V36H40ZM43 37H44V36H43ZM54 37H55V36H54ZM57 37H58V36H57ZM60 37H62V35H61ZM69 37H70V36H69ZM69 37H67V39H68ZM73 37H74V36H73ZM81 37H80V38H81ZM87 37H88V36H87ZM97 37H98V36H97ZM102 37H103V36H101L100 39H102ZM124 37H125V36H124ZM127 37H128V36H127ZM137 37H139V36L136 35V38H137ZM150 37H151V36H150ZM153 37H154V34L152 35V38H153ZM183 37H185V36H183ZM183 37H182V40H183ZM190 37H191V36H190ZM193 37H194V36H193ZM207 37H208V36H207ZM207 37H206V38H207ZM210 37H214V36H210ZM210 37H209V38H210ZM218 37H217V38H218ZM4 38H5V37H4ZM10 38H11V37H10ZM12 38H13V35H12ZM47 38H48V37H47ZM51 38H52V37H51ZM63 38H64V37H63ZM71 38H72V36H71ZM80 38H79V39H80ZM91 38H93V37H91ZM104 38H105V37H104ZM104 38H103V40H104ZM107 38H108V36H107ZM107 38H106L105 41H108ZM115 38H117L118 41H119V38H118V37H114V39H115ZM143 38H144V37H142V39H141V37H140L141 40H143ZM146 38H148V37H145V39H146ZM178 38H179V37H178ZM180 38H181V37H180ZM180 38H179V41L181 40ZM185 38H186V37H185ZM196 38H197V37H196ZM204 38H205V37H204ZM206 38H205V39H206ZM209 38H208V40H205V41H208V42H209V40H210ZM215 38H216V36H215ZM215 38H214V39H215ZM262 38H263V37H262ZM6 39H7V38H6ZM6 39H4V40H6ZM56 39H58V38H56ZM67 39H66V40H67ZM69 39H70V38H69ZM87 39H88V38H87ZM109 39H110V38H109ZM120 39H121V38H120ZM128 39L130 40V38H128ZM132 39H133V41H134L135 38H132ZM137 39H138V38H137ZM194 39H195V37H194ZM253 39H254V38H253ZM253 39H251V40H252V42H251V43H252V46H254L253 43L257 40V39H256V40L254 39L255 41L253 42ZM258 39H259V38H258ZM8 40H9V39H8ZM12 40H13V39H12ZM17 40H18V39L16 38V42H18ZM28 40H29V39H28ZM28 40H24V41H28ZM47 40H48V39H47ZM73 40H74V38H73ZM75 40H77V39H75ZM82 40H83V39H82ZM89 40H90V39H89ZM124 40H125V38H124ZM124 40H122V41H124ZM129 40H128V42H130ZM186 40H187V39H186ZM188 40H189V39H188ZM190 40H191V39H190ZM199 40H200V39H199ZM217 40H218V39H217ZM262 40H263V39H262ZM6 41H7V40H6ZM19 41H20V40H19ZM42 41H43V40H42ZM42 41H39L40 44H41ZM45 41H46V40H45ZM49 41H50V39H49ZM49 41H47V42H49ZM59 41H60V40H59ZM68 41H69V40H68ZM70 41H72V40H70ZM100 41H101V40H100ZM105 41H104V42H105ZM116 41H117V40H116ZM116 41H115V42H116ZM118 41H117V42H118ZM120 41H121V40H120ZM167 41H168V40H167ZM167 41H166V43H167ZM183 41H185V39H184ZM191 41H192V40H191ZM193 41H194V40H193ZM195 41H196V40H195ZM201 41H202V42H205V41H203V39H202ZM201 41H199V42H201ZM212 41H215V40L212 39ZM219 41H220V40H219ZM258 41H259V40H258ZM20 42H22V41H20ZM20 42H18V43H20ZM57 42H58V41H57ZM74 42H75V41H74ZM76 42H77V41H76ZM79 42H80V41H79ZM82 42H83V41H82ZM92 42H93V40H91V44H92ZM109 42H110V44H112L114 41H113V42L109 41ZM115 42H114V44H115ZM136 42H137V41H136ZM186 42H187V41H186ZM186 42H185V44H187ZM260 42H261V41H260ZM3 43H4V41H3ZM6 43H7V42H6ZM23 43H24V42H23ZM54 43H55V39H54ZM58 43H59V42H58ZM80 43H81V42H80ZM80 43H79V44H80ZM95 43H97V42H95ZM102 43H103V41H102ZM105 43H106V42H105ZM105 43H103V44H105ZM163 43H165V42L163 41ZM190 43H192V42H190ZM190 43L188 42V44H190ZM205 43H206V42H205ZM213 43H214V42H213ZM248 43H247V44H248ZM263 43H264V42H262V46H263ZM4 44H5V43H4ZM7 44H8V43H7ZM16 44H17V43H16ZM20 44H21V43H20ZM67 44H68V43H67ZM69 44H70V43H69ZM69 44H68V47H69ZM76 44H78V42H77ZM79 44H78V46H76V47H79ZM81 44H82V43H81ZM81 44H80V46H81ZM100 44H101V43H100ZM114 44H112V45H109V44H108V45H105V49H107V50H111L112 52L115 53V50H118V49H116V48H117V46H119V44L116 43L117 46H114ZM124 44H125V43H124ZM182 44H183V43H182ZM198 44H199V43H198ZM208 44H209V43H208ZM208 44H207V46H208ZM238 44H239V47L236 48V46H237ZM221 45H222V46H221ZM36 46L38 47V43L36 44ZM55 46H56V43H55ZM64 46H65V44H64ZM139 46H140V47H139ZM180 46H181V42H180ZM194 46H195V43H194ZM194 46H192V48H193ZM196 46H197V44H196ZM196 46H195V47H196ZM209 46H210V44H209ZM256 46H258V43L256 44ZM256 46H255V47H256ZM7 47H9V46H7ZM15 47H16V46H15ZM32 47H33V46H32ZM74 47H75V46L71 47V49H72V48L74 49ZM82 47H83V46H82ZM92 47H93V48H92ZM92 47H91V48L89 47V48H90V49H95V48L97 49V44H96V46H95V44H94V42H93V46H92ZM101 47H102V46H101ZM120 47H123V46H120ZM183 47H184V46H183ZM186 47H187V46H186ZM210 47H211V46H210ZM220 47H219V48H220ZM26 48H27V47H26ZM26 48H25V50L28 49V48H27V49H26ZM45 48H46V47H45ZM45 48H44V50H45ZM85 48H86V47H85ZM98 48H99V47H98ZM178 48H179V47H178ZM178 48H177V49H178ZM188 48H190V47L188 46ZM201 48H202V46H201ZM204 48H206V47H204ZM207 48H209V47H207ZM234 48H235L236 51L232 50V49H234ZM242 48H243V47H242ZM242 48H241V49H242ZM257 48H258V47H257ZM257 48L254 49V50H255L254 53H256V51H258ZM263 48H264V47H263ZM7 49H8V51H9V48H7ZM15 49H16V48H15ZM15 49H14V50H15ZM19 49H20V48H19ZM23 49H24V47H23ZM23 49L21 48V50H19L18 52L20 53V51H22ZM36 49H37V48H36ZM38 49H39V47H38ZM55 49H56V48H55ZM65 49H66V51H67L68 48H66V46H65ZM100 49H101V48H100ZM103 49H104V48H103ZM121 49H120V50H121ZM124 49H127V48L124 47ZM175 49H176V48H175ZM190 49H191V48H190ZM190 49H189V51H190ZM194 49H195V48H194ZM209 49H210V48H209ZM214 49H215V48H214ZM216 49H217V48H216ZM241 49H240V51H242V50L245 49V48H243L242 50H241ZM249 49H250V46H249V48H248L247 50L249 51ZM259 49H260V48H259ZM28 50H29V49H28ZM28 50H27V51H28ZM33 50H34V49H33ZM46 50H47V49H46ZM59 50H60V49H59ZM69 50H70V49H69ZM74 50H75V52H76V49H74ZM79 50H80V48H79ZM81 50H82V49H81ZM86 50H87V48H86ZM98 50H99V49H98ZM98 50H95V52H93L94 50L91 51V55L94 54V53H96V54L98 53L97 56L100 55V54H99V53H100L99 51H101V50H99V51H98ZM184 50H183V51H184ZM211 50H212V49H211ZM218 50H219V49H218ZM226 50H227V49H226ZM263 50H264V49H263ZM8 51H6V52H8ZM16 51H17V50H16ZM30 51H31V50H30ZM66 51H65V52H66ZM77 51H78V50H77ZM96 51H97V52H96ZM111 51H110V52H111ZM122 51H120V52H122ZM145 51H147V52H153L155 56L151 54L152 56H154V57H153V61H150V62H151V63L149 62L150 64L147 63V64L143 65L144 62H145V61H144L145 58H144V60H143L144 62L142 61L141 58L143 57ZM177 51H178V50H177ZM203 51H204V52H207L208 50H204V49H203V50L201 51V53H202ZM215 51H216V50H214V52H215ZM219 51L221 52V49H220ZM228 51H227L226 53H225V50L222 51V52H223V54H227V55H228ZM6 52H5V53H6ZM9 52H10V51H9ZM9 52H8V53H9ZM18 52H17V53H18ZM35 52H36V50H35ZM52 52H53V50H52ZM67 52H68V51H67ZM70 52H71V51H70ZM79 52L81 53V51H78V53H79ZM83 52H84V50H83ZM88 52H89V51H88ZM108 52H109V51H107V53H108ZM120 52L117 51L116 54H117V53L120 54ZM173 52H174V51H173ZM181 52H182V51H180V53H181ZM204 52H203V54H205ZM211 52H213V50H212ZM222 52H221V54H222ZM252 52H253V51H250V58H251V53H252ZM259 52H263V51H259ZM11 53H12V52H11ZM29 53H30V52H29ZM31 53H33V52H31ZM78 53H77V54H78ZM84 53H86V52H84ZM89 53H90V52H89ZM105 53H106V51H105ZM167 53H168V52H167ZM169 53H170V52H169ZM169 53H168V54H169ZM207 53H208V52H207ZM215 53H216V52H215ZM239 53H240V52H239ZM248 53H249V52H247V55H248ZM22 54H23V53H22ZM24 54H25V53H24ZM52 54H53V53H52ZM66 54H68V53H66ZM70 54H71V53H70ZM73 54H74V53H73ZM75 54H76V53H75ZM109 54H111V53H108V55H107L108 57H109ZM119 54H118V55H119ZM168 54H167V55H168ZM170 54H171V53H170ZM212 54H213V53H212ZM212 54H211V57L216 56V54H214L213 56H212ZM221 54H220V55H221ZM235 54H236V53H235ZM242 54H243V53H240L241 56H244V55H242ZM244 54H245V52H244ZM257 54H259V53H256V56H257ZM15 55L17 56V54H15ZM19 55H21V54H19ZM19 55H18L17 57H20ZM28 55H29V54H28ZM49 55H50V52H49ZM57 55H58V57H59V53H58ZM60 55H61V53H60ZM63 55H65V53H63ZM63 55H62V56H63ZM83 55H84V54H83ZM87 55H88V54H87ZM102 55H104V54L102 53ZM102 55H101V56H102ZM114 55H115V54H114ZM114 55H113V53H112V56H114ZM118 55H117V56H114V61H115V62H116V61H120L121 59H123V57H122L121 54H120L119 56H118ZM238 55H239V54H237V56H238ZM240 55H239V57H240ZM254 55H255V54H254ZM254 55H253V56H254ZM262 55H263V53H262ZM7 56H9V55H7ZM24 56H26V54H25ZM34 56L36 57L37 62H40L41 65H42V66L40 67V70L38 69V70H39V72L37 73V74H38V79L41 78V79L44 80V78L47 76L48 71H49V70L46 71L49 67H47V69H46V67H45V64H46V61H47V60H46V58H47V52L41 50V48H40V49L35 53ZM51 56H53V55H51ZM66 56H67V55H66ZM69 56H70V55H69ZM72 56H77V55H72ZM72 56H71V57H72ZM84 56H85V55H84ZM93 56H95V55H93ZM107 56H105V57H107ZM149 56H150V55H149ZM149 56H148V58L151 59ZM152 56H151V57H152ZM171 56L168 55V57H171ZM217 56H218V55H217ZM217 56H216L215 58H218V57H219V59L221 60L220 56H218V57H217ZM245 56H246V55H245ZM245 56H244V57H245ZM259 56H260V55H259ZM259 56H258V57H259ZM5 57H6V56H5ZM13 57H14V56H13ZM13 57H12V58H13ZM30 57L33 58V56H30ZM55 57H56V56H55ZM63 57H64V56H63ZM78 57L80 58L79 55H78ZM88 57H90V56H88ZM88 57H87V59L89 60ZM105 57H103V58H105ZM108 57H107V58H108ZM221 57H223V56H221ZM226 57H227V56H226ZM233 57H235V56H233ZM254 57H255V56H254ZM14 58H15V57H14ZM14 58H13V59H14ZM25 58H26V57H24V60H25ZM60 58H61V57H60ZM66 58H68V57H66ZM83 58H84V57H83ZM91 58H92V57H91ZM94 58H95V57H94ZM96 58H97V57H96ZM107 58H106V59H107ZM187 58H188V59H187ZM223 58H225V56H224ZM223 58H222V60H223ZM246 58H247V56H246ZM252 58H253V57H252ZM256 58H257V57H256ZM6 59H7V57H6ZM22 59H23V56H22ZM33 59H35V58H33ZM57 59H58V58H57ZM74 59H75V58H74ZM85 59H86V58H85ZM110 59H111V58H110ZM136 59H137V60H138V59H141V61L143 62V64H142L143 67L145 66V67H144L145 71H142L141 68H140L141 70L138 69V64H137V63L140 62V61L136 62V61H137ZM146 59H147V58H146ZM165 59H167V58L165 57ZM204 59H205V58H204ZM206 59H207V58H206ZM212 59H214V58H211V60H212ZM235 59H238V57H237V58L235 57ZM248 59H249V58H248ZM262 59H263V58H262ZM3 60H4V59H3ZM30 60H31V59H30ZM50 60H51V58H50ZM53 60H54V59H53ZM61 60H63V59H61ZM65 60H66V59H65ZM68 60H71V59H68ZM68 60H66V61L68 62ZM82 60H83V59H82ZM88 60H87V61H88ZM91 60H92V59H91ZM95 60H96V59H95ZM101 60H102V57H101ZM111 60H112V59H111ZM167 60H169V59H167ZM207 60L210 61V57H209ZM214 60H215V59H214ZM227 60H228V59H226V61H227ZM231 60H232V56H231ZM15 61H16V58H15ZM18 61H19V60H18ZM26 61H27V59H26ZM28 61H29V59H28ZM35 61H36V60H35ZM66 61H65V62H66ZM73 61H74V60H73ZM93 61H94V60H93ZM97 61H98V59H97ZM107 61L110 62V61H109V58H108ZM202 61H203V62H202ZM224 61H225V59H224ZM224 61L222 62L223 64L225 63ZM260 61H263V60H260ZM3 62H4V61H3ZM7 62H8V61H7ZM9 62H10V59H9ZM23 62H24V61H23ZM74 62H75V61H74ZM83 62H84V61H83ZM89 62H90V61H89ZM89 62H88V63H89ZM94 62H95V61H94ZM103 62H105V61L103 60ZM201 62L204 63V65L206 66V69H207V67H208L209 69H208V70L205 69L206 71H204V69L202 68V67H203V66H202L203 64H201ZM212 62H213V61H212ZM215 62H216V61H215ZM217 62H218V61H217ZM217 62H216V63H217ZM249 62H250V61H249ZM252 62H253V61H252ZM10 63H11V62H10ZM20 63H21V62H20ZM26 63H28V62H26ZM31 63H32V62H31ZM52 63H53V62H52ZM55 63H56V62H55ZM57 63H58V61H57ZM71 63H72V62H71ZM71 63L69 62L70 66H72ZM75 63H78V61L75 62ZM81 63H82V61H81ZM86 63H87V62H86ZM88 63H87V64H88ZM92 63H93V62H92ZM96 63H99V62H96ZM96 63H94V64H96ZM101 63H102V61H101ZM110 63H111V62H110ZM112 63H113V61H112ZM122 63H123V62H121V65H119V66H122ZM125 63H124V65H125ZM145 63H146V62H145ZM207 63H206V64H207ZM230 63H231V62H230ZM230 63H229V64H230ZM253 63H255V62H253ZM257 63H259V61H258ZM0 64H1V63H0ZM6 64H7V63H6ZM14 64H15V62H14ZM18 64H19V63H18ZM21 64H22V63H21ZM24 64H25V63H23V65H24ZM33 64H35V63L33 62ZM36 64H37V65H40V64H38V63H36ZM50 64H51V63H50ZM66 64H67V63H66ZM87 64H85V65H86V66H88V65L90 66L91 62H90V64H88V65H87ZM94 64H93V65H94ZM105 64H106V62H105ZM105 64H104V66H105ZM115 64L118 65V62H116ZM139 64H140V63H139ZM225 64L228 66V63H227V62H226ZM225 64H224V65H225ZM235 64H237V62H236ZM2 65H4V64H2ZM26 65H27V64H26ZM37 65H36V66H37ZM73 65H75V64H73ZM81 65H82V64H81ZM110 65H111V64H110ZM142 65H141V66H142ZM221 65H222V64H221ZM224 65H223V66H224ZM230 65H233L232 68H234V66H236V65H234V64H232V63H231ZM0 66H1V65H0ZM10 66H11V65H10ZM10 66H9V67H10ZM24 66H25V65H24ZM28 66H29V65H28ZM48 66H50V65H48ZM56 66H57V65H56ZM61 66H62V64H61ZM67 66H68V65H67ZM78 66H79V65H78ZM97 66H100V65H97ZM97 66H96V67H97ZM102 66H103V65H101V67H102ZM111 66H112V65H111ZM111 66H110V67H111ZM114 66H116V65H114ZM119 66H118V67H119ZM201 66H202V67H201ZM212 66H216V65H212ZM254 66H255V65H253V67H254ZM261 66H262V64H261ZM4 67L7 68L8 66L5 65ZM14 67H16V64H15ZM21 67H23V66L21 65ZM26 67H27V66H26ZM34 67H35V65H34ZM50 67H53V64H52V66H50ZM57 67H58V66H57ZM62 67H63V66H62ZM68 67H69V66H68ZM73 67H74V66H73ZM75 67H76V65H75ZM83 67H84V66H83ZM91 67H92V66H91ZM101 67H100V68H101ZM123 67H124V66H123ZM228 67H231V66H228ZM228 67H226V68H228ZM251 67H252V66H251ZM251 67H250V68H251ZM263 67H264V66H263ZM23 68H24V67H23ZM23 68H22V69H23ZM29 68H30V67H29ZM59 68H60V67H59ZM65 68H67V67H65ZM69 68H70V67H69ZM84 68H85V67H84ZM86 68H88V67H86ZM94 68H95V67H94ZM108 68H109V67H108ZM113 68H114V67H113ZM115 68L117 69V67H115ZM115 68H114V69H115ZM120 68H121V67H119L118 69H120ZM147 68H148V67H147ZM212 68L214 69V67H212ZM212 68H211V69H212ZM216 68H217V67H216ZM255 68H256V70H259L257 67H255ZM259 68H260V66H259ZM261 68H262V67H261ZM10 69H11V68H10ZM16 69H17L16 71H15V69H14L15 73H16L17 71H19V73H20V76H19V78H18V81L21 80L22 83H23V81H30V80H31L30 77H29V75H31V74H29L30 72H28L31 68H30L29 70L26 69L27 71H26V70H25V71H22V69H20L19 67H17ZM24 69H25V68H24ZM32 69H33V68H32ZM49 69H50V68H49ZM51 69H53V68H51ZM57 69H58V68H57ZM57 69H56V72H57ZM61 69H62V68H61ZM76 69H77V68H76ZM91 69H92V68H91ZM104 69H105V68H104ZM213 69H212V70H213ZM228 69H230V68H228ZM7 70H8V68H7ZM54 70H55V69H54ZM66 70H67V69H66ZM69 70H70V69H69ZM72 70H73V69H72ZM77 70H78V69H77ZM102 70H103V68H102ZM111 70H112V69H111ZM120 70H122V69H120ZM214 70H215V69H214ZM214 70H213V71H214ZM224 70H225V69H224ZM238 70H239V69H238ZM256 70H255V72H256ZM31 71H32V70H31ZM34 71H35V70H34ZM50 71H51V70H50ZM61 71H62V70H61ZM61 71H59V72H61ZM73 71H75V70H73ZM79 71H80V70H79ZM83 71H84V69H83ZM97 71H98V70H97ZM100 71H101V70H100ZM104 71H105V70H104ZM107 71H108V70H106L105 72H107ZM117 71H118V70H117ZM117 71H116V72H117ZM122 71L124 72L125 69L122 70ZM126 71H125V72H126ZM154 71H155V70H154ZM216 71H217V70H216ZM230 71H231V70H230ZM235 71H236V70H235ZM240 71H241V70H240ZM52 72H53V71H52ZM71 72H72V71H71ZM71 72H70V73H71ZM88 72H89V71H88ZM108 72H109V71H108ZM110 72H112V71H110ZM114 72H115V71H114ZM118 72H119V71H118ZM118 72H117V74H114L113 72H112V73H113L114 75H118ZM125 72H124V73H125ZM224 72H225V71H224ZM224 72H223V73H224ZM242 72H243V70H242ZM246 72L249 74V72H251V71H246ZM246 72L244 71V73H246ZM260 72H261V71H260ZM13 73H14V72H13ZM31 73H32V72H31ZM50 73H51V72H50ZM65 73H66V72H65ZM73 73H74V72H72L70 75H72ZM79 73H80V72H79ZM81 73H82V72H81ZM83 73H84V72H83ZM83 73H82V74H83ZM98 73H99V72H98ZM103 73H104V72H103ZM112 73H111V74H112ZM124 73H123V74H124ZM150 73H151V72H150ZM223 73H222V74H223ZM228 73H229V72H228ZM228 73L226 72V74H228ZM231 73H232V72H231ZM253 73H254V68H253ZM33 74H34V73H33ZM35 74H36V72H35ZM62 74H64V73H62ZM66 74H67V73H66ZM68 74H69V73H68ZM111 74H110V76H113V75H111ZM120 74H121V73H120ZM156 74H157V73H156ZM156 74H155V76H156ZM167 74H168V73H167ZM212 74H213L212 76H214V74H216V73L214 72V73H212ZM229 74H230V73H229ZM229 74H228V75H229ZM242 74H243V73H242ZM261 74H262V73H261ZM50 75H52V73H51ZM58 75H59V74H58ZM64 75H65V74H64ZM64 75H63V76H64ZM77 75H78V74H76V76H77ZM79 75H80V74H79ZM103 75L106 76V73L103 74ZM107 75H108V74H107ZM121 75H122V74H121ZM132 75H131V77H132ZM164 75H165V74H164ZM170 75H171V74H170ZM210 75H211V71H210ZM240 75H241V74H240ZM240 75H239V76H240ZM12 76H13V78L16 77L15 74H13ZM56 76H57V75H56ZM60 76H61V75H60ZM63 76H62V77H63ZM72 76H73V75H72ZM82 76H83V75H82ZM104 76H103V78H104ZM125 76H126V77L128 76V80L130 79V78H129V75H126V73H125ZM125 76L123 77V75H122L121 77H123V79L125 78V80H126V77H125ZM157 76H158V75H157ZM160 76H159V77H160ZM168 76H169V75H168ZM172 76H170V77H172ZM212 76H211V77H212ZM221 76H222V75H221ZM231 76H232V75H231ZM239 76H238V77H239ZM260 76H261V75H260ZM260 76H258V82H259V79H260L259 77H260ZM31 77H32V76H31ZM65 77H66V75H65ZM107 77H108V76H107ZM153 77H154V76H152V78H153ZM161 77H162V76H161ZM225 77H226V76H225ZM229 77H230V76H229ZM238 77H237V78H238ZM46 78H47V77H46ZM83 78H84V77H83ZM83 78L81 79V81L85 79V78H84V79H83ZM115 78H116V77H115ZM135 78H134V79H135ZM155 78H156V77H155ZM162 78H163V77H162ZM162 78H161V79H162ZM168 78H169V77H168ZM223 78H224V77H223ZM231 78H232V77H231ZM241 78H242V75H241ZM249 78H250V77H249ZM49 79H50V78H49ZM52 79H53V78H52ZM60 79H61V78H60ZM63 79H64V78H63ZM69 79H70V78H69ZM72 79H74V78L72 77ZM75 79H76V77H75ZM75 79H74V80H75ZM78 79H79V78H78V76H77V80H78ZM92 79H93V78H92ZM112 79H113V78H112ZM112 79H111V80H112ZM118 79H119L120 81L123 80L122 78H121V79L118 78ZM132 79H133V78H132ZM132 79H131V80H132ZM134 79H133V80H134ZM142 79H143V80H142ZM144 79H146V80H144ZM159 79H160V78L157 79L158 82H159ZM164 79H165V78H164ZM164 79H162V80H164ZM170 79H171V78H170ZM213 79H214V78H213ZM224 79L227 80V78H224ZM232 79H233V78H232ZM238 79H240V78H238ZM243 79H245L244 76H243ZM262 79H263V78H262ZM35 80H36V77H35ZM45 80H46V79H45ZM45 80H44V81H45ZM47 80H48V78H47ZM50 80H51V79H50ZM64 80H65V79H64ZM67 80H68V79H67ZM67 80H66V81H67ZM74 80H72V81H73V82H77V81H74ZM108 80H110V79H107V80H105V81H108ZM115 80H116V79H115ZM131 80H130V82H131ZM133 80H132V81H133ZM151 80H152V79H151ZM166 80H167V79H166ZM166 80H165V81H166ZM222 80H223V79H222ZM226 80H225V81H226ZM234 80H236V79H234ZM16 81H17V80H16ZM16 81H15V82H16ZM38 81H40V80H38ZM53 81H54V79H53ZM68 81H70V80H68ZM68 81H67V82H68ZM81 81H80V82H81ZM112 81H113V80H112ZM123 81H124V80H123ZM152 81H153V80H152ZM154 81H155V79H154ZM154 81H153V82H154ZM167 81H168V80H167ZM228 81H229V79H228ZM236 81H237V80H236ZM250 81H251V79H250ZM263 81H264V80H263ZM35 82H36V81H35ZM87 82H88V81H87ZM110 82H111V81H110ZM115 82L118 83V81H114V83H115ZM127 82H128V81H127ZM127 82H126V83H127ZM130 82H129V83H130ZM158 82H157V81L155 82L156 85L159 84ZM211 82H212V81H211ZM213 82H214V81H213ZM213 82H212V83H213ZM238 82H239V81H238ZM245 82H246V81H245ZM19 83H20V82H19ZM24 83H26V82H24ZM29 83H30V82H29ZM32 83H33V82H32ZM49 83H50V82H49ZM53 83H54V82H53ZM53 83H52V85H53ZM84 83H85V82H84ZM84 83H83V84H84ZM104 83H105V82H104ZM111 83H112V82H111ZM117 83H116V84H117ZM121 83H123V82H121ZM126 83H125V85H126ZM133 83H134V82H133ZM135 83H136V82H135ZM137 83H139L140 85H142L141 83H143V82L140 83V82L138 81ZM144 83H145V82H144ZM149 83H150V82H149ZM168 83H169V82H168ZM168 83H165V84L168 85ZM226 83H227V82H226ZM226 83H225V84H226ZM228 83H229V82H228ZM231 83H232V81H231ZM246 83H247V82H246ZM246 83H245V84H246ZM38 84H39L40 86H43V85H44V82L40 81ZM38 84H37V85H38ZM45 84H46V83H45ZM63 84H64V83H63ZM72 84H74V83H72ZM76 84H78V83H76ZM95 84H96V83H95ZM116 84H115V85H116ZM119 84H120V82H119L117 85H119ZM123 84H124V83H123ZM127 84H128V83H127ZM139 84H138V85H139ZM147 84H148V80H147ZM147 84H146V85H147ZM150 84H154V83H150ZM150 84H149V86H150ZM176 84H174V85H176ZM196 84H197V85H196ZM234 84H235V83H234ZM237 84H238V83H237ZM240 84H241V83H240ZM240 84H239V85H240ZM242 84H243V81H242ZM253 84H254V83H253ZM16 85H17V84H16ZM18 85H19V84H18ZM27 85H29V84L27 83ZM31 85L33 86L34 84H31ZM31 85H30V86H31ZM35 85H36V84H35ZM46 85H47V84H46ZM105 85H106V84H105ZM105 85H104V87H106ZM109 85H111V84H109ZM109 85H107V87H108ZM117 85H116V86H117ZM144 85H145V84H144ZM154 85H155V84H154ZM163 85H164V83H163ZM163 85H162V86H163ZM174 85H173V86H174ZM204 85L206 86V84H203V85H202L203 88H202V89L199 88V90H203L204 87H205ZM207 85H208V84H207ZM220 85H221V84H220ZM223 85H224V84H223ZM243 85H244V84H243ZM250 85H251V83H250ZM258 85H260V84L258 83ZM23 86H24V85H22V88H23ZM25 86H26V85H25ZM40 86H39V87H40ZM48 86L51 88L50 84L47 85V86H45V87H48ZM71 86H72V85H71ZM73 86H74V85H73ZM126 86H127V85H126ZM151 86H152V85H151ZM160 86H161V85H160ZM160 86H158V88H159ZM162 86H161V87H162ZM171 86H172V84H171ZM200 86H201V84H200ZM209 86H210V83H209L208 87H209ZM215 86H216V85H215ZM215 86H213V89H214ZM228 86H231V84L228 85ZM233 86H234V85H233ZM256 86H257V85H255V87H256ZM263 86H264V85H263ZM33 87H34V86H33ZM39 87H38V88H39ZM49 87H48V89H50ZM52 87H54V86H52ZM64 87H66V86H64ZM85 87H86V84H85ZM104 87H103V89H104ZM111 87H112V86H111ZM121 87H122V86H121ZM129 87H130V86H129ZM129 87H128V89H129ZM135 87H136V85H135ZM142 87H145V86H141V88H142ZM155 87H156V86H155ZM155 87H154V88H155ZM163 87H165V86H163ZM168 87H170V85H168ZM168 87H167V89H168ZM198 87H199V86H197V88H196L197 90H198ZM221 87H222V86H221ZM221 87H220V88H221ZM248 87H249V84H248L247 88H248ZM250 87H251V86H250ZM253 87H254V86H253ZM16 88H19V87H16ZM26 88H27V86H26ZM26 88H25V89L23 88V90H26ZM29 88L31 89V87H29ZM34 88H37V87H34ZM40 88H42V87H40ZM40 88H39V89H40ZM43 88H44V87H43ZM58 88H59V87H58ZM74 88H76V86H75ZM77 88H79V86H77ZM86 88H87V87H86ZM86 88H85V89H86ZM112 88H113V87H112ZM123 88H124V86L122 87V92L124 91ZM125 88H126V87H125ZM131 88H132V87H131ZM141 88H140V89H141ZM154 88H153V90L157 91L156 88H155V89H154ZM172 88H173V87H172ZM176 88H177V87H176ZM193 88H194V87H193ZM211 88H212V87H211ZM218 88H219V85H218ZM232 88H233V87H232ZM241 88H242V87H241ZM256 88H258V87H256ZM259 88H260V86H259ZM20 89H21V88H20ZM20 89H19V90H20ZM39 89H38V90H39ZM44 89L46 90L47 88H44ZM59 89H60V88H59ZM67 89H68V88H67ZM67 89H66V90H67ZM87 89H88V88H87ZM95 89H96V88H95ZM137 89H138V87H137ZM140 89H138V90H140ZM164 89H166V88H164ZM191 89H192V88H191ZM206 89H207V88H206ZM206 89H204V90H206ZM213 89H211V90L213 91ZM216 89H217V88H215L214 90L216 91ZM233 89H234V88H233ZM263 89H264V88H263ZM23 90H21V91H23ZM27 90H28V89H27ZM60 90H61V89H60ZM66 90H65V92H67ZM79 90H80V89H79ZM131 90H133V89H130V91H131ZM134 90H135V89H134ZM149 90H151V89H149ZM153 90H152V91H153ZM160 90H161V88H160ZM185 90H187V91H185ZM199 90H198V91H199ZM207 90H208V89H207ZM211 90H210V91H211ZM220 90H222V89H220ZM224 90H225V89H224ZM250 90H251V89H249V91H250ZM33 91H34V90H33ZM40 91H41V89L39 90V92H40ZM42 91H43V89H42ZM42 91H41V93H42ZM49 91H50V90H49ZM70 91H71V90H70ZM70 91H69V92H70ZM76 91L79 92L77 89H76ZM87 91H88V90H87ZM87 91H86V92H87ZM91 91L94 92L93 90H91ZM119 91H120V90H119ZM130 91H129V92H130ZM144 91H146V87H145V90H144ZM165 91H166V90H165ZM172 91H173V90H172ZM184 91H185V92H184ZM210 91H209V92H210ZM222 91H223V90H222ZM228 91H229V90H228ZM242 91H244V89H243ZM246 91H247V90H246ZM258 91H259V90H258ZM260 91H261V93H262V90H261V89H260ZM16 92H19V91H16ZM30 92H31V90H30ZM30 92H29V94H31ZM35 92H37V90H36ZM62 92H63V91H62ZM71 92H72V91H71ZM71 92H70V93H71ZM73 92H74V90H73ZM114 92L116 93V91H114ZM117 92H118V91H117ZM127 92H128V90H127ZM132 92H134V91H132ZM137 92H138V91H137ZM141 92H143V91H141ZM149 92H151V91H149ZM163 92H164V90H163ZM166 92H167V91H166ZM173 92H174V91H173ZM209 92H208V93H209ZM231 92H232V91H231ZM251 92H252V91H251ZM251 92H250V93H251ZM20 93H21V92L16 93V94L19 95ZM24 93H25V92H24ZM33 93H34V92H32V94H33ZM37 93H38V92H37ZM41 93H40V94H41ZM43 93H44V92H43ZM75 93H76V92H74V94H75ZM90 93H91V92H90ZM124 93H125V92H124ZM139 93H140V91H139ZM146 93H147V92H146ZM146 93H145V94H146ZM158 93H159V92H158ZM161 93H162V92H161ZM167 93H168V92H167ZM169 93H170V92H169ZM183 93H185V94H183ZM189 93H190V92H189ZM196 93H197V92H196ZM206 93H207V92H206ZM212 93H215V92H212ZM219 93H220V92H219ZM219 93H218V94H219ZM224 93H225V92H224ZM227 93H228V92H227ZM227 93H226V95H227ZM250 93H249V94H250ZM255 93H256V92H254V94H255ZM26 94H27V93H26ZM35 94H36V93H35ZM48 94H50V93H48ZM52 94H53V93H52ZM63 94H64V93H63ZM65 94H67V98H68V99L71 98V96L68 97V94H69L68 92L65 93ZM78 94H79V93H78ZM95 94H96V93H95ZM101 94H102V93H101ZM104 94H105V93H104ZM117 94H118V93H117ZM130 94H131V92H130ZM136 94H137V93H136ZM141 94H143V93H141ZM141 94H138V95L140 96ZM153 94H154V93H153ZM163 94H164V93H163ZM218 94H217V95H218ZM235 94H236V93H235ZM243 94H245V93H243ZM254 94H252L253 97L256 95V94H255V95H254ZM259 94H260V93H259ZM36 95H39V94H36ZM42 95H43V94H42ZM44 95H45V93H44ZM44 95H43V96H44ZM75 95H77V94H75ZM79 95H80V94H79ZM79 95H77V98H78ZM93 95H94V94H93ZM122 95L124 96V94H122ZM122 95H120V96L122 97ZM133 95H134V93L132 94V98H133ZM138 95H137V96H138ZM154 95L156 96V94H154ZM161 95H162V94H161ZM165 95L167 96V94H165ZM169 95H170V94H169ZM190 95H191V94H190ZM190 95H189V96H190ZM193 95H194V94H193ZM193 95H191V96H193ZM209 95H210V94H209ZM215 95H216V94H215ZM219 95H220V94H219ZM219 95H218V96H219ZM257 95H258V94H257ZM261 95H262V94H261ZM12 96H13V95H12ZM14 96H16V95H14ZM14 96H13V97H14ZM19 96H21V95H19ZM19 96H18V98L20 99ZM22 96H23V95H22ZM29 96H30V95H29ZM31 96H32V95H31ZM50 96H51V95H50ZM98 96H99V94H98ZM128 96H129V95H128ZM143 96H144V95H143ZM151 96H152V95H151ZM189 96H188V97H189ZM196 96H197V95H196ZM213 96H214V94H213ZM218 96H217V98L219 99ZM227 96H229V94H228ZM240 96H242V94H241ZM240 96H239V97H240ZM243 96H244V95H243ZM258 96H259V95H258ZM0 97H1V96H0ZM13 97H11V98H13ZM25 97H27V96H25ZM39 97H41V96H39ZM93 97H94V96H93ZM93 97H92V98H93ZM124 97H125V96H124ZM147 97L150 98V96H147ZM158 97H159V95H158ZM158 97L156 96L155 98L157 99ZM160 97H161V96H160ZM160 97L158 98L159 101H160V99H161ZM174 97H175V96H174ZM184 97H185V96H184ZM193 97H195V96H193ZM234 97H236V95H235ZM234 97H233V95H232V98H234ZM247 97H248V96H247ZM247 97H246V98H247ZM259 97H260V96H259ZM6 98H7V97H6ZM11 98H9V99H11ZM29 98H30V97H29ZM35 98H38V96L35 97ZM42 98H44V97H42ZM48 98H49V97H48ZM75 98H76V97H75ZM89 98H90V97H89ZM94 98H95V97H94ZM125 98H126V97H125ZM132 98H128V99H132ZM135 98H137L136 95H135ZM135 98H134V99H135ZM141 98H145V97H140L139 99H141ZM153 98H154V97H153ZM153 98H151V99H153ZM166 98H167V97H166ZM191 98H192V97H191ZM221 98H222V97H221ZM229 98H230V97H229ZM229 98L227 97V99H229ZM232 98H231V100H232ZM243 98H244V97H243ZM248 98H249V97H248ZM250 98H252L251 95H250ZM250 98H249V99H250ZM260 98H262V96H261ZM14 99L17 100V97L14 98ZM27 99H28V97H27ZM33 99H34V98H33ZM39 99H41V98H39ZM79 99H80V98H79ZM81 99H82V98H81ZM90 99H91V98H90ZM103 99H104V98H103ZM103 99H102V100H103ZM118 99H120V98H117V99H116L117 102H118ZM122 99H123V98H122ZM151 99H150V100H151ZM171 99H172V98H171ZM184 99H185V98H184ZM189 99H190V98H189ZM195 99H196V97H195ZM209 99H210V98H209ZM218 99H217V101H218ZM223 99H224V98H223ZM225 99H226V98H225ZM225 99H224V100H225ZM253 99H254V98H252V101H253ZM12 100H13V99H12ZM45 100H46V99H45ZM50 100H51V99H50ZM50 100H48V101H50ZM82 100H83V99H82ZM82 100H81V101H82ZM104 100H105V99H104ZM116 100H114L115 103H117ZM136 100H137V99H136ZM136 100H135V102H136ZM173 100H174V99H173ZM173 100H172V101H173ZM214 100H215V98H214ZM233 100H234V99H233ZM233 100H232V101H233ZM242 100H243V99H242ZM244 100H246V99H244ZM256 100H257V99H256ZM261 100H262V99H261ZM14 101H15V100H14ZM20 101H21V100H20ZM25 101H26V100H25ZM31 101H32V100H31ZM34 101H36V99H35ZM81 101H80V102H81ZM83 101H84V100H83ZM93 101H94V100L92 99V103H93ZM138 101H140V100H138ZM177 101H178V100H177ZM181 101H182V99H181ZM190 101L193 102V104L195 105V103H196L195 100H194L195 102H194L193 100H190ZM207 101H209V100H207ZM221 101H223V100H221ZM226 101H227V100H226ZM226 101H225L224 103H227ZM229 101H230V100H229ZM236 101H237V100H235V102H236ZM17 102H18V101H17ZM17 102H16V103H17ZM38 102H39V101H38ZM38 102H36V103H38ZM43 102H44V101L42 100L41 103H43ZM76 102H77V101H76ZM78 102H79V100H78ZM78 102H77V104H78ZM85 102H86V101H85ZM90 102H91V100H90ZM90 102H89V103H90ZM98 102H99V100H98ZM100 102H101V101H100ZM100 102H99V103H100ZM112 102H113V101H112ZM125 102H126V100H125ZM129 102L131 103V101H129ZM133 102H134V100H133ZM168 102H169V100H168ZM188 102H189V101H188ZM191 102H190V104H192ZM210 102H212V99L210 100ZM235 102H234V103H235ZM241 102L243 103V101H241ZM241 102H240V103H241ZM246 102H247V100H246ZM1 103H2V102H1ZM20 103H21V102H20ZM24 103H25V102L22 101V104H23L22 107L25 105ZM33 103H34V102H33ZM33 103H32V104H33ZM41 103H40V104H41ZM87 103H88V102H87ZM96 103H97V102H96ZM99 103H97V104H99ZM119 103H120V102H119ZM119 103H118V105H119ZM123 103H124V102H123ZM136 103H138V102H136ZM140 103H141V101H140ZM147 103H149V102H147ZM157 103H159V102H157ZM157 103L155 102L156 106H157ZM163 103H164V102H163ZM185 103H186V102H185ZM197 103H198V102H197ZM224 103L222 102L221 104L224 105ZM231 103H232V102H231ZM236 103H237V104H236V106H237V105H238V102H236ZM6 104H8V103H6ZM17 104H18V103H17ZM66 104H67V103H66ZM79 104H80V103H79ZM84 104H85V103H84ZM93 104H94V103H93ZM100 104H101V103H100ZM102 104H103V103H102ZM102 104H101V105H102ZM124 104H125V103H124ZM124 104H123V105H124ZM126 104H127V103H126ZM126 104H125V105H126ZM145 104H146V103H145ZM150 104H151V103H150ZM159 104H160V103H159ZM170 104H171V103H170ZM174 104H175V102H174ZM183 104H184V103H183ZM190 104H189V105H190ZM216 104H217V106H219L218 103H216ZM257 104H258V103H257ZM259 104H260V103H259ZM18 105H21V104H18ZM18 105H17V106H18ZM26 105H27V104H26ZM34 105H35V103H34ZM46 105H47V103H46ZM48 105H49V104H48ZM134 105H135V103H134ZM140 105L143 106L144 104L141 103ZM147 105H149V104H147ZM168 105H169V104H168ZM172 105H173V104H172ZM176 105H177V104H176ZM189 105L187 104V106H189ZM198 105H199V104H198ZM212 105L215 106V107H217L215 104H212ZM212 105H211V106H212ZM223 105H222V108L224 107ZM246 105H247V104H246ZM260 105H261V104H260ZM0 106H2V105L0 104ZM11 106H12V105H11ZM41 106H42V105H41ZM43 106H44V104H43ZM65 106H67V105H65ZM70 106H71V105H70ZM92 106H93V105H90V108H91ZM98 106H99V105H98ZM107 106H108V105H107ZM107 106H106V108H107ZM109 106H110V105H109ZM111 106H112V105H111ZM111 106H110V107H111ZM127 106H128V105H127ZM136 106H137V105H136ZM162 106H163V104H162ZM190 106H191V105H190ZM200 106H201V104L199 105V107H200ZM226 106H227V105H226ZM226 106H225V108H228V107H226ZM236 106H235V108H236ZM239 106H241V105H239ZM252 106H253V105H252ZM257 106H258V105H257ZM257 106H256V107H257ZM263 106H264V105H263ZM263 106H262V107H263ZM4 107H5V106H4ZM4 107H3V108L1 107V108H2V109H5ZM25 107H26V106H25ZM29 107H31V106L29 105ZM39 107H40V106H39ZM72 107H75V106H72ZM72 107H70V109H71ZM78 107H79V106H78ZM88 107H89V106H88ZM94 107H95V106H94ZM94 107H93V108H94ZM96 107H97V105H96ZM99 107H100V106H99ZM99 107H98V109H99ZM104 107H105V106H104ZM112 107H113V106H112ZM112 107H111V108H112ZM117 107H118V106H117ZM119 107H121V106H119ZM152 107H153V105H152ZM176 107H177V106H176ZM183 107H184V106H183ZM7 108H8V105H7ZM35 108L38 109V108H37V105H36ZM35 108H33V109L31 108V110H30V108H29V110H30L29 112L26 111V110H24V112H23L22 114H21V111H17V112L15 111L17 114H19V116H23V117H21V120H20V122L23 121V123H22V122H21V123L18 122V123H19L18 125H21V124H22V127H21V129H20V132H21V134H22V135L24 136V138H25L24 143H22L23 145L25 144L24 147H26V146H27L28 148H29V146H30L31 148L33 147V148H34V151L37 150V148H38V149H39V153H42V154L45 153V154H46L47 151H48V147H49L50 145H51V146H54L55 143H56L55 145H57V141H58V142H60V145L58 144L57 147H58V146H59V147L61 146L62 149H64V150L67 149V147H68V146H67V143H66L67 140H58L57 138L59 137V135H56V133H53V132H52V129H51L50 132L47 131L46 128L48 129V127H47V124H48V123H46L45 121H44V122L41 121L42 119H40V118L38 117V113H37V111L35 110ZM43 108H44V107H43ZM46 108H47V107H46ZM66 108H68V106H67ZM76 108H77V107H76ZM76 108H74V109H76ZM85 108H86V107H84V109H85ZM100 108H101V107H100ZM102 108H103V107H102ZM121 108H122V107H121ZM125 108H126V107H125ZM125 108H124V109H125ZM130 108L132 109L131 106H130ZM134 108H135V106H134ZM137 108H139V107L137 106ZM137 108H136V109H137ZM142 108H144V107H142ZM142 108H141V109H142ZM145 108H147V107H145ZM148 108H149V107H148ZM153 108H154V107H153ZM155 108H158V107H155ZM161 108H162V107L160 106L159 109H161ZM180 108H181V107H180ZM185 108H186V107H185ZM237 108H238V106H237ZM241 108H242V107H241ZM258 108H259V107H258ZM2 109H0V110H2ZM8 109H9V108H8ZM10 109H11V108H10ZM10 109H9V110H10ZM16 109H18V108H16ZM25 109H27V108H25ZM72 109H73V108H72ZM81 109H83V106H82ZM81 109H80V110H81ZM108 109H109V108H108ZM113 109H114V108H113ZM113 109H112V110H113ZM116 109H117V108H116ZM116 109H115V110H116ZM118 109H119V108H118ZM124 109H123V111H124ZM136 109H135V110H136ZM149 109H150V108H149ZM151 109H152V108H151ZM175 109H177V108H175ZM187 109H188V108H187ZM192 109H193V108H192ZM194 109H195V108H194ZM219 109H221V108L219 107ZM238 109H239V108H238ZM242 109H243V108H242ZM244 109H245V108H244ZM246 109H248V107H247ZM246 109H245V110H246ZM250 109H251V106H250ZM252 109H253V108H252ZM260 109H261V108H260ZM260 109H259V110H260ZM12 110H13V109H12ZM14 110H15V109H14ZM14 110H13V111H14ZM27 110H28V109H27ZM39 110H40V109H39ZM39 110H38V111H39ZM87 110H88V109H87ZM104 110H105V109H104ZM109 110H110V109H109ZM121 110H122V109H121ZM135 110H133V111L135 112ZM138 110H139V109H138ZM143 110H146V109H143ZM143 110H142V112H143ZM177 110H178V109H177ZM177 110H176V111H177ZM180 110H181V109H180ZM199 110H200V109H199ZM236 110H237V109H236ZM239 110H241V109H239ZM245 110H244V111H245ZM262 110H263V108H262ZM262 110H261V111H262ZM7 111H8V110H6V112H7ZM10 111H11V110H10ZM10 111H8V112H10ZM13 111H12V112H13ZM25 111H26V112H25ZM84 111H85V110H84ZM101 111H102V110H101ZM123 111H122V113H123ZM140 111H141V110H140ZM147 111H148V109H147ZM153 111H154V109H153ZM160 111H161V110H160ZM160 111H159V112H160ZM162 111H163V110H162ZM195 111H196V110H195ZM232 111H233V110H232ZM232 111H231V112H232ZM244 111L242 110V113H243ZM254 111H255V110H254ZM12 112H10V113H12ZM19 112H20V113H19ZM42 112H43V110H42ZM42 112H41V116H42ZM93 112H94V111H92V112L90 111L92 117H94V115L92 114ZM105 112H106V111H105ZM107 112H108V111H107ZM126 112H127V110H126ZM126 112H124V114H125ZM128 112H129V111H128ZM130 112H131V111H130ZM136 112H137V110H136ZM136 112H135V113H136ZM142 112H141V114H143ZM155 112H157V110H156ZM164 112H165V111H164ZM171 112H172V111H171ZM182 112H183V111H182ZM187 112H189V110H188ZM222 112H223V109H222ZM233 112H234V111H233ZM249 112H250V111H249ZM249 112H248V113H249ZM2 113H3V111H2ZM43 113H44V112H43ZM85 113H86V112H85ZM97 113H98V112H97ZM110 113L112 114V112H110ZM120 113H121V112H120ZM139 113H140V112H139ZM139 113H137L138 116H139ZM148 113H149V112H148ZM148 113H147V114H148ZM160 113H161V112H160ZM160 113L158 114V116H161V115H162V114L160 115ZM183 113H184V112H183ZM198 113H199V111H198ZM217 113H218V112H217ZM220 113H221V112H220ZM242 113H241V114H242ZM257 113H258V112H257ZM257 113H256V114H257ZM4 114H5V113H4ZM4 114H3V115H4ZM13 114H15V113H13ZM45 114H46V112H45ZM87 114H88V113H87ZM111 114H110V115H111ZM114 114H115V113H113L112 115H114ZM132 114H133V113H132ZM132 114L130 113V115H132ZM169 114H170V113H169ZM174 114H175V113H174ZM184 114H185V113H184ZM190 114H191V113H190ZM218 114H219V113H218ZM222 114H224V113H222ZM233 114H235V113H233ZM244 114H245V113H244ZM244 114H243V115H244ZM249 114H250V113H249ZM249 114H248V115H249ZM253 114H254V113H253ZM88 115H89V114H88ZM98 115H99V114H98ZM102 115H103V113H102ZM105 115H106V114H105ZM112 115H111V116H112ZM120 115H121V114H119V116H120ZM144 115H145L146 118L148 117V116H146V113H145ZM144 115H143V116H144ZM153 115H154V113L152 114V116H153ZM155 115H156V114H155ZM167 115H168V113H167ZM197 115H199V114H197ZM197 115L195 114L194 116H197ZM254 115H255V114H254ZM262 115H263V114H262ZM262 115H261V117H262ZM13 116H14V115H13ZM39 116H40V114H39ZM89 116H90V115H89ZM121 116H122V115H121ZM125 116H126V114L124 115V117H125ZM128 116H129V115H128ZM150 116H151V113H150V115H149V118H150ZM174 116H175V115H174ZM178 116H179V115H178ZM219 116H220V115H219ZM227 116H228V115H227ZM235 116H236V115H235ZM246 116H247V114H246ZM246 116H245V117H246ZM249 116H251V114H250ZM249 116H248V117H249ZM0 117H2V116H0ZM42 117H43V116H42ZM42 117H41V118H42ZM92 117H91V118H92ZM100 117H101V116H100ZM135 117H137V116H135ZM190 117H191V116H190ZM190 117H189V118H190ZM192 117H193V115H192ZM198 117H199V116H198ZM198 117H197V119H198ZM216 117H217V116H216ZM220 117H222V116H220ZM229 117H230V116H228V118H229ZM237 117H238V116H237ZM258 117H260V115H259ZM15 118H16V116H15ZM38 118H39L40 120H39ZM94 118H95V117H94ZM104 118H105V117H104ZM119 118H121V117H119ZM130 118H131V116H130ZM138 118H139V117H138ZM146 118H143V119L146 120ZM156 118H157V117H156ZM156 118H154V119L157 120ZM161 118H162V116H161ZM176 118H177V117H175V119H176ZM194 118H195V117H194ZM232 118H233V117H232ZM255 118H257V117H255ZM99 119H100V118H99ZM108 119H109V118H108ZM121 119H122V118H121ZM132 119H133V118H132ZM143 119L140 118V120H142V121H143ZM162 119H163V121H164V123H165L164 125H166L167 122H165L164 118H162ZM162 119H161V120H162ZM190 119H192V118H190ZM219 119H220V118H219ZM224 119H225V118H224ZM224 119H223V121H224ZM233 119H234V118H233ZM236 119H237V118H236ZM242 119H243V117H242ZM16 120L19 121L18 119H16ZM16 120H15V122H16ZM63 120H64V119H63ZM94 120H95V119H94ZM96 120H97V118H96ZM122 120H123V119H122ZM140 120H138V121H140ZM147 120H148V119H147ZM188 120H189V119H188ZM188 120H187V121H188ZM193 120H194V119H193ZM226 120H227V119H226ZM226 120H225V121H226ZM228 120H229V119H228ZM244 120H245V119H244ZM247 120H248V118H247ZM111 121H112V120H111ZM118 121H119V120H118ZM150 121H151V120H150ZM158 121H159V120H158ZM191 121H192V120H191ZM195 121H196V120H195ZM201 121H202V120H201ZM217 121H218V120H217ZM220 121H221V120H219V122H220ZM236 121H237V120H236ZM258 121H261V120L258 119ZM90 122H91V119H90ZM100 122H103V121H100ZM100 122H99V123H100ZM122 122H123V121H122ZM133 122H134V121H133ZM156 122H157V121H156ZM156 122H155V123H156ZM192 122H193V121H192ZM192 122H191L190 124L193 125ZM255 122H256V120H255ZM255 122H254V125L257 124V123H255ZM262 122H263V121H262ZM0 123H1V122H0ZM45 123H46V124H45ZM63 123H64V122H62V124H63ZM104 123H107V122L105 121ZM109 123H110V122H109ZM124 123H125V122H124ZM124 123H123V124H124ZM135 123H137V122H135ZM146 123H147V122H146ZM153 123H154V120H153L152 124H153ZM155 123H154V125L157 124V123H156V124H155ZM187 123H188V122H187ZM187 123H186V124H187ZM235 123H236V122H235ZM247 123H249V122H247ZM97 124H98V123H97ZM125 124H126V123H125ZM131 124H132V123H131ZM131 124H130V125H131ZM137 124H138V123H137ZM144 124H145V123H144ZM161 124H163L162 121H161ZM183 124H185V123H183ZM186 124H185V125H186ZM188 124H189V123H188ZM199 124H200V122H199ZM220 124L222 125L221 122H220ZM220 124H219V126H220ZM223 124H224L225 127H227V126L229 125V124L227 125V123H223ZM225 124H226V125H225ZM231 124L233 125V123H231ZM231 124H230L229 126H231ZM239 124H240V122H239ZM239 124H238V125H239ZM242 124H245V122H243ZM252 124H253V123H252ZM259 124H260V123H259ZM11 125H12V124H11ZM16 125H17V124H16ZM93 125H94V124H93ZM100 125H101V124H99V126H97V125H96V126H97L98 128H99V127L102 128V127L105 126V124H104V126H102V127H101ZM112 125H113V123H112ZM139 125H140V124H139ZM139 125H138V126H139ZM142 125H143V124H142ZM142 125H141V126H142ZM146 125H148V124H146ZM149 125H151V124H149ZM157 125H158V124H157ZM159 125H160V124H159ZM164 125H163V126H164ZM195 125H196V123H195ZM197 125H198V124H197ZM246 125L248 126L249 124H246ZM246 125H245V126H246ZM48 126H49V125H48ZM65 126H66V125H65ZM108 126H110V125L108 124L107 127H108ZM117 126H120V125H117ZM122 126L124 127V125H122ZM160 126H161V125H160ZM160 126H159V128H161ZM186 126H187V125H186ZM186 126H185V127H186ZM188 126H189V125H188ZM188 126H187V127H188ZM190 126H191V125H190ZM201 126H202V124H201ZM203 126H206V125L204 124ZM214 126L216 127L217 125L215 124ZM214 126H213V127H214ZM219 126H218V127H219ZM245 126H244V128H245ZM256 126H257V125H256ZM256 126H253V127H256ZM11 127H12V126H11ZM13 127H14V125H13ZM15 127H16V126H15ZM57 127H58V125H57ZM97 127H96V128H97ZM123 127L120 126V128H123ZM129 127H130V126H129ZM142 127H143V126H142ZM144 127H145V126H144ZM151 127H153V125H152ZM154 127H155V126H154ZM154 127H153V128H154ZM164 127H165V126H164ZM187 127H186V128H187ZM193 127H194V126H192V128H193ZM195 127H196V126H195ZM209 127H210V126H209ZM253 127H252V128H253ZM263 127H264V125H263ZM55 128H56V127H55ZM58 128H59V127H58ZM94 128H95V127H94ZM100 128H99V129H100ZM112 128H113V126H112ZM114 128H115V127H114ZM116 128H118V127H116ZM127 128H128V127H127ZM135 128H137V126H136ZM138 128H139V127H138ZM149 128H150V126H149ZM149 128H148V129H149ZM157 128H158V127H157ZM159 128H158V129H159ZM179 128L181 129L182 127L179 126ZM196 128H197V127H196ZM196 128H195V129H196ZM200 128H201V127H200ZM205 128L207 129V127H205ZM211 128H212V127H211ZM219 128H220V127H219ZM228 128H229V127H227V129H228ZM252 128H251V129H252ZM18 129H19V128H18ZM49 129H50V128H49ZM62 129H63V128H62ZM142 129H143V128H142ZM148 129H147V130H148ZM150 129H151V128H150ZM162 129H163V128H162ZM162 129H161V130H162ZM166 129H167V128H164L163 130H166ZM180 129H179V130H180ZM182 129H184V131L186 130L184 127H183ZM182 129H181V130H182ZM195 129H193V130L195 131ZM202 129H203V128H202ZM221 129H222V128H221ZM223 129H225V128H223ZM245 129H247V127H246ZM255 129H257V128H255ZM93 130H94V129H93ZM95 130H96V129H95ZM101 130H102V129H101ZM120 130H122V129H120ZM126 130H127V132H128V129H126ZM126 130H125V131H126ZM138 130H139V129H138ZM161 130H159V131H161ZM174 130H175V129H174ZM197 130H199V129H197ZM203 130H204V129H203ZM203 130H201V131H203ZM214 130H215V129H214ZM217 130H218V129H217ZM219 130H220V129H219ZM248 130H249V129H248ZM248 130H247V131H248ZM261 130H262V129H261ZM61 131H62V130H61ZM111 131H112V130H111ZM129 131H130V130H129ZM131 131H132V130H131ZM133 131L135 132V131H137V130H134V129H133ZM150 131H151V130H150ZM155 131H156V130H155ZM172 131H173V130H172ZM175 131H176V130H175ZM187 131H188V129H187ZM187 131H186V132H187ZM204 131H205V130H204ZM204 131H203V132H204ZM209 131H211V130H210V129L207 130V132H209ZM222 131H225V130H221V132H222ZM262 131H264V130H262ZM20 132H18V133H20ZM96 132H98V131H96ZM117 132H118V131H117ZM123 132H124V130H123ZM141 132H142V131H140V133H141ZM148 132H149V131H148ZM179 132H180V131H179ZM186 132H185V133L183 132V133L185 134L186 137H188V136H192V135L194 134V133L192 132V129H191V133H193L192 135H191V134L189 135V134H188L189 132H187V133H186ZM197 132H198V131H197ZM221 132H220V133H221ZM249 132H250V131H249ZM252 132H253V131H252ZM128 133H130V132H128ZM131 133H132V132H131ZM142 133H143V132H142ZM142 133H141V134H142ZM153 133H154V132H153ZM153 133H152V134H153ZM159 133H161V132H159ZM166 133H168V132L166 131ZM175 133H176V132H175ZM183 133L181 132V134H183ZM205 133H206V132H205ZM215 133H216V132H215ZM224 133H225V132H224ZM226 133H227V132H226ZM246 133H247V132H246ZM246 133L244 132V134H246ZM261 133H262V132H261ZM80 134H81V133H80ZM119 134H120V133H119ZM124 134H125V133H124ZM138 134H139V133H138ZM147 134H148V133H147ZM154 134H155V133H154ZM161 134H162V133H161ZM161 134H160V135H161ZM170 134L172 135V133H170ZM184 134H183V135H184ZM186 134H187L188 136H187ZM199 134H200V133H199ZM202 134H203V133L201 132L200 135H202ZM216 134H217V133H216ZM216 134H215V136L218 137ZM228 134H229V133H228ZM230 134H231V133H230ZM18 135H19V134H18ZM62 135H63V134H62ZM111 135H113V134H111ZM125 135H126V134H125ZM130 135L132 136L133 133L130 134ZM136 135H137V133H136ZM156 135H157V132H156L155 136H156ZM166 135H167V134H166ZM195 135H196V134H194V137H195ZM204 135H205V134H204ZM232 135H233V133H232ZM250 135H251V133H250ZM94 136H95V135H94ZM120 136H122V135H119V137H120ZM134 136H135V134L133 135V137H134ZM140 136H141V135H140ZM144 136L146 137V135H144ZM163 136H164V134H163ZM168 136H169V134H168ZM175 136H176V135H175ZM185 136H184V137H185ZM215 136H214V137H215ZM219 136H220V135H219ZM229 136H230V135H229ZM237 136H238V135H237ZM242 136H243V135H242ZM252 136H253V135H252ZM256 136H257V135H256ZM61 137H62V136H61ZM124 137L126 138L127 136H124ZM137 137H138V136H137ZM153 137H154V136H153ZM164 137H165V136H164ZM166 137H167V136H166ZM169 137H171V136H169ZM186 137H185V138H186ZM194 137H189V138H193V139H195ZM196 137L199 138L198 136H196ZM200 137H201V136H200ZM202 137H204V136H202ZM226 137H227V135H226ZM233 137H235V135H233ZM239 137H241V136L239 135ZM239 137H238V138H239ZM246 137H249V138H250L251 136H246ZM24 138H23V140H24ZM117 138H118V137H117ZM140 138H141V137H140ZM143 138H144V137H143ZM159 138H162V136H160ZM175 138H176V137H175ZM177 138H178V136H177ZM182 138H183V137H182ZM244 138H245V135H244ZM249 138H247V139L249 140ZM255 138H256V137H255ZM255 138H254V140H255ZM258 138H259V137H258ZM260 138H261V134H260ZM79 139H80L79 141L81 142V138H79ZM129 139H130V137H129ZM129 139H128V140H129ZM141 139H142V138H141ZM144 139H145V138H144ZM155 139H156V138H155ZM170 139H171V138H169V140H170ZM187 139H188V138H187ZM193 139H191V140H193ZM216 139H217V138H216ZM220 139H223L222 136H221ZM228 139H230V138H228ZM231 139H232V137H231ZM231 139H230V140H231ZM239 139H240V138H239ZM245 139H246V138H245ZM250 139H251V138H250ZM121 140H122V139H121ZM124 140H125V139H124ZM126 140H127V139H126ZM126 140H125V141H126ZM136 140H137V138H136ZM136 140H135V141H136ZM145 140H146V139H145ZM160 140H161V139H160ZM162 140H165V139H162ZM169 140H168V141H169ZM175 140H176V139H175ZM181 140H182V139H181ZM185 140H186V139H185ZM188 140H190V139H188ZM196 140H197V139H196ZM199 140H200V139H198V141H199ZM218 140H219V139H218ZM225 140H226V139H225ZM232 140H234V139H232ZM235 140H236V139H235ZM243 140H244V139H243ZM248 140H247V141H248ZM82 141H83V140H82ZM97 141H99V139H98ZM119 141H120V140H119ZM129 141H130V140H129ZM132 141H133V140H131V142H132ZM151 141H152V138H151ZM153 141H154V139H153ZM165 141L168 142L167 140H165ZM165 141H163V142H165ZM173 141H174V139H173ZM182 141H183V140H182ZM203 141H204V140H203ZM205 141H207V140H205ZM222 141H223V140H222ZM251 141L253 142L252 139H251ZM251 141H248V143H251ZM258 141H259V139H258ZM21 142H23L22 139H21ZM68 142H69V141H68ZM74 142H75V141H74ZM74 142H73V143H74ZM76 142H77V140H76ZM107 142H108V139H107ZM111 142H112V141H111ZM111 142H109V143L112 144ZM131 142H130V143H131ZM146 142H147V141H146ZM158 142H159V141H158ZM161 142H162V141H160V143H161ZM163 142H162V143H163ZM169 142H171V141H169ZM178 142H180V141H178ZM184 142H185V141H184ZM184 142H183V143H184ZM187 142H188V141H187ZM187 142H186V143H187ZM191 142H192V141H191ZM216 142H217V141H216ZM228 142H229V141H228ZM228 142H227V144H229ZM239 142H241L242 144L244 143V142H242V140H241V141L239 140ZM239 142L237 141L236 143H239ZM18 143H19V142H18ZM82 143H83V142H82ZM105 143H106V142H105ZM105 143H104V144H105ZM113 143H115V141H114ZM116 143H118V142L116 141ZM139 143H141V142L139 141ZM142 143H143V142H142ZM148 143L150 144V141H149V140H148ZM151 143H152V142H151ZM155 143H156V142H155ZM186 143H185V144H186ZM203 143H204V142H203ZM211 143H212V142H211ZM214 143H215V142H214ZM222 143H224V142H222ZM233 143H234V142H233ZM236 143H234V144L236 145ZM241 143H239V144L242 145ZM257 143H258V142H257ZM257 143H255V141H254L253 144H257ZM260 143H261V142H260ZM260 143H259V144H260ZM22 144H21V145H22ZM78 144L80 145V143H78ZM86 144H87V143H86ZM104 144H103V146H104ZM137 144H138V143H137ZM137 144H135V146H136ZM144 144H145V142H144ZM149 144H148V145H149ZM164 144H165V143H164ZM164 144H163V145H164ZM169 144H170V143H169ZM169 144H167V146H168ZM174 144H175V143H173L172 148H174V147H173ZM176 144H177V141H176ZM192 144H193V143H192ZM205 144H206V143H205ZM220 144H221V143H220ZM239 144H238L237 146H239ZM245 144H246V143H245ZM245 144H244V145H245ZM253 144L251 143L250 145L252 146ZM5 145H7V144H5ZM18 145H20V144H18ZM68 145H69V143H68ZM71 145L73 146V144H71ZM71 145H70V147H71ZM82 145L85 147V144H84V143H83ZM82 145H80V146H78V147H81ZM87 145H88V144H87ZM96 145H98V144H96ZM141 145H142V144H141ZM146 145H147V144H146ZM154 145H155V144H153L152 147H153ZM160 145L162 146V144H160ZM165 145H166V144H165ZM190 145H191V144H190ZM190 145H189V146H190ZM197 145H198V143H197ZM201 145H202V144H201ZM201 145H200V146H201ZM216 145H217V144H216ZM223 145H224V144H223ZM247 145H248V148H249V147L251 148V146H249V144H247ZM261 145H263V144L261 143V144L258 145V146L261 147ZM76 146H77V145H76ZM76 146H75V147H76ZM92 146H93V145H92ZM118 146H119V144H118ZM121 146H122V145H121ZM125 146H126V144H125ZM127 146H128V145H127ZM129 146H130V144H129ZM149 146H150V145H149ZM167 146H165L166 149H167ZM169 146H170V145H169ZM176 146H177V145H176ZM176 146H175V147H176ZM180 146H182V145H180ZM186 146H187V145H186ZM189 146H188V147H189ZM204 146H205V145H204ZM214 146H215V144H214ZM217 146H218V145H217ZM224 146H225V145H224ZM226 146H228V145H226ZM231 146H232V144H231ZM231 146H230V147H231ZM258 146H257V147H258ZM27 147H26V149H28ZM55 147H56V146H55ZM55 147H54V148H55ZM73 147H74V146H73ZM75 147H74V148H75ZM84 147H83V148H84ZM98 147L100 148V146H98ZM98 147H97V148H98ZM122 147H123V146H122ZM154 147H155V146H154ZM156 147L158 148V146H156ZM178 147H179V146H178ZM198 147H199V146H197V148H198ZM202 147H203V146H202ZM207 147H209V145H208ZM219 147H223V146H218V148H219ZM235 147H236V146H235ZM253 147H254V145H253ZM253 147H252V148H253ZM257 147H256V148H257ZM18 148L20 149L21 147H18V146H17V149H18ZM46 148H47V149H46ZM83 148H82V149H83ZM86 148H88V146H87ZM89 148H90V147H89ZM99 148H98V149H99ZM101 148H103L102 145H101ZM128 148H130V147H128ZM132 148H133V147H132ZM135 148H136V147H135ZM165 148H163V149H165ZM170 148H171V147H170ZM179 148H180V147H179ZM191 148H194V147H191ZM213 148H214V147H213ZM218 148H217V150H218ZM231 148H232V147H231ZM231 148H230V149H231ZM239 148H240V147H239ZM241 148H243V147H241ZM241 148H240V149H241ZM262 148H263V147H262ZM15 149H16V148H15ZM17 149H16V150H17ZM24 149H25V148H24ZM58 149H59V148H58ZM71 149H72V147H71ZM76 149H77V147H76ZM95 149H96V148H95ZM143 149H145V148H143ZM149 149H150V148H149ZM149 149H148V150H149ZM151 149L153 150V148H151ZM184 149L186 150V148H184ZM187 149H188V148H187ZM194 149H195V148H194ZM206 149L208 150V148H205V150H206ZM210 149H211V148H210ZM214 149H215V148H214ZM219 149H221V148H219ZM225 149H228L227 152L225 151V152H226V155L231 153V151L229 152V148H225ZM235 149H236V148H235ZM235 149H234V153H235L234 155L236 156V152H237V151H236ZM244 149H246V147H245ZM244 149H243V150H244ZM253 149H254V148H253ZM260 149H261V148H260ZM260 149H259V150H260ZM22 150H23V147H22ZM30 150H31V149H30ZM45 150H47V151L44 152ZM56 150H57V149H55V151H56ZM67 150H69V147H68ZM74 150H75V149H74ZM78 150H79V149H78ZM99 150H100V149H99ZM131 150H134V149H131ZM135 150H136V149H135ZM137 150H138V148H137ZM137 150H136V151H137ZM145 150H146V149H145ZM160 150H161V149H160ZM160 150H158V151H160ZM189 150H190V149H189ZM200 150H201V149H200ZM212 150H213V149H212ZM212 150H211V151H212ZM259 150H258V151H259ZM20 151H21V150H20ZM20 151H19V152H20ZM27 151L29 152V150H27ZM27 151H26V153H28ZM34 151H33V153H34ZM37 151H38V150H37ZM55 151H54V152H55ZM81 151H82V150H80V152H81ZM87 151H88V150H87ZM121 151H122V150H121ZM129 151H130V150H129ZM129 151H127V152H129ZM150 151H151V150H150ZM150 151H149V152H150ZM153 151H154V150H153ZM156 151H157V149H156ZM156 151H155V152H156ZM161 151H162V150H161ZM163 151H164V150H163ZM165 151H166V150H165ZM177 151H178V149H177ZM179 151H180V149H179ZM179 151H178V153H179ZM186 151H187V150H186ZM219 151H220V150H219ZM240 151L242 152V150H240ZM247 151H248V150H247ZM15 152H16V151H15ZM21 152H22V151H21ZM23 152H24V151H23ZM35 152H36V151H35ZM62 152H63V154H64V151H62ZM72 152H73V151H72ZM76 152H78V151L76 150ZM80 152H78V156H79V154H81V156H82L83 154L86 155L85 153H80ZM103 152H105V150H104ZM106 152H107V151H106ZM112 152H113V151H112ZM112 152H109V153H112ZM141 152H143V151H141ZM155 152H153V153H155ZM180 152H181V151H180ZM182 152H183V151H182ZM184 152H185V151H184ZM188 152H189V151H188ZM190 152H191V151H190ZM195 152L197 153V151H195ZM199 152H200V151H199ZM208 152H209V151H208ZM213 152H214V150H213ZM221 152H223V151H221ZM228 152H229V153H228ZM241 152H240V153H241ZM244 152H246V151H244ZM251 152H252V151H251ZM251 152H250V153H251ZM259 152H260V151H259ZM26 153H25V154H26ZM74 153H75V152H74ZM129 153H130V152H129ZM151 153H152V152H151ZM157 153H158V152H157ZM157 153H155V154H157ZM166 153H167V152H166ZM168 153H169V155H168ZM168 153L166 154V156L168 155L169 157H171V156H170V155H171V154H170V150H169ZM175 153H176V151H175ZM191 153H192V152H191ZM209 153H210V152H209ZM237 153L240 154L239 152H237ZM246 153H247V152H246ZM261 153H262V152H261ZM28 154H29V153H28ZM31 154H32V152H31ZM36 154H37V153H36ZM36 154H34V155H36ZM42 154H37V155H40V157H41ZM54 154H55V153H54ZM59 154H60V152H59ZM70 154H71V153H70ZM72 154H73V153H72ZM114 154H115V153L111 154V156L114 155ZM121 154H122V153H121ZM149 154H150V153H149ZM161 154H162V153H161ZM163 154L165 155V153H163ZM183 154H185V153H183ZM207 154H208V153H207ZM211 154H212V153H211ZM213 154H214V153H213ZM218 154H219V152H218ZM223 154H224V153H223ZM223 154L221 153V155H222L223 157H225V159H227L226 156H224ZM232 154H233V152H232ZM243 154H244V153H243ZM248 154H249V152H248ZM254 154H255V153H252V156H254ZM22 155H23V153H22ZM29 155H30V154H29ZM130 155H131V154H130ZM141 155H143V153H142ZM158 155H159V153H158ZM158 155H156V156H158ZM174 155H177V154H174ZM179 155H180V154H179ZM190 155H191V154H190ZM202 155H203V154H201V152H200L199 156L202 157ZM204 155H205V154H204ZM221 155H220V156H221ZM245 155L247 156V154H245ZM245 155H244V156H245ZM249 155H250V154H249ZM263 155H264V153H263ZM27 156H28V155H27ZM32 156H33V155H31V157H32ZM47 156H48V153H47ZM61 156H62V155H61ZM69 156H72V155H69ZM89 156H90V155H89ZM91 156H92V155H91ZM126 156H127V155H126ZM131 156H132V155H131ZM146 156H147V154H146ZM150 156H151V155H150ZM154 156H155V155H154ZM181 156H182V153H181ZM211 156H213V155H211ZM215 156H216V154H215ZM215 156H213V158H214ZM222 156H221L220 158L223 160V157H222ZM230 156H232V155L230 154ZM237 156H238V155H237ZM239 156H240V155H239ZM33 157H34V156H33ZM40 157H39V158H40ZM44 157H45V156H43L42 158H44ZM55 157H56V156H55ZM55 157H54V158H55ZM58 157H60V155H58ZM98 157H99V156H98ZM140 157H141V156H140ZM151 157H152V156H151ZM159 157H160V156H158L157 158H159ZM169 157H167V158H169ZM176 157H178V156H176ZM183 157H184V158H187V157H189V156H187V157L182 156V158H183ZM191 157H192V156H191ZM191 157H190V158H191ZM208 157H210V156H208ZM216 157H217V156H216ZM227 157H229V156L227 155ZM240 157H241V156H240ZM240 157H239V158H240ZM242 157H243V155H242ZM248 157H249V156H248ZM254 157H255V156H254ZM263 157H264V156H263ZM263 157H262V160H264ZM27 158H28V157H27ZM37 158H38V156H37ZM49 158H51V157H50V154H49ZM61 158H62V157H61ZM61 158H60V159H61ZM71 158H72V157H71ZM71 158H70V159H71ZM76 158H77V157H76ZM79 158L82 160V157L79 156L78 159H79ZM88 158H89V157H88ZM135 158H136V157H135ZM157 158L152 157V160H153V159H156V160H157ZM173 158H174V157H173ZM190 158H189V161H191ZM206 158H207V156H206ZM206 158H205V159H206ZM217 158H218V157H217ZM217 158H215V160H216ZM229 158H231V157H229ZM232 158H234V156H233ZM243 158H244L243 160H247L245 157H243ZM250 158L253 159V158L251 157V155H250ZM250 158H249V159H250ZM34 159H35V158H34ZM34 159H33V160H34ZM45 159H46V158H45ZM45 159H44V160H45ZM80 159H79V160H80ZM104 159H105V158H104ZM147 159H149V158L147 157ZM161 159H162V158H161ZM165 159H166V158H164V160H165ZM174 159H175V158H174ZM176 159H177V158H176ZM176 159H175V160H176ZM178 159H179V158H178ZM178 159H177V160H178ZM180 159H181V158H180ZM180 159L178 160L179 162H181ZM200 159H202V158H199V160H200ZM207 159H208V158H207ZM225 159H224V161H225ZM255 159H256V157H255ZM255 159H253V160H255ZM40 160H41V159H40ZM42 160H43V159H42ZM46 160H47V159H46ZM57 160L59 161V159H56V161H57ZM68 160H69V158H68ZM106 160H107V158H106ZM135 160H136V159H135ZM141 160H142V159H141ZM150 160H151V159H150ZM158 160H160V159H158ZM158 160H157V161H158ZM168 160H169V159H168ZM185 160H186V159H185ZM217 160H218V159H217ZM217 160H216V161H217ZM222 160H221V161H222ZM228 160H231V159H228ZM228 160H227V161H228ZM233 160H234V159H233ZM243 160H242V161H243ZM256 160H259V159H256ZM29 161H30V160H29ZM31 161H32V160H31ZM34 161H35V160H34ZM51 161H52V160H51ZM60 161H61V160H60ZM76 161H77V160H76ZM133 161H134V159H133ZM154 161H155V160H153L152 162H154ZM161 161H162V160H161ZM170 161H171V160H170ZM182 161H183V160H182ZM187 161H188V160H187ZM187 161H186V162H187ZM206 161H207V160H206ZM210 161H212V160H210ZM236 161H238L237 157H236L235 163H236ZM247 161H248V160H247ZM41 162H42V161H41ZM62 162H64V161H62ZM67 162H68V161H67ZM67 162H66V164H67ZM69 162H70V160H69ZM80 162H81V161H80ZM150 162H151V161H150ZM162 162H165V163H166V161H162ZM162 162H161V163H162ZM173 162H174V161H173ZM214 162H215V161H214ZM218 162H219V161H218ZM218 162H217V163H218ZM225 162H226V161H225ZM225 162H224V163H225ZM232 162H234V161H232ZM252 162H253V161H252ZM257 162H258V165H259V161H257ZM263 162H264V161H263ZM139 163H140V162H139ZM157 163H159V162H157ZM182 163H183V162H182ZM182 163H181V164H182ZM184 163H185V161H184ZM184 163H183V165H184ZM189 163H191V162H189ZM193 163H194V162H193ZM222 163H223V161H222ZM229 163L234 165V163H231V161H229ZM247 163H249V162H245L244 164L247 165ZM254 163H255V162H254ZM261 163H262V162H261ZM28 164H29V163H28ZM55 164H56V163H55ZM59 164H60V163H59ZM75 164H76V163H75ZM106 164H107V163H106ZM150 164H151V163L146 164V165H150ZM159 164H160V163H159ZM163 164H164V163H163ZM168 164H170V163H168ZM179 164H180V163H179ZM181 164H180V165H181ZM195 164H196V163H195ZM241 164H243V163H241ZM241 164L238 163L237 166H238V165H241ZM262 164H263V163H262ZM34 165H35V163H34ZM38 165H39V164H37V166H38ZM45 165H46V164H45ZM70 165H71V164H70ZM70 165H69V166H70ZM108 165H109V164H108ZM130 165H131V163H130ZM134 165H135V164H134ZM140 165H142V164H140ZM153 165H154V164H153ZM171 165H172V162H171ZM177 165H178V164H177ZM185 165H187V163H186ZM197 165H199V164H197ZM212 165H213V164H212ZM222 165H223V167H225L224 165H226V164H222ZM222 165H221V166H222ZM246 165H245V166H246ZM250 165H251V164H250ZM254 165H256V164H254ZM254 165H252V166H254ZM31 166H32V164H31ZM35 166H36V165H35ZM43 166H44V165H43ZM47 166H48V165H47ZM63 166H64V165H63ZM69 166L67 165V168H68ZM71 166H72V165H71ZM71 166H70V168H71ZM76 166H77V165H76ZM78 166H79V165H78ZM105 166H106V165H105ZM110 166H111V165H109V167H110ZM164 166H165V165H164ZM178 166H179V165H178ZM178 166H177V167H178ZM191 166H192V165H191ZM218 166H219V165H218ZM226 166H228V164H227ZM229 166H231V165H229ZM242 166H243V165H242ZM247 166H248V165H247ZM28 167H29V166H27V168H28ZM40 167H41V166H40ZM59 167H60V166H59ZM61 167H62V166H61ZM65 167H66V166H65ZM65 167H64V168H65ZM144 167L146 168L147 166L144 165ZM153 167H154V166H153ZM159 167H160V166H159ZM175 167H176V164H175ZM175 167H174V168H175ZM179 167H180V166H179ZM188 167H189V164H188ZM193 167H194V164H193ZM193 167H192V168L190 167V168H191V171L193 170L194 172L196 171V170H194V169H196V167L199 168V166L194 167V169H193ZM232 167H233V166H232ZM249 167H250V166H249ZM254 167H255V166H254ZM62 168H63V167H62ZM62 168H61V169H62ZM70 168H68V169H70ZM117 168H118V166L116 167V169H117ZM122 168H123V166H122ZM126 168H127V167H126ZM142 168H143V167H142ZM145 168H144V169H145ZM163 168H164V167H161V170H162ZM172 168H173V167H172ZM185 168H186V166H185ZM185 168H184V171L188 173V170L186 171ZM190 168H189V170H190ZM198 168H197V170H198ZM200 168H201V166H200ZM202 168H203V167H202ZM218 168H219V167H217V169H218ZM229 168H230V167H229ZM229 168H227V169H229ZM258 168H259V167H258ZM258 168H257V169H258ZM263 168H264V167H263ZM42 169L44 170L45 167H44V168L42 167ZM65 169H66V168H65ZM77 169H79V168L77 167ZM111 169H112V168H111ZM111 169H110V170H111ZM118 169H120V168H118ZM123 169H124V168H123ZM134 169H135V167H134ZM147 169H148V168H147ZM151 169H152V168H151ZM158 169H159V168H158ZM167 169H168V167H167ZM167 169H166V170H167ZM176 169H177V168H175V169H173V170L177 171V172H178V175H179V171H180V169L178 168L179 171L176 170ZM186 169H187V168H186ZM211 169H212V168H211ZM223 169H224V168H223ZM223 169H221V170H223ZM225 169H226V168H225ZM237 169H238V168H234V170H237ZM26 170H27V169H26ZM26 170H25V171H26ZM36 170H37V169H36ZM43 170H42V171H43ZM125 170H126V169H125ZM129 170H130V169H129ZM129 170H128V171H129ZM145 170H146V169H145ZM149 170H150V169H149ZM149 170H148V171H149ZM156 170H157V168H156ZM173 170H172V171H173ZM199 170H201V169H199ZM202 170H203V169H202ZM218 170H220V169H218ZM229 170H231V168H230ZM240 170H241V168H240ZM248 170H249V168H248ZM25 171H24V172H25ZM29 171H30V170H29ZM42 171H41V173H42ZM98 171H99V170H97V172H98ZM103 171H104V170H103ZM128 171H127V172H128ZM132 171H133V170H132ZM136 171H137V170H136ZM162 171H163V170H162ZM170 171H171V170H170ZM184 171H183V172H184ZM226 171H227V170H226ZM241 171H242V170H241ZM246 171H247V170H246ZM252 171L254 172L253 174H255V170L253 169ZM45 172H47V171H45ZM124 172H125V171H124ZM130 172H131V171H130ZM152 172H153V171H152ZM154 172H155V171H154ZM156 172H157V171H156ZM163 172H164V171H163ZM165 172H166V171H165ZM173 172H174V171H173ZM181 172H182V171H181ZM185 172H184V173H185ZM199 172H200V171H199ZM221 172H222V171H221ZM228 172H230V171H228ZM239 172H240V171H239ZM250 172H251V171H250ZM250 172H249V173H250ZM256 172H257V171H256ZM260 172H262V170H260ZM101 173H102V172H101ZM113 173H114V172H113ZM122 173H123V172H122ZM125 173H126V172H125ZM137 173H138V171H137ZM161 173H162V172H161ZM175 173H176V172H174V175H175ZM189 173H190V172H189ZM200 173H202V172H200ZM208 173H209V172H208ZM214 173H215V172H214ZM263 173H264V172H263ZM28 174H31V173H27V178H28ZM42 174H43V173H42ZM42 174H40V175H42ZM110 174H111V173H110ZM114 174H116V173H114ZM117 174H118V173H117ZM120 174H121V173H120ZM143 174H144V173H143ZM145 174H147V173H145ZM150 174H151V173H150ZM152 174L154 175V173H152ZM155 174H157V173H155ZM158 174H160V172H159ZM158 174H157L156 178H158ZM164 174H166V173H164ZM176 174H177V173H176ZM194 174H195V176L198 175L196 172H195ZM220 174H222V173H220ZM241 174H243V173H241ZM253 174L250 173V175H253ZM24 175H26V174H24ZM37 175H38V174H37ZM59 175H60V174H59ZM101 175H102V174H101ZM103 175H104V177H105V174H103ZM124 175H125V174H124ZM124 175H122V177H123ZM162 175H163V174H162ZM166 175H170V173H169V174H166ZM171 175H173L172 172H171ZM171 175H170V177H171ZM185 175H186V173H185ZM188 175H189V174H188ZM190 175H191V174H190ZM218 175H219V174H218ZM228 175H230V174H228ZM34 176H35V175H34ZM34 176H33V178H37V179L40 177L39 175H38L39 177H34ZM63 176H64V175H63ZM67 176H68V175H67ZM91 176H92V175H91ZM98 176H100V175H98ZM112 176H114V175H111V177H112ZM119 176H120V175H119ZM191 176H192V175H191ZM239 176H240V174H239ZM248 176H249V175H248ZM254 176H255V175H254ZM259 176H260V174H259ZM31 177H32V176H31ZM43 177H44V176H43ZM95 177H96V176H95ZM101 177H102V176H101ZM106 177H107V176H106ZM114 177L117 178V176H114ZM114 177H113V178H114ZM131 177H132V176H131ZM138 177H139V176H138ZM159 177H161V176H159ZM164 177H166V176H163V178H164ZM167 177H168V176H167ZM170 177H169V178H170ZM173 177H175V176H172L171 178H173ZM199 177H200V174H199ZM228 177H230V176H228ZM241 177H242V175H241ZM249 177H250V176H249ZM261 177H262V175H261ZM65 178H66V177H65ZM67 178H68V177H67ZM87 178H88V177H87ZM87 178H86V179H87ZM96 178H97V177H96ZM119 178H120V177H119ZM140 178H141V177H140ZM180 178H181V176H180ZM183 178H186V176L184 177V175H183ZM191 178L193 179L194 177H191ZM195 178H196V177H195ZM215 178H216V176H215ZM218 178H219V177H218ZM243 178H245V177H243ZM255 178L257 179V177H255ZM259 178H260V177H259ZM24 179H25V178H24ZM31 179H32V178H31ZM56 179H58V177H57ZM98 179H99V177H98ZM105 179H106V178H105ZM134 179H135V178H134ZM159 179H160V178H159ZM173 179H174V178H173ZM176 179H177V178H176ZM176 179H175V181H176ZM181 179H182V178H181ZM186 179H187V178H186ZM192 179H190V182H191ZM213 179H214V178H213ZM213 179H212V180H213ZM225 179H226V178H225ZM228 179L230 180V178H228ZM247 179H249V178H247ZM261 179H262V178H261ZM29 180H30V178H29ZM42 180H43V179H42ZM58 180H59V179H58ZM73 180H74V179H73ZM73 180H70V179H69V181H71V183H72ZM94 180H95V178H94ZM121 180H122V179H121ZM128 180H129V179H128ZM132 180H133V179H132ZM135 180H136V179H135ZM140 180H141V179H140ZM155 180H156V179H155ZM164 180H166V179H164ZM183 180H184V179H183ZM212 180H211V181H212ZM217 180H218V179H216V181H217ZM221 180H222V179H221ZM250 180H251V178H250ZM252 180H253V179H252ZM262 180H263V179H262ZM25 181H27V180H25ZM25 181H24V182H25ZM36 181H37V180H36ZM39 181L41 182V178L39 179ZM39 181H38V182H39ZM43 181H44V180H43ZM43 181H42V182H43ZM46 181H47V180H46ZM46 181H45V182H46ZM65 181H66V180H65ZM65 181H64V182H65ZM86 181H87V180H86ZM95 181H96V180H95ZM160 181H161V179H160ZM166 181L169 183L170 180H169V181L166 180ZM194 181H195V179H194ZM219 181H220V180H219ZM248 181H249V180H248ZM263 181H264V180H263ZM14 182H15V181H14ZM24 182H23V183H24ZM30 182H31V180H30ZM32 182H33V181H32ZM50 182H51V181H50ZM56 182H57V181H56ZM58 182H59V181H58ZM61 182H62V181H61ZM61 182H60V183H61ZM77 182H78V181H77ZM81 182H82V181H81ZM83 182H84V180H83ZM102 182H104V181H102ZM107 182H108V181H107ZM118 182H119V181H118ZM135 182H136V181H135ZM137 182H139V181L137 180ZM144 182H145V181H144ZM154 182H156V181H154ZM158 182H159V181H158ZM158 182H157V184H158ZM164 182H165V181H164ZM173 182H174V181H173ZM179 182H180V181H179ZM214 182H215V181H214ZM227 182H228V180H227ZM229 182H231V180H230ZM244 182H245V181H244ZM249 182H250V181H249ZM252 182H253V181H252ZM252 182H251V184H250L249 187H252V186H251V185H253ZM18 183H20V182H18ZM36 183H37V182H35L34 188H35V186H36V187L38 186V185H36ZM60 183H59V184H60ZM130 183H132V182H130ZM162 183H163V182H162ZM170 183H171V182H170ZM176 183H177V181H176ZM182 183H184V181H183ZM182 183H181V185H182ZM211 183H213V182H211ZM217 183H218V182H217ZM219 183H220V182H219ZM241 183L243 184V182H241ZM246 183H247V182H246ZM255 183H256V182H254V184H255ZM27 184H28V185L30 184L29 181H28ZM41 184H42V183H41ZM44 184H46V183H43V186H44ZM47 184H49V182H48ZM51 184H53V182H52ZM61 184H62V183H61ZM78 184H79V183H78ZM87 184H88V183H87ZM109 184H110V182H109ZM133 184H134V183H133ZM142 184H143V183H142ZM174 184H175V183H174ZM174 184H172V185H174ZM184 184H185V183H184ZM187 184H189V183L187 182L185 185H183V187L186 186ZM221 184H222V182H221ZM242 184H240V185H242ZM248 184H249V183H248ZM263 184H264V183H263ZM30 185H32V184H30ZM71 185H72V184H71ZM79 185H80V184H79ZM81 185H82V184H81ZM101 185H102V184H101ZM104 185H105V184H104ZM113 185H114V184H113ZM136 185H137V184H136ZM154 185H155V184H154ZM166 185H167V183H166ZM215 185H217V184H215ZM226 185H227V184H226ZM39 186H40V185H39ZM49 186H50V185H49ZM57 186H58V185H57ZM60 186H61V185H60ZM60 186H59V187H60ZM77 186H78V185H77ZM111 186H112V185H111ZM114 186H115V185H114ZM116 186H117V185H116ZM116 186H115V187H116ZM120 186H121V185H119V187H120ZM160 186H161V185H159V187H160ZM174 186H175V185H174ZM178 186H179V185H178ZM213 186H214V184H213ZM219 186H220V184H219ZM261 186H262V183H261ZM15 187H16V186H15ZM17 187H19V186H17ZM26 187H27V185H26ZM26 187H25V188H26ZM44 187H45V186H44ZM53 187H54V185H53ZM59 187H58V189H59ZM79 187H80V186H79ZM100 187H101V186H100ZM102 187H103V186H102ZM102 187H101V188H102ZM159 187H157V188H159ZM176 187H177V186H176ZM181 187H182V186H181ZM231 187H232V185H231ZM231 187H230V188H231ZM233 187H234V186H233ZM233 187H232V188H233ZM241 187H242V186H241ZM263 187H264V186H263ZM32 188H33V186H32ZM32 188H30V189H32ZM40 188H41V186H40ZM40 188L38 187V189H40ZM46 188H47V186H46ZM51 188H52V187L48 188V189H50V192L52 191ZM55 188H56V187H55ZM61 188H62V187H61ZM67 188H68V187H66L65 189H67ZM112 188H114V187H112ZM132 188H133V186H132ZM132 188H131V189H132ZM135 188H136V187H135ZM161 188H162V187H161ZM163 188H166V187H163ZM178 188H180V187H178ZM214 188H215V187H214ZM214 188H213V190H214ZM219 188L221 189V186H220ZM223 188H224V185H223ZM223 188H222V190H223ZM238 188H240V186H239ZM252 188H253V187H252ZM254 188H255V185H254ZM254 188H253V189H254ZM259 188H261V187H259ZM36 189H37V188H36ZM36 189H35V190H36ZM42 189H44V188H42ZM42 189H40V190H42ZM48 189H47V190H48ZM102 189H103V188H102ZM104 189H105V188H104ZM139 189H140V188H139ZM139 189H138V190H139ZM142 189H143V188H142ZM166 189H167V188H166ZM173 189H174V188H173ZM173 189H172V190H173ZM182 189H183V188H182ZM220 189H219V192H220ZM225 189H226V188H225ZM225 189H224V190H225ZM227 189H228V188H227ZM14 190H15V189H14ZM19 190H21V189H19ZM22 190H23V189H22ZM27 190H28V189H26V190H24V191L26 192ZM67 190H68V189H67ZM67 190L64 191V192L66 193ZM80 190H81V189H80ZM112 190H113V189H112ZM114 190H115V189H114ZM129 190H130V188H129ZM132 190H133V189H132ZM135 190H136V189H135ZM135 190H134V191H135ZM138 190H137V191H138ZM169 190H170V189H168V192H170ZM179 190H180V189H179ZM179 190H178V191H179ZM183 190H185V189H183ZM224 190H223V191H224ZM229 190H230V189H229ZM229 190H228V192H229ZM241 190H242V189H241ZM256 190H257V189H256ZM258 190H259V189H258ZM32 191H33V189H32ZM43 191H45V190H43ZM54 191H55V190H53V192H54ZM58 191H59V190H58ZM78 191H79V190H78ZM78 191H77V192H78ZM127 191H128V190H127ZM146 191H147V190H146ZM160 191H161V190H160ZM187 191H188V189H187ZM225 191H226V190H225ZM230 191H231V190H230ZM237 191H239V190H237ZM244 191H245V190H244ZM248 191H249V190H248ZM12 192H13V190H12ZM20 192H21V191H20ZM25 192L22 191V194H23V193L25 194ZM28 192H29V191H28ZM36 192H37V190H36ZM40 192H41V191H40ZM56 192H57V191H56ZM64 192H63V193H64ZM72 192H73V191H72ZM106 192H107V190H106ZM124 192H125V191H124ZM130 192L132 193L133 191L130 190ZM130 192H129V193H130ZM144 192H145V190H144ZM164 192H165V190H164ZM171 192H172V191H171ZM179 192H182V191H179ZM217 192H218V190H216V193H217ZM228 192L226 191V192H224V193H228ZM233 192H234V191H233ZM240 192H242V191H240ZM249 192H250V191H249ZM261 192H263V191H261ZM9 193H11V192H9ZM14 193H15V192H14ZM16 193L19 194V192H18L17 190H16ZM26 193H27V192H26ZM41 193H42V192H41ZM119 193H120V192H119ZM135 193H136V192H135ZM138 193H140V192H138ZM145 193H146V192H145ZM145 193H144V194H145ZM182 193H183V192H182ZM182 193H181V194H182ZM187 193H188V192H187ZM187 193H185V195H186ZM213 193H214V192H213ZM213 193H212V194H213ZM216 193H215V194H216ZM237 193H238V192H237ZM20 194H21V193H20ZM20 194H19V195H20ZM28 194H29V193H28ZM31 194H32V192H31ZM37 194H38V193H37ZM59 194H60V193H59ZM121 194H122V193H121ZM121 194H120V195H121ZM124 194H125V193H124ZM175 194H176V193H175ZM178 194H179V193H178ZM188 194H189V193H188ZM221 194H222V193H221ZM255 194H257V193H255ZM258 194H259V192H258ZM258 194H257V195H258ZM260 194H264V193H260ZM10 195H11V194H10ZM19 195H18V197H19ZM34 195H35V194H34ZM40 195L42 196V194H40ZM52 195H53V194H52ZM54 195H55V194H54ZM78 195H79V194H78ZM80 195H81V194H80ZM104 195H105V194H104ZM107 195H109V194H107ZM110 195H111V194H110ZM122 195H123V194H122ZM151 195H152V194H151ZM183 195H184V194H183ZM216 195H217V194H216ZM230 195H231V194H230ZM230 195H229V196H230ZM236 195H237V194H236ZM238 195H239V193H238ZM238 195H237L236 198H238V197L240 196V195H239V196H238ZM246 195H247V194H246ZM248 195H251V196H252V194H248ZM13 196H14V195H13ZM22 196H23V195H22ZM26 196H27V195H26ZM28 196H29V195H28ZM63 196H64V195H63ZM81 196H82V195H81ZM81 196H80V197H81ZM131 196H132V195H131ZM145 196H146V195H145ZM172 196H173V194H172ZM174 196H175V197H178L177 195H174ZM189 196L192 197V195H189ZM193 196H195V195H193ZM208 196H210V193H209ZM212 196H213V195H212ZM212 196H211V197H212ZM222 196H223V195H222ZM222 196H221V197H222ZM224 196H225V195H224ZM233 196H234V195H233ZM251 196H250V198H252ZM259 196H260V195H259ZM18 197H17V198H18ZM30 197H31V196H30ZM33 197H34V196H33ZM33 197H32V201L34 200ZM69 197H70V196H69ZM95 197H96V196H95ZM101 197H102V196H101ZM108 197L110 198V196H108ZM113 197H115V196H113ZM117 197H118V195H117ZM117 197H116V198H117ZM123 197H124V196H123ZM141 197H142V196H141ZM169 197H170V196H169ZM175 197H174V198H175ZM186 197H187V196H186ZM186 197H185V198H186ZM197 197H198V195H197ZM197 197H196V199H197ZM200 197H201V196H200ZM213 197H214V196H213ZM225 197H226V196H225ZM241 197H242V196H241ZM243 197H244V196H243ZM247 197H248V196H247ZM8 198H9V197H7V199H8ZM13 198L15 199V197H13ZM23 198H24V197H23ZM44 198H45V197H44ZM57 198H58V195H57ZM61 198H62V197H61ZM63 198H64V197H63ZM63 198H62V199H63ZM65 198H66V197H65ZM92 198H93V197H92ZM111 198H112V197H111ZM119 198H121V197H119ZM152 198H154V197H152ZM166 198H167V197H166ZM172 198H173V197H172ZM201 198H202V197H201ZM201 198H200V199H201ZM208 198H209V197H208ZM230 198H231V197H230ZM230 198H229V199H230ZM232 198H234V197H232ZM257 198H258V196H257ZM259 198H260V197H259ZM39 199H40V198H39ZM42 199H43V198H42ZM79 199H80V198H79ZM81 199H82V198H81ZM100 199H101V198H100ZM113 199H114V198H113ZM121 199H122V198H121ZM132 199L134 200V198H132ZM132 199H130V201H131ZM144 199L147 200L146 197H144ZM170 199H171V198H170ZM187 199H188V198H187ZM187 199H185V200L187 201ZM189 199H190V197H189ZM215 199H216V197H215ZM217 199H218V197H217ZM224 199H225V198H224ZM227 199H228V198H227ZM234 199H235V198H234ZM242 199H243V198H242ZM242 199H240L241 202H243ZM260 199H262V198H260ZM8 200H10V199H8ZM20 200L22 201V198H21ZM43 200H44V199H43ZM43 200H42V201H43ZM47 200H48V199H47ZM60 200H61V199H60ZM63 200H64V199H63ZM63 200H62V201H63ZM65 200H66V199H65ZM65 200H64V201H65ZM69 200H70V199H69ZM75 200H76V199H75ZM77 200H78V199H77ZM94 200H95V198H94ZM122 200H123V199H122ZM133 200H132V202H133ZM154 200H155V198H154ZM167 200H168V199H167ZM176 200H177V198H176ZM197 200H198V199H197ZM213 200H214V198H213ZM220 200H223V199L221 198ZM220 200H219V202H220ZM230 200H233V199H230ZM235 200H236V199H235ZM245 200H246V199H245ZM250 200H251V199H250ZM10 201H11V200H10ZM14 201H18V200L16 199V200H14ZM21 201H20V202H21ZM24 201H25V199H24ZM30 201H31V200H30ZM83 201H84V200H83ZM92 201H93V200H92ZM125 201H126V199H125ZM136 201H138V199H136ZM141 201H142V200H141ZM152 201H153V200H152ZM188 201H190V200H188ZM237 201L239 202V199H238ZM247 201H248V200H247ZM252 201H253V200H252ZM260 201H261V200H260ZM38 202H39V201H37V203H38ZM60 202H61V201H60ZM66 202H67V201H65V203H66ZM72 202H73V200H72ZM77 202H78V201H77ZM80 202H81V201H80ZM99 202H100V201H99ZM104 202H105V201H104ZM146 202H147V201H146ZM146 202H145V203H146ZM174 202H175V201H174ZM177 202H178V201H177ZM179 202H180V201H179ZM182 202H183V201H182ZM193 202H194V201H193ZM199 202H200V201H199ZM210 202H212V201H210ZM230 202H231V201H229V203H230ZM238 202H237L236 206H237L238 204H239V205L241 204V203H238ZM244 202H245V201H244ZM249 202H250V201H249ZM253 202H254V201H253ZM258 202H259V200H258ZM7 203H9V201L6 202V204H7ZM24 203H25V202H24ZM39 203H40V202H39ZM39 203H38L37 205H38V206L40 205V207H41V204H39ZM47 203H48V202H47ZM65 203H63V205H64ZM68 203H69V202H68ZM82 203H83V202H82ZM91 203H92V202H91ZM93 203H94V202H93ZM102 203H103V202H102ZM122 203H124V201H122ZM142 203H143V205H144V202H142ZM160 203H161V202H160ZM180 203H181V202H180ZM212 203H213V202H212ZM216 203H217V202H216ZM216 203H215V204H216ZM226 203H227V202H226ZM226 203H223V204H226ZM234 203H235V202L233 201V204H234ZM261 203H262V201H261ZM261 203H260V204H261ZM10 204H11V203H10ZM26 204H27V203H26ZM26 204H25V205H26ZM29 204H30V203H29ZM32 204H33V203H32ZM32 204H30V205H32ZM44 204H46V203H44ZM66 204H67V203H66ZM74 204H75V203H74ZM108 204H109V203H108ZM108 204H107V206H108ZM140 204H141V203H140ZM171 204H172V202H171ZM171 204H170V206H171ZM175 204H177V203H175ZM190 204L193 205L194 203H190ZM196 204H197V203H196ZM210 204H211V203H210ZM210 204H209V205H210ZM213 204H214V203H213ZM217 204H218V203H217ZM221 204H222V203H221ZM244 204H245V205H243V203H242L243 206H246V203H244ZM17 205H18V203H17ZM27 205H28V204H27ZM37 205H33V206L35 207V206H37ZM60 205L62 206V203H60ZM69 205H71V204H69ZM103 205H104V203H103ZM103 205H102V206H103ZM122 205H123V204H122ZM132 205H133V204H132ZM145 205H148V204H145ZM154 205H155V204H154ZM179 205H180V204H179ZM182 205H183V204H182ZM184 205H185V204H184ZM184 205H183V207H184ZM186 205H187V204H186ZM198 205H199V203H198ZM209 205H208V206H209ZM218 205H219V204H218ZM218 205H217V207H221L220 205H219V206H218ZM229 205H232V204L230 203ZM251 205H252V203H251ZM258 205H259V203H258ZM7 206H8V205H7ZM33 206H32V207H33ZM48 206H50V205L48 204ZM83 206L85 207V204H84ZM83 206H82V208H83ZM92 206H93V205H92ZM102 206H101V207H102ZM124 206H125V205H124ZM137 206H138V205H137ZM139 206H140V205H139ZM139 206H138V207H139ZM196 206H197V205H196ZM211 206H212V205H211ZM214 206H215V205H214ZM214 206H213L212 208L209 206V208H211V209L213 210V212L218 211V209H217V210H216V209H213ZM225 206H226V205H224V207H225ZM236 206H235V207H236ZM240 206H241V205H240ZM240 206H239V207H240ZM13 207H14V204H13ZM23 207H24V206H23ZM29 207H31V206H29ZM34 207H33V208H34ZM70 207H71V206H70ZM73 207H75V206H73ZM87 207H88V206H87ZM99 207H100V206H99ZM118 207H119V206H118ZM129 207L131 208L130 203H129ZM140 207H141V206H140ZM154 207H155V206H154ZM175 207H177V206L174 205V208H175ZM179 207H180V206H179ZM181 207H182V206H181ZM187 207H188V206H187ZM187 207H186V208H187ZM189 207H190V206H189ZM191 207H193V206H191ZM199 207H200V206H199ZM199 207H198V208H199ZM224 207H223V209H224ZM226 207L228 208V206H226ZM229 207H230V206H229ZM237 207H238V206H237ZM246 207H247V206H246ZM251 207H252V206H251ZM255 207H256V206H255ZM257 207L259 208V206H257ZM11 208H12V207H10V209H11ZM17 208H18V207H17ZM35 208H36V207H35ZM60 208H61V207H60ZM64 208H65V207H63V209H64ZM94 208H95V207H94ZM97 208H98V206H97ZM184 208H185V207H184ZM198 208H196V209H198ZM215 208H216V207H215ZM227 208H226V210H227ZM232 208H233V207H232ZM249 208H250V206H249ZM260 208H262V205H261ZM27 209H28V208H27ZM68 209H69V208H68ZM71 209H72V207H71ZM74 209H75V208H74ZM88 209H89V207H88ZM100 209H101V208H100ZM107 209H108V207H107ZM109 209H110V208H109ZM122 209H123V208H122ZM125 209H126V206H125ZM125 209H123V210H125ZM152 209H153V208H152ZM170 209H171V208H169V210H170ZM177 209H178V208H177ZM192 209H193V208H192ZM204 209L207 210L208 208H207V209L204 208ZM204 209H202V210H204ZM221 209H222V208H221ZM234 209H235L234 211H237L239 208H234ZM236 209H237V210H236ZM241 209H242V208H241ZM245 209H247V208H245ZM262 209H263V208H262ZM13 210L16 211V210H18V209H16V210L13 209ZM23 210H25V207L23 208ZM36 210H37V208H36ZM36 210L34 209V212L37 213L38 210H37V211H36ZM44 210H45V209H44ZM44 210H43V211H44ZM46 210H47V209H46ZM65 210H66V209H65ZM86 210H87V209H86ZM123 210H122V211H123ZM131 210H132V209H131ZM147 210H148V209H147ZM156 210H157V209H156ZM178 210H179V209H178ZM184 210H185V209H184ZM188 210H191V208H190V209L188 208ZM200 210H201V209H200ZM202 210H201V211H202ZM208 210H209V209H208ZM208 210H207V211H208ZM212 210H211V211H212ZM214 210H216V211H214ZM226 210H224V211H226ZM239 210H240V209H239ZM242 210H243V209H242ZM247 210H248V209H247ZM247 210H246V211H247ZM251 210H252V209H251ZM259 210H261V209H259ZM11 211H12V210H11ZM11 211H10V212H11ZM21 211H22V208L20 209L19 212H21ZM32 211H33V210H32ZM56 211H58V210H56ZM81 211H83V210H81ZM98 211H99V210H98ZM119 211H120V210H119ZM122 211H121V213H122ZM135 211H136V210H135ZM180 211H182V210H180ZM207 211H206V212H203V211H202V212L207 214ZM211 211H210V212H211ZM219 211H220V208H219ZM50 212H54V211L52 210V208H51V211H50ZM65 212H66V211H65ZM75 212H76V211H75ZM100 212H101V211H100ZM102 212H103V211H102ZM102 212H101V213H102ZM141 212H142V210H141ZM143 212H144V211H143ZM152 212H153V210H152ZM169 212H170V211H169ZM185 212H186V211H185ZM193 212H194V211H193ZM193 212H192V213H193ZM197 212H198V211H197ZM208 212H209V211H208ZM220 212H221V211H220ZM228 212H229V211H228ZM238 212H239V211H238ZM244 212H245V211H244ZM249 212H250V210H249ZM249 212H248V213H249ZM262 212H263V211H262ZM16 213H17V212H16ZM21 213H22V212H21ZM30 213H31V212H30ZM62 213H64V211H63ZM79 213H80V212H78V215H79ZM81 213H82V212H81ZM98 213H99V212H98ZM119 213H120V212H119ZM121 213H120V214H121ZM132 213H133V212H132ZM149 213H151V212H149ZM149 213H148V215H149ZM153 213H154V212H153ZM172 213H173V212H172ZM187 213H188V212H187ZM200 213H201V212H200ZM221 213H223V211H222ZM240 213H241V212L238 213V216H239ZM245 213H246V212H245ZM256 213H257V212H256ZM256 213H254V214H256ZM258 213H261V211H258ZM258 213H257V214H258ZM263 213H264V212H263ZM22 214H23V213H22ZM68 214H70V212H69ZM71 214H72V213H71ZM83 214H84V213H83ZM83 214H82V215H83ZM89 214H90V213H89ZM89 214H88V216H89ZM126 214H127V213H126ZM130 214H131V212H130ZM139 214H141V213H139ZM184 214H185V213H182V215H184ZM195 214H196V213H194V215H195ZM206 214H202V216H203V215H206ZM208 214H210V213H208ZM223 214H224V213H223ZM229 214H230V213H229ZM236 214H237V213H236ZM35 215H36V214H35ZM44 215H45V214H44ZM48 215L50 216V214H48ZM51 215H52V214H51ZM54 215H55V214H54ZM80 215H81V214H80ZM85 215H86V214H85ZM85 215H84V216H85ZM90 215H91V214H90ZM103 215H104V214H103ZM124 215H125V213H124ZM124 215H123V216H124ZM133 215H134V214H133ZM141 215H143V214H141ZM172 215H173V214H172ZM176 215H177V214H176ZM188 215H189V214H188ZM188 215H187V216H188ZM199 215H200V214H199ZM214 215H216V214H214ZM218 215H220V213H219ZM247 215H248V214H247ZM262 215H263V214H262ZM15 216H16V215H15ZM42 216H43V215H42ZM42 216H40V215L38 214V216H37V217L35 216V218H39V217L41 218ZM68 216H71V215H68ZM73 216L76 217V215H74V214H73ZM88 216H86V217H88ZM92 216H93V215H92ZM123 216H122V217H123ZM192 216H193V215H192ZM196 216H197V215H196ZM206 216H207V215H206ZM211 216H212V219H213V218H214L213 215H210L209 217H211ZM243 216H244V215H243ZM252 216L254 217V215H252ZM259 216H260V215H259ZM31 217L33 218L34 216H30V215H29V220H30ZM44 217L46 218V217H48V216L45 215ZM86 217H85V218H86ZM103 217H104V216H103ZM131 217H132V216H131ZM138 217H139V215H138ZM158 217H159V216H158ZM169 217H170V216H169ZM180 217H181V215H180ZM183 217H184V216H183ZM183 217H182V218H183ZM189 217H190V216H189ZM199 217H200V216H199ZM219 217H220V216H219ZM244 217H246V216H244ZM248 217H249V216H248ZM256 217H258V215H257ZM256 217H255V219H256ZM18 218H19V217H18ZM23 218H24V217H22L21 219L23 220ZM32 218H31V220H32ZM49 218L51 219L52 217L50 216ZM71 218H72V217H71ZM79 218H81V217H79ZM82 218H83V216H82ZM97 218H98V215H97ZM124 218H125V217H124ZM136 218H137V217H136ZM139 218H140V217H139ZM144 218H145V217H144ZM146 218H147V217H146ZM156 218H157V217H156ZM172 218H173V217H172ZM174 218H175V217H174ZM187 218H188V217H187ZM190 218H191V217H190ZM192 218H193V217H192ZM204 218H205V216H204ZM206 218H207V217H206ZM206 218H205V220L207 221L208 219H206ZM220 218H221V217H220ZM223 218H224V215H223ZM236 218H237V216H236ZM249 218H250V217H249ZM258 218H260V217H258ZM12 219H13V218H12ZM24 219H25V218H24ZM26 219L28 220V218H26ZM46 219H47V221H49L48 218H46ZM53 219H54V217H53ZM56 219H57V218H56ZM56 219H55V220H56ZM67 219H68V217H67ZM67 219H66V221H67ZM69 219H70V217H69ZM69 219H68V220H69ZM74 219H75V218H74ZM76 219H78V218H76ZM83 219H84V218H83ZM92 219H93V218H92ZM92 219H91V220H92ZM128 219H129V218H128ZM141 219H142V218H141ZM141 219H140V220H141ZM148 219H149V217H148ZM153 219H154V218H153ZM158 219H159V218H158ZM179 219H180V218H179ZM226 219H227V218H226ZM261 219H262V218H261ZM19 220H20V218H19ZM19 220H18V221H19ZM40 220H41V219H40ZM85 220H86V219H85ZM88 220H89V218H88ZM105 220H106V219H105ZM124 220H125V219H124ZM138 220H139V219H138ZM138 220H137V221H138ZM150 220H151V218H150ZM180 220H181V219H180ZM185 220H186V218H185ZM191 220H192V219H190V221H191ZM193 220H194V219H193ZM196 220H197V218H196ZM217 220H218V219H217ZM224 220H225V219H224ZM234 220H235V219H234ZM23 221H24V220H23ZM23 221H22V222H23ZM25 221H26V220H25ZM34 221L37 222L36 219H35ZM47 221H46V222H47ZM51 221H52V222H51ZM51 221H50V223H51V226L53 227V230H54V233H55L54 236H51V235H44V234L46 233L47 229H45V231H44L45 233L42 232V231H40V230H38V231H40V232H36V233H34V234H33V232H32V233L29 232V234H28L29 236H27V237H26V234L24 233V234H25L24 237H25L27 243H25V244L23 245V242H22V245H23V248H25L26 250L23 249V248L18 249L19 252H18L17 254H19L20 251H21L22 253H24V255H26L28 251L33 250V252H31V253H33V254L31 255V261H30V262H27L26 264H97V263H98V264H131V263H132V262L129 263V262L125 259L126 257L124 256V253H123V256H124L125 258L123 257V258H121V260H119V259H115V261H113V259L110 260V259L107 257L108 255L106 256V254H107V253H106L104 256H101V257H104V259H103L102 261H100V260H98V259H96L95 257L92 256V254L90 253L91 251H90V252H88V251H82V250L80 251L79 249H77L78 247L76 248V247H74V246H72V245L70 244V243L73 244L75 241H74V238L72 237L73 235L70 236V237L73 238V241H74V242H72V241L69 240V239H70V238L68 237L69 234H68V232L65 230V228L63 227V226H66V225L61 226V225H58V224L54 223L53 220H51ZM56 221H57V220H56ZM78 221H79V220H78ZM92 221H95V220L93 219ZM98 221H100V220H98ZM152 221H154V220H152ZM177 221L179 222V220H177ZM187 221H188V220H187ZM187 221H184V222H187ZM209 221H210V219H209ZM226 221H228V220H226ZM11 222H12V221H11ZM30 222H31V221H30ZM30 222H29V223H30ZM32 222H33V220H32ZM46 222H45V223H46ZM63 222H64V221H63ZM67 222H68V221H67ZM79 222H80V221H79ZM84 222L86 223V221H84ZM124 222H125V221H124ZM140 222H141V221H140ZM147 222H150V221H147ZM173 222H174V221H173ZM197 222H199V221L197 220ZM202 222L205 223L204 220H202ZM211 222H212V221H211ZM214 222H216V221H214ZM220 222H221V221H220ZM236 222H237V221H236ZM259 222H261V221H259ZM9 223H10V222H9ZM14 223H15V222H14ZM74 223H76V222H74ZM143 223H144V222H143ZM156 223H157V222H156ZM158 223H159V222H158ZM160 223H161V222H160ZM191 223H192V222H191ZM194 223H195V221L193 222V224H194ZM212 223H213V222H212ZM218 223H219V222H218ZM243 223H244V222H243ZM245 223H246V221H245ZM261 223H263V222H261ZM25 224H28V223L25 222V223H22L21 225L24 227ZM31 224H32V223H31ZM46 224H47V223H46ZM48 224H49V223H48ZM64 224H65V222H64ZM71 224H73V222H72ZM71 224H69V225L72 226ZM93 224H94V223H93ZM102 224H104V222H102ZM114 224H115V223H114ZM136 224H137V222H136ZM184 224H186V223H184ZM193 224H191V226H192ZM198 224H199V223H198ZM198 224H196V225L194 224V225L197 226ZM201 224H203V223H201ZM201 224H200V225H201ZM207 224L209 225L208 221H207ZM207 224H206V225H207ZM215 224H216V223H215ZM220 224H221V223H220ZM222 224H223V222H222ZM18 225H19V223H18ZM18 225H17V226H18ZM35 225H36V224H35ZM39 225H40V223H39ZM39 225H38V226H39ZM49 225H50V224H49ZM84 225H85V224H84ZM84 225H83V226H84ZM86 225H88V224L86 223ZM86 225H85V226H86ZM108 225H109V222H108ZM116 225H117V224H116ZM124 225H125V224L123 223L122 226H124ZM138 225H139V224H138ZM144 225H145V224H144ZM158 225H159V224H158ZM166 225H167V224H166ZM166 225H165V226H166ZM189 225H190V224H189ZM189 225L187 224V226H189ZM194 225H193V226H194ZM213 225H214V224H213ZM224 225H225V224H224ZM251 225H252V224H251ZM259 225H260V224H259ZM28 226H29V225H28ZM70 226H69V227H70ZM74 226H75V225H74ZM79 226H81V225H79ZM79 226H78V227H79ZM83 226H82V227H83ZM85 226H84V227H85ZM110 226H111V225H110ZM128 226H129V225H127V227H128ZM151 226H152V225H151ZM155 226H156V225H155ZM161 226H162V225H161ZM177 226H179V225H177ZM180 226H181V225H180ZM193 226H192V227H193ZM203 226H204V225H203ZM203 226H202V229H203ZM211 226H212V224H211ZM228 226H229V225H228ZM239 226H240V225H239ZM262 226H263V224H262ZM262 226H261V227H262ZM10 227H11V226H10ZM15 227H16V226H15ZM18 227H19V226H18ZM35 227H36V226H35ZM39 227H40V226H39ZM39 227H38V228H39ZM89 227H90V225H89ZM105 227H106V226H105ZM108 227H109V226H108ZM108 227H107V228H108ZM119 227H120V226H119ZM134 227H135V224H134ZM139 227H140V226H139ZM183 227H184V226H183ZM197 227H199V226H197ZM205 227H206V226H205ZM208 227H209V226H208ZM222 227H223V225H222ZM6 228H7V227H6ZM16 228H17V227H16ZM24 228H25V227H24ZM28 228H29V227H28ZM32 228H33V227H32ZM40 228H43V227H40ZM40 228H39V229H40ZM45 228H48V225H47V226L45 225ZM49 228L51 229L50 226H49ZM87 228H88V227H87ZM91 228H92V227H91ZM94 228H95V227H94ZM113 228H114V227H113ZM124 228H125V227H124ZM144 228H145V227H144ZM151 228H152V227H151ZM157 228H158V227H157ZM188 228H189V227H188ZM199 228H201V227H199ZM215 228H216V226H215ZM220 228H221V227H220ZM224 228H225V227H224ZM240 228L242 229V227H240ZM243 228H244V227H243ZM246 228H247V227H246ZM258 228H259V226H258ZM262 228H264V227H262ZM7 229H9V228H7ZM11 229H12V228H11ZM26 229H27V228H26ZM66 229H67V228H66ZM68 229H69V228H68ZM99 229L101 230L100 227H99ZM99 229H98V230H99ZM147 229H148V228H147ZM147 229H146V230H147ZM152 229H153V228H152ZM154 229H155V228H154ZM158 229H159V228H158ZM178 229L181 230V228H178ZM196 229H197V228H196ZM204 229H205V228H204ZM204 229H203V230H204ZM206 229H207V227H206ZM217 229H218V228H217ZM230 229H231V228H230ZM230 229H229V230H230ZM233 229H234V228H233ZM244 229H245V228H244ZM244 229H243V230H244ZM5 230H6V229H5ZM5 230H4V231H5ZM15 230H16V229H15ZM17 230H19V229H17ZM34 230H35V229H34ZM34 230H31V231H34ZM51 230H52V229H51ZM78 230H80V228H79ZM112 230H113V229H112ZM132 230H133V229H132ZM146 230H145V231H146ZM176 230H177V229H176ZM197 230H198V229H197ZM208 230H209V229H208ZM208 230H207V231H208ZM213 230H214V232L217 231L216 229H213ZM219 230L221 231V229H219ZM226 230H228V229H226ZM251 230H252V229H251ZM75 231H76V230H74V232H75ZM89 231H91V230H89ZM139 231H140V230H139ZM145 231H144V232H145ZM168 231H169V230H168ZM174 231H175V230H174ZM186 231H187V230H186ZM190 231H191V230H190ZM204 231H205V230H204ZM210 231H212V230H210ZM220 231H218V232H220ZM235 231H236V230H235ZM245 231H246V230H245ZM8 232H9V231H8ZM8 232H7V233H8ZM15 232H17V231H15ZM72 232H73V231H72ZM79 232H82V233H83V231H81V230H80ZM95 232H98V231L95 230ZM108 232H109V231H108ZM110 232H111V231H110ZM118 232H119V231H118ZM121 232H122V231H121ZM127 232H128V231H127ZM127 232H126V233H127ZM133 232H134V231H133ZM140 232H141V231H140ZM191 232H192V231H191ZM199 232H200V231H198V233H199ZM208 232H209V231H208ZM208 232H207V233H208ZM212 232H213V231H212ZM232 232H233V231H232ZM239 232H240V230H239ZM259 232H260V231H259ZM262 232H263V231H262ZM7 233H6V234H7ZM39 233H40V235H39ZM47 233H49V231H48ZM75 233H76V232H75ZM75 233H74V235H75ZM87 233H88V232H87ZM135 233H136V231H135ZM150 233H151V232H150ZM154 233H155V232H154ZM168 233H169V232H168ZM181 233H182V232H181ZM189 233H190V232H189ZM196 233H197V232H196ZM198 233H197V234H198ZM200 233H201V232H200ZM229 233H230V232H229ZM240 233H241V232H240ZM254 233H256L255 230H254ZM10 234H11V233H10ZM10 234H9V235H10ZM14 234H15V233H14ZM22 234H23V233H22ZM22 234H21V235H22ZM37 234H38V235H37ZM79 234H80V233H79ZM94 234H96V233H94ZM104 234H105V233H104ZM115 234H116V233H115ZM124 234H125V233H124ZM179 234H180V233H179ZM201 234H202V233H201ZM204 234H205V233H204ZM208 234H209V233H208ZM208 234H207V235H208ZM210 234H211V232H210ZM221 234H222V233H221ZM225 234H226V233H225ZM232 234H234V233H232ZM244 234H245V233H244ZM4 235H5V233H4ZM4 235H3V236H4ZM9 235H8V236H9ZM77 235H78V233H77ZM88 235H89V234H88ZM109 235H110V234H109ZM117 235H118V234H117ZM130 235H131V234H130ZM149 235H150V234H149ZM162 235H163V234H162ZM193 235H194V234H193ZM195 235H196V234H195ZM195 235H194V236H195ZM198 235H199V234H198ZM223 235H224V234H223ZM253 235H254V234H253ZM259 235H260V233H259ZM5 236H6V235H5ZM11 236H12V235H11ZM15 236H16V235H15ZM15 236H14V238H15ZM18 236H20V235H18ZM79 236H80V235H79ZM104 236H106V235H104ZM111 236H112V234H111ZM124 236H125V235H124ZM127 236H128V235H127ZM135 236H136V235H135ZM163 236H164V235H163ZM167 236H168V235H167ZM189 236H191V235H189ZM211 236H212V235H211ZM214 236H215V235H214ZM214 236H213V237H214ZM220 236H221V235H220ZM220 236H219V237H220ZM225 236H226V235H225ZM231 236H232V235H231ZM231 236H230V237H231ZM251 236H252V235H251ZM257 236H258V232H257ZM6 237H7V236H6ZM12 237H13V236H12ZM16 237H17V236H16ZM21 237H22V236H21ZM88 237H89V236H88ZM90 237H91V236H90ZM97 237H99V236L97 235ZM109 237H110V236H109ZM112 237H114V236H112ZM112 237H111V239H112ZM151 237H152V236H151ZM182 237H183V236H182ZM192 237H193V236H192ZM192 237H191V238H192ZM195 237H199V236H195ZM195 237H194V238H195ZM201 237H202V236H201ZM216 237H217V235H216ZM234 237L236 238V236H234ZM248 237H249V236H248ZM254 237H255V236H254ZM261 237H262V234H261ZM17 238H19V237H17ZM22 238H23V237H22ZM95 238H96V237H95ZM95 238H94V239H95ZM139 238H140V237H139ZM152 238H153V237H152ZM156 238H157V237H156ZM178 238H179V237H178ZM208 238H209V236L207 237V239H208ZM224 238H225V237H224ZM226 238H227V237H226ZM231 238H232V237H231ZM255 238H256V237H255ZM25 239H24V240H25ZM86 239H88V238H86ZM104 239H105V238H104ZM123 239H124V238H123ZM130 239H131V238H130ZM140 239H143V238H140ZM150 239H151V238H150ZM202 239H203V237H202ZM207 239H206V240H207ZM242 239H243V238H242ZM250 239H251V238H250ZM250 239H249V240H250ZM9 240H10V238H9ZM12 240H14V239H12ZM18 240H19V239H18ZM96 240H97V238H96ZM107 240H108V242H107ZM118 240H119V239H118ZM128 240H129V239H128ZM131 240L134 241V238H132ZM136 240H137V239H136ZM136 240H135V241H136ZM145 240H146V239H145ZM152 240H153V239H152ZM157 240H159V239H157ZM176 240H177V239H176ZM183 240H184V239H183ZM187 240H189V239H187ZM193 240H194V239H193ZM206 240H204V241H206ZM214 240H215V239H214ZM223 240H224V239H223ZM231 240H232V239H231ZM238 240H239V239H238ZM238 240H237V241H238ZM0 241H2V240L0 239ZM6 241H7V240H6ZM61 241H62V242H61ZM85 241H86V240H85ZM85 241H84V242H85ZM99 241H100V239H99ZM103 241H104V242H103V243H104L103 250H104L105 252H108V253L112 252V250L114 249V244H112V243H113V240H112V242H111L110 239H105V240H103ZM115 241H116V240H115ZM147 241H148V240H147ZM189 241H191V240H189ZM189 241H188V242H189ZM218 241H219V240H218ZM226 241H227V240H226ZM226 241H225V243H227ZM247 241H248V240H247ZM247 241H246V242H247ZM250 241H251V240H250ZM263 241H264V240H263ZM15 242H16V241H15ZM15 242L13 241V243H15ZM20 242H21V240H20ZM79 242H80V241H79ZM91 242H93V241H91ZM106 242H107V243H106ZM118 242L120 243V241H118ZM122 242H123V241H122ZM140 242H141V241H140ZM140 242L138 241V244H139ZM180 242H181V240H180ZM188 242H186V245H187ZM200 242H201V241H200ZM202 242H203V241H202ZM213 242H214V241H213ZM213 242H212V244H213ZM258 242H259V241H258ZM8 243H9V242H8ZM13 243H12V244H13ZM16 243H17V242H16ZM96 243H97V242H96ZM96 243H95V244H92V245H96ZM98 243H99V242H98ZM116 243H117V242H116ZM127 243H129V242L127 241ZM127 243H126V247H127ZM134 243H135V242H134ZM134 243H133V244H134ZM143 243H144V242H143ZM146 243H147V242H146ZM159 243H160V242H159ZM181 243H182V242H181ZM181 243H179V246H180V245H181V246L183 245V244H181ZM195 243H196V241H195ZM203 243H204V242H203ZM216 243H217V242H216ZM218 243H219V242H218ZM260 243H261V242H260ZM9 244H10V243H9ZM61 244H63V245H61ZM75 244H76V243H74L73 245H75ZM86 244H87V243H86ZM89 244H90V243H89ZM99 244H100V243H99ZM123 244H124V243H123ZM141 244H142V243H141ZM151 244H152V243H151ZM190 244H192V243H190ZM205 244H206V243H205ZM251 244H252V242H251ZM257 244H258V243H257ZM14 245H15V244H14ZM14 245H12V246L14 247ZM17 245H18V243L16 244V246H17ZM79 245H81V243H80ZM82 245H83V243H82ZM87 245H88V244H87ZM128 245H129V244H128ZM144 245H145V244H144ZM144 245H143V246H144ZM148 245H149V244H148ZM161 245H162V244H161ZM175 245H176V244H175ZM188 245H189V243H188ZM188 245H187V246H188ZM201 245H202V244H201ZM207 245H208V244H207ZM207 245H206V246H207ZM235 245H236V244H235ZM246 245H247V244H246ZM258 245H259V244H258ZM4 246H8L7 243H6ZM10 246H11V245H10ZM77 246H78V245H77ZM88 246H89V245H88ZM88 246H87V248H88ZM159 246H160V245H159ZM187 246H186V247H187ZM219 246H220V245H219ZM236 246H237V248H239L241 245H240V246H239V245H236ZM236 246H235V247H236ZM238 246H239V247H238ZM247 246H248V245H247ZM255 246H256V243H255ZM18 247H20V246L18 245ZM81 247H82V246H81ZM93 247H94V246H93ZM95 247H96V246H95ZM101 247H102V246H101ZM117 247H118V246H117ZM137 247H139V246H137ZM190 247H191V245H190ZM204 247H205V246H204ZM233 247H234V246H233ZM241 247H242V246H241ZM3 248H5V247H3ZM139 248H140V247H139ZM144 248H146V247H144ZM161 248H162V247H161ZM167 248H168V247H167ZM196 248H197V246H196ZM202 248H203V247H202ZM205 248H206V247H205ZM207 248H208V247H207ZM213 248H215V247L213 246ZM237 248H236V249H237ZM14 249H15V248H14ZM82 249H83V247H82ZM96 249H98V248H96ZM120 249H121V248H120ZM122 249H123V248H122ZM187 249H188V248H187ZM194 249H195V246H194ZM197 249H198V248H197ZM199 249H200V252H201V251H202L201 248H199ZM226 249H227V246H226ZM242 249H243V248H242ZM260 249H261V248H260ZM260 249H259V250H260ZM5 250H6V249H5ZM11 250H12V249H11ZM18 250H17V251H18ZM83 250H84V249H83ZM114 250H115V249H114ZM114 250H113V251H114ZM151 250H152V249H151ZM155 250H158V249L156 248ZM169 250H170V249H169ZM189 250H190V249H189ZM189 250H187V251H189ZM205 250H207V249H205ZM208 250H209V248H208ZM211 250H213V249H211ZM211 250H210V251H211ZM214 250H215V249H214ZM217 250H218V249H217ZM228 250H229V249H227V252H228ZM243 250H244V249H243ZM245 250H246V249H245ZM2 251H4V250H2ZM2 251H1V252H2ZM9 251H10V250H9ZM9 251H8V252L6 251V252L9 253ZM97 251H98V250H97ZM97 251H92V253H95V252H97ZM115 251H116V250H115ZM123 251H124V250H123ZM126 251H127V250H126ZM128 251H129V250H128ZM187 251H186V252H187ZM190 251H191V250H190ZM194 251H195V250H194ZM236 251H238V250H236ZM252 251H253V250H252ZM257 251H258V250H257ZM10 252H11V251H10ZM98 252H99V251H98ZM98 252H97V253H98ZM161 252H162V251H161ZM179 252H180V251H179ZM184 252H185V251H184ZM186 252H185V253H186ZM196 252H197V251H196ZM196 252H195V253H196ZM203 252H204V251H203ZM203 252H202V253H203ZM205 252H206V251H205ZM225 252H226V250H225ZM240 252H241V251H240ZM246 252H247V251H246ZM14 253H15V252H14ZM22 253H21V254H22ZM117 253H118V252H117ZM120 253H121V252H120ZM157 253H158V252H157ZM167 253H168V252H167ZM167 253H166V254H167ZM197 253H198V252H197ZM211 253H212V252H211ZM223 253H224V252H223ZM228 253H230V252H228ZM231 253H232V252H231ZM244 253H245V251H244ZM5 254H6V253H5ZM11 254H12V252H11ZM99 254H100V253H98V255H99ZM112 254H113V252H112ZM128 254H129V253H128ZM163 254H164V253H163ZM186 254H187V253H186ZM186 254H185V256L187 257ZM191 254H192V253H191ZM198 254H199V253H198ZM198 254H197V255H198ZM233 254H234V253H233ZM235 254H236V253H235ZM235 254H234V256H235ZM248 254H249V253H248ZM257 254L259 255L258 252H257ZM2 255H4V254L2 253ZM9 255H10V254H9ZM14 255H15V254H12V256H14ZM98 255H97V257H98ZM167 255H168V254H167ZM178 255H179V254H178ZM188 255H189V253H188ZM201 255H202V254H201ZM207 255H208V253H207ZM211 255H212V254H211ZM214 255H215V253H214ZM214 255H213V256H214ZM231 255H232V254H231ZM5 256L7 257L8 255L6 254ZM19 256H20V255H19ZM19 256H18V257H19ZM134 256H136V254H134ZM137 256H139V255H137ZM172 256H173V255H172ZM179 256H181V253H180ZM182 256H184V255H182ZM191 256H193V255H191ZM195 256H196V255H195ZM199 256H200V254H199ZM213 256H212V257H213ZM229 256H230V255H229ZM243 256H244V255H243ZM243 256H242V257H243ZM245 256H247V255H245ZM245 256H244V257H245ZM255 256H256V255H254V257H255ZM1 257H3V256H1ZM20 257H21V256H20ZM22 257H23V254H22ZM24 257H26V256H24ZM131 257H132V256H131ZM163 257H164V256H163ZM174 257H175V256H174ZM174 257H171V258H174ZM177 257H178V256H177ZM201 257H202V256H201ZM207 257H208V256H207ZM232 257H233V256H231V258H232ZM236 257H238V256H235V258H233V259H236ZM256 257H257V256H256ZM262 257H263V254H262L261 258H262ZM7 258H9V257H7ZM7 258H5L6 261H7ZM94 258H95V259H94ZM114 258H115V257H114ZM133 258H137V257H133ZM166 258H167V257H166ZM183 258H184V257H183ZM187 258H188V257H187ZM187 258H184V259H187ZM189 258H190V256H189ZM189 258H188V260H189ZM202 258H203V257H202ZM202 258H201V259H202ZM238 258H239V257H238ZM240 258H241V256H240ZM247 258H251V256H249V257L247 256ZM0 259H1V258H0ZM9 259H11V258H9ZM12 259H13V258H12ZM14 259L17 260L16 258H14ZM24 259H25V258H24ZM142 259H143V258H142ZM174 259H175V258H174ZM201 259L199 258L198 263H199V262L201 263ZM206 259H207V258H206ZM214 259H216V258H214ZM219 259H220V258H219ZM219 259H218V260H219ZM223 259L225 260L224 257H223ZM226 259H227V256H226ZM233 259H232V260H233ZM243 259H244V258H243ZM243 259H241V260L239 259V260L242 262L241 264H246L247 261H250V260H247V261L245 262ZM19 260H20V259H19ZM21 260H22V258H21ZM96 260H97V263H96ZM116 260H117V261H116ZM140 260H141V259H140ZM145 260H146V259H145ZM145 260H144V261H145ZM163 260H164V259H163ZM170 260H171V259H170ZM172 260H173V259H172ZM181 260H182V259H181ZM181 260H179V262H181ZM204 260H205V259H204ZM211 260H212V259H210V261H211ZM218 260H217V261H218ZM224 260H222V262H223ZM242 260H243V261H242ZM255 260H257V259L255 258ZM260 260H261V259H260ZM263 260H264V258H263ZM3 261H4V260H3ZM17 261H18V260H17ZM144 261H143V263H144ZM173 261H175V260H173ZM173 261H172V262H173ZM193 261H194V260H193ZM193 261H190V262H193ZM226 261H227V260H226ZM226 261H225V262H226ZM228 261H229V260H228ZM230 261H231V260H230ZM234 261H235V260H234ZM22 262H24V261H22ZM25 262H26V260H25ZM25 262H24V263H25ZM154 262H156V261H154ZM154 262H153L152 264H154ZM190 262H189V263H190ZM194 262H195V261H194ZM206 262H207V261H206ZM212 262H213V261H212ZM218 262H220V261H218ZM225 262H223V263L226 264ZM237 262H238V261H237ZM255 262H257V261H255ZM2 263H3V262H2ZM2 263H1V264H2ZM9 263H10V260H9ZM20 263H21V262H20ZM20 263H19V262H18V263L13 262V263H11V264H20ZM133 263H134V262H133ZM133 263H132V264H133ZM137 263H138V262H137ZM139 263H140V262H139ZM139 263H138V264H139ZM149 263H150V262H149ZM149 263H148V264H149ZM166 263H167V262H166ZM182 263H183V261L181 262V264H182ZM196 263H197V262H196ZM196 263H195V264H196ZM216 263H217V262H216ZM228 263H229V262H228ZM231 263H232V261H231ZM238 263H240V262H238ZM238 263H237V264H238ZM7 264H8V263H7ZM156 264H157V263H156ZM167 264H168V263H167ZM186 264H188L187 261H186ZM191 264H192V263H191ZM201 264H203V263H201ZM214 264H215V263H214Z\"/></svg>", "mask_w": 264, "mask_h": 264}]
</instances>
